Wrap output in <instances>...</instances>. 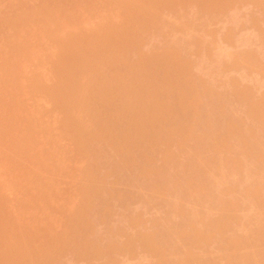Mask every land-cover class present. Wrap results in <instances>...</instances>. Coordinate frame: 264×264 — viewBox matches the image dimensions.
Instances as JSON below:
<instances>
[{"label":"rangeland","instance_id":"374dc122","mask_svg":"<svg viewBox=\"0 0 264 264\" xmlns=\"http://www.w3.org/2000/svg\"><path fill=\"white\" fill-rule=\"evenodd\" d=\"M255 1V2H254ZM228 2H230V3H228ZM261 2V3H260ZM264 2V1H263ZM259 3V4H258ZM216 10V12L214 13L215 15H216V13H217V15H216V17H213V16H209V15H214L213 14V10ZM212 10V11H211ZM209 11H211L210 13L211 14H209ZM131 14H134L133 16L131 15ZM130 15V16H129ZM214 15V16H215ZM210 17L212 18V19H210ZM189 24H191V28H189L188 27V25ZM149 26V27H148ZM150 26H152V27H150ZM118 28L119 30H121V32H123V33H128V34H134V32H136L134 35L132 34V36H131V34H130V36H131V38L133 39V38H135V37H133V36H136L139 40H146V37L148 38V40L147 41H145L144 42V40H143V44L144 43H146L147 44V42H148V44L146 45V46H144L143 47V45H142V48H144V49H140V50H144V54H137V53H139V50L137 49V51L136 50H133L132 52H135V55H136V57H135V55H133L134 57V61L135 62H137V61H139L140 59L141 60H144V61H142V63L141 64H143V65H138V64H140L139 62L141 61H139V62H137L138 64H136L132 59L131 60H129V59H127V56L129 57L130 55H129V52L130 53H132L131 51H130V49L128 50H126V49H124L125 51H127L128 53H126L124 50L122 51V53L126 56H123L125 59L123 60L122 59V53L120 54V56L119 55H117V53L116 54H114V50L112 51V49H108L109 51H111V53H113L112 54V56H118V58H120L121 57V60H119V59H116L117 57H115V59H114V57L112 58V59H109L110 57H112L111 56V53H109L108 52V50L107 49H104L103 48V44H102V38H101V36H100V34L101 33H107V34H110V32L112 33V30L114 29V28ZM188 27V29L190 30H188L189 32H191V34L193 35V33H195L196 34V37L198 38V37H201L200 39H202V40H204V41H202L203 43H204V46L202 45V42H199V40H198V42H199V44L197 45V42H194V44H192V42H191V40H192V37L193 36H195V34L191 37L190 36V33H189V36L188 35H186V37H185V39H184V36L183 35H185V33H187V31L185 32V30H187L186 28ZM149 28H150V30H149ZM152 28V29H151ZM185 28V29H184ZM183 30L185 33L183 34V32H181V31ZM168 33H172V37H173V35L175 36V38H176V41L171 37V35H170V37H171V39H169L170 37H168V39H169V41H166V43L164 42V40H167V35H168ZM187 33V34H188ZM167 34V35H166ZM183 34V35H182ZM139 35V36H138ZM140 36L142 37L141 39H140ZM145 36V37H144ZM144 37V38H143ZM188 37H191V39H189ZM195 37V38H196ZM231 37H232V40H231ZM165 38V39H164ZM184 39V40H186V38L187 39H189L190 41H188V42H191V44L192 45H194L195 46V44L197 45V46H199V48L196 46V47H194V46H191V44L190 43H187L186 41H184V42H181L182 40L181 39ZM193 39L194 41L195 40H197V38L196 39ZM137 39V40H138ZM178 39H180L179 40V42H181V43H183V44H181L180 46H182V47H180L179 46V42H178ZM135 40V39H134ZM172 40H174L178 45H174V44H171V41ZM192 40V41H193ZM201 41V40H200ZM113 42H115L114 44L116 45L117 43H116V41L114 40V41H112L111 43L112 44H110L113 48H116V46L113 44ZM167 42H169L170 44H167ZM141 43H142V41H141ZM173 43V42H172ZM75 44H80V46L79 45H75ZM167 44V45H166ZM76 47H75V46ZM101 45H102V48H101ZM118 45V44H117ZM200 45H202L203 47H206L205 45H207L208 47V49H211L210 51H212L213 53L211 54V52H209L208 53V51L206 52V50H207V48H206V50H205V48H203L202 46H200ZM77 46H79V48H77ZM179 46V47H178ZM75 47V48H74ZM210 47V48H209ZM79 49V50H76V52H75V49ZM80 48H82V49H80ZM201 48H203V49H201ZM102 49V50H101ZM180 49V50H179ZM82 52H81V51ZM103 50H107V51H103ZM201 50H204V52H206V56L205 55H202L203 54V52H201ZM247 50V51H246ZM64 51H66V55H65V52ZM70 51H72V53L74 52L75 53V55H74V53L73 54H71L70 53ZM77 51H78V53H77ZM81 53H80V52ZM100 51V52H99ZM103 51V52H102ZM141 51V52H142ZM243 51H246V52H248L249 51V55H252L253 57H251V59H250V61L249 60H247V62H251V61H255V63L257 64V63H261V61H262V65L264 64V5L262 4V0L260 1L259 0V2H258V0H229V1H227V0H0V264H56V263H58V262H60L61 264H95L94 263V257H96V256H100V259H102L101 258V256L103 257L104 256V258H105V256H106V261L103 259V260H101L103 263H101V261L100 260H98L97 258H96V261H97V263L96 264H152V262L153 261H155V262H157V261H160V259L159 260H157V259H155V260H151V259H153V253L155 252L154 250H153V252H152V256H150L149 254H148V252H146L147 251V248H148V245H144V243H143V245H144V248L141 246V244H142V240H143V238L141 239V237H143V235H144V233H146V235H148V236H150L149 237V239H152L151 237H157V240H160L161 242H163V239L161 240L160 238L158 239V237H160V234L159 235H156L155 233L156 232H161L162 230L164 231L165 229H162L163 227H165V224H168L167 226H169V223H170V227H171V229L173 230V227H174V225H173V227H172V223L171 222H174V220H176L175 218H172L173 219V221H171V222H166L165 220H166V218L167 217H169V216H167V214L166 213H169V212H166V210H165V205L164 206H162V207H165L164 208V210L162 209V211L160 210L161 208H159V207H161L160 205H162V203L158 206V207H156V209H153V208H155V207H153V208H149V207H152V206H154V204L155 203H157V202H153V201H156L157 199H156V196H155V199H154V193H153V190H152V196H150V198L151 197H153V201H151V203L153 204V205H151V203H149L147 200H145L147 197H145V195H147L146 194V192H147V190L148 189H150L151 187V189H154V186H156V185H152V183H151V187H148L147 188V190L144 192L143 191V188H140V189H142V190H138L137 191V189L135 188V185H136V183H135V185H133L134 186V188L136 189V190H134L135 192L137 191L138 192V194H140L139 193V191H142V192H144L145 193V195H144V200H143V198L141 197V196H143V195H141L140 197L142 198L141 199V201H140V199H138V200H133V198L135 199L137 196H135V194L134 193H132L133 192V190H131L132 188H130V187H132V185L131 186H128V184L129 183H131V184H133L132 182H130L129 181V183L127 184V183H124L123 181V183H121V185H124L125 184V187H126V190L128 191H126L128 194H130L131 196H133L134 195V197H130L129 196V198H132V201H134V202H131V199H130V202L127 204V201H129V198H128V200L123 204V202H122V200H121V198H120V195L121 194H123L124 192H125V189L123 188V187H121V186H117L120 190H118V191H121V189H122V191H123V193L121 192V193H119V192H117V196H119L118 198H120V200H117L116 202L117 203H119V201H120V205H121V202H122V204L126 207V208H124V210H125V214L128 216V213H130L129 215H130V217H129V219H128V223L126 222V219H127V217H125L126 215L123 213H121L122 215H120L119 214V216H120V218H121V216H122V219H121V221L119 220V216H118V213L116 214V207H117V209H118V211H122V212H124V210H121V208L119 207V205H114V206H116L114 209H115V211L113 210L112 211V216H114V214H115V219H117L118 218V220L120 221V223L121 222H125V223H121V224H124L125 225V228H126V231H125V229H123V233H125V235L124 236H121L122 235V233H121V231L119 232V229H121L119 226H117V225H115V226H117V227H119V229L117 228V227H115V229H112L113 227H114V225L112 226V224H110L108 227H107V224L106 223H104L105 225H103V223H101V224H99L98 223V220H96V219H99L100 218V221L102 222V219H103V222L106 220L107 222H109L107 219L109 218H107V215H109V213L108 212H110V208H111V210H112V207H110L112 204H111V202H114V196L112 197V199H113V201L111 200V196H109V200H111V202H110V206L109 205H106L107 203H105V200H104V198L103 199H101L102 197H100V196H102L103 195V197L105 196L106 198L105 199H107V196H108V194L106 193V192H104V191H109V185L111 184L110 183V181H111V178H113V177H110V176H113V175H110L108 178H110V180H108L109 182H107L106 180V182H107V184H108V187H106L105 185H106V183L104 184V186L105 187H103V185H102V187H101V183H104L103 182V180L105 179V176L107 175V172L106 171H109L110 172V169H111V167H112V163L110 162H108V159L107 158H109V157H111V155L112 154H110V155H108V157H106V155H105V161H104V159H103V162H101L102 160H100L99 158H102V152L101 151H99V153H101L102 155H100V157H96L98 160H99V162H100V165L98 166V167H96L97 166V164H94V165H92L91 164V159L93 160V162H95V160H96V158H95V160L93 159V157H94V155L96 156V154H94V153H97L96 151H95V149L96 148H99V147H97V146H100L101 148H102V146H101V144H102V141L100 140L102 137V135H99L100 134V129H102V128H96V122L95 121H97V119H96V117L98 118L99 117V120L98 121H100V122H98V123H100V126L99 127H102L101 125L103 124V126H104V124H105V121H108L109 120V118L108 119H106V120H102L101 118H106V116H108L107 115V113H106V115H105V117H101V116H103L104 115V112H106V110L104 109H102V107H105L106 106V100H107V105H109V107H107L106 106V109L108 108V114H110L111 115V113L113 114V115H111V117H116V114H120L119 112H120V110H119V106H117L118 104L120 105V104H124L125 103V105L124 106H127V107H129V108H127V107H124V108H127L126 109V115H123V114H125L123 111V114H121L120 115V118L122 119L120 122H122L124 119H123V117H125V120H126V123L128 122L127 121V118H126V116H129V118L128 119H130V117L132 116L133 117V120L135 119L134 117L135 116H133V114L135 115V113L137 114V108L136 107H140V106H135L134 105V103H133V101L134 100H137L136 101V103H139L138 102V100H140L143 96H141V95H146L147 94V96L148 97H146V96H144L141 100L143 101V103L142 102H140V104L142 103V104H144V102H146V105H148L147 107H145L146 105H143V109L141 108L142 107V104H141V107H140V110H143L144 111V109L146 110V111H144V113L143 112H139L138 111V119H137V117H136V119H137V121L136 120H134L135 122H138L139 123V121L138 120H142V118L144 119V115H145V112L147 113L146 115H147V118L148 119H150L151 117H153L154 118V116H155V118H154V120L156 119V121H153V118H151V120L152 121H150V120H148L147 118H146V115H145V120L147 119L148 120V122H149V124L146 122V123H139V124H137V125H140L139 127H141V125L143 124L144 126H145V128H143V125H142V128L145 130V133H146V130L148 129V128H146V126H148V125H151L150 127H153V125H155L156 127L159 125V123L161 122V121H163L164 119L163 118H165V116H163V120L161 119V117H162V115H160L161 117H159V111H161L162 110V107L163 106H165L164 104L163 105H159V103H160V101H162V103H163V101H164V103L165 102H167L166 104H168V106H165L164 108H168L169 106L171 107V106H173L175 103H173L174 102V100H173V98L172 97H174L175 98V96L177 97V96H179V95H181L180 94V92H181V90H182V88H185V87H182V85L183 86H186V84L187 83H189L190 82V80L189 79H192L193 77H195L193 80H191L192 81V83H193V81L195 80V82H197L198 80H196V78H198V79H202V81L200 82L201 84H199V86H200V91L201 92H199V93H202L203 91H204V89L206 90V92H207V90L209 89L208 88V86H207V89H206V84H208L209 85V87H210V85H212L213 83H212V81H210L211 82V84H210V82H209V80L208 79H210V78H208L209 76H210V74L212 73H214V70H215V75H212L213 76V82L215 83L214 85H216L217 86V88H219V89H217L219 92H222L221 94L219 93V96L221 95V97H222V99H223V97L224 96H222V95H226V97H227V95L229 96V95H233L232 97L234 98V99H236V103L235 104H239L240 103V101L241 100H243L241 97L242 96H240L241 94L240 93H244L243 95L244 96H246V98L248 97V100L246 99V102H248V101H250L251 100V102H252V100L254 101V103L255 104H257L256 106L257 107H261L262 108V106H264V102L263 103H261L262 101L261 100H263L264 99V97L262 96V94H264V73H263V67H262V72H261V69L260 68H258L257 66H256V64L254 63V65H253V62H251L252 63V65L254 66H250V65H247L246 67H245V65L246 64H248V63H246V59H248V57L246 56V54H243V53H245V52H243ZM251 51V52H250ZM99 54H98V53ZM106 53V55H105V53ZM243 54L242 56H240V54ZM241 52H243V53H241ZM254 53V55L253 54H250V53ZM81 55H80V54ZM102 53H104V55L102 54ZM109 53V54H108ZM214 53H215V55H214ZM236 53H238L239 55V57H243L244 55V59H245V63L243 62V61H241L242 59L241 58H239L238 56H237V54ZM78 54V55H77ZM168 54L169 55H171V57L169 56L168 57ZM68 55V56H67ZM100 55V57L102 56H104L105 58L104 59H106V61L108 62L109 60H111V61H109V62H112L113 60L116 62L117 60H119L117 63H119L120 62V65L122 64L121 63V61H123L124 62V64L126 65V66H128V67H126V70H124L123 68V72L125 73H123L122 71H120L121 69H119L118 70V67H120L119 66V64H118V66H117V68H112V70H111V72H110V70H109V68L108 67H113L112 65L111 66H106V68H104V69H107L108 68V72H103V73H105V75H106V73H107V75L109 76V74L111 73V75L109 76L110 78H108V76H105L104 75V77H106V79L108 78V81H105L104 79L105 78H102V77H100L101 76V72H100V70L99 69H101L102 71H103V67H105V65H106V61H99L98 60V56ZM110 55V57L108 58V56ZM137 55L140 57H138L137 58ZM142 55H144L143 57H142ZM165 55H167V57L165 56ZM214 57H213V56ZM232 55H233V57H232ZM248 55V54H247ZM63 56V57H62ZM106 56H107V58H106ZM166 57V58H163V57ZM173 56H176V57H178V58H180L179 60H178V62H177V59H176V57L174 58ZM183 56V57H182ZM217 56L219 57V58H217ZM235 56H237L238 57V59H235ZM73 57H75V58H73ZM146 57V58H145ZM174 58V60L176 59V62L177 63H181L182 61H185L184 63L187 65V69H188V66L190 65V68L193 70L192 72L194 73V76H192V78H189L190 76H189V74L188 73H190V74H192L191 73V70H190V68L188 69V70H186V65L185 64H183V62L181 63V65L180 64H177V63H175V61L173 60L172 61V63L174 62V65H172L171 64V60L170 59H173ZM182 57V58H181ZM204 57H205V60H204ZM210 57H212L213 59H211ZM216 57V58H215ZM231 57L233 58L232 60H231ZM245 57H247V58H245ZM130 58H131V56H130ZM135 58H136V60H135ZM148 58L149 59H152V60H148ZM164 59V61L165 60H167V58H168V60H170V62H165V63H167V64H169V66H177V65H179V66H177V68H179L180 66H183V67H181V68H179V70H177V71H180V69H181V71H182V68H185V70L188 72L189 70H190V72H188L187 74H186V71H184L185 72V74L184 75H182V73H184L183 71H182V73H174L173 71H171L172 72V77H174V75H175V77H176V75H177V77H178V80L179 79H181V81H182V76H184V78H183V81L185 82L186 80H187V76H188V80H187V82H186V84H184V83H180V82H176V84H175V86H176V88H181V90H180V92H178L179 94H177L176 92L178 91V89H177V91L175 92L176 94H174L175 96H172V94L174 93H169L168 92V90H171L172 88H175V87H173L174 85H172V88L171 89H168L167 90V95L168 94H170V96H172V97H170L169 95L168 96H166V94L164 93V89L162 90V88H160V85H158V81H159V83L160 82H162L161 80H163V82H169L170 83V79L172 78H170V77H168V75H170V74H167V78H168V80H166L167 78H166V76H165V78L163 79H161V80H158L159 78H161V77H164V75H166L165 74V69H166V64L165 63H163L164 61L162 60V59ZM170 58V59H169ZM250 58V57H249ZM252 58L253 59H255V60H252ZM155 59L156 60H158V59H160V60H162V63H159V61L160 60H158V62L157 63H159V64H165V69L163 70V71H161L160 72V70L158 71L159 73H161V74H163V72H164V75H161L160 74V76H158L157 74H158V72H157V70L158 69H161V67H163V65L162 66H160L159 65V67H158V69H157V67L154 69L155 70V72H157V76L155 75L154 77L155 78H157L155 81L157 82V87H155L154 86V78H153V75L155 74L154 72L152 73V71L153 70H150V67L153 65V67L152 68H154L155 66H156V64L157 63H155L156 61H155ZM184 59V60H183ZM209 59V60H208ZM217 61H215V60ZM220 59V60H219ZM259 61H258V60ZM96 60H97V62H96ZM146 60H148L147 62H149V63H151V62H153V61H155V62H153L154 64H150L151 66H149L148 64L149 63H147V62H145ZM182 60V61H181ZM211 60H212V64L210 63L211 62ZM214 60V61H213ZM237 60V61H239L240 60V62L244 65V67L246 68H244L243 66V68L241 67V65H239L240 67H241V69H240V71H236V69L238 68L237 67V65L238 64H240V62H235V61ZM256 60L258 61V62H256ZM113 61V62H114ZM208 61H210L209 63H208ZM219 61H221L220 63H219ZM230 61L232 62V61H234V63H236V67L237 68H235L234 66V63L232 62V63H230ZM100 62V63H99ZM108 62V63H109ZM213 62H216V63H213ZM226 62H229L231 65H232V67L230 66H228V63H226ZM95 63V64H94ZM97 63H98V65L100 66V65H102V67L101 68H98L99 66H97L96 67V65H97ZM102 63H105V64H102ZM133 63H134V65H137L140 69L142 68L143 69V71L145 70V72H146V75H145V72H143V71H141V72H139L140 70H138V72L139 73H142L143 75H144V78H143V76H142V74H139V75H141V76H139L138 75V72L136 73V71H137V68H136V66H133ZM147 63V65L149 66L148 68H147V66H144V64H146ZM208 63V64H207ZM128 64V65H127ZM171 64V65H170ZM189 64V65H188ZM220 64H223L222 66H220L221 68H219V65ZM226 66H225V65ZM260 64V65H261ZM94 65V66H93ZM109 65H110V63H109ZM123 65V64H122ZM121 65V66H122ZM158 65V64H157ZM209 65V66H208ZM212 65V67H211V69H210V66ZM257 65H259V64H257ZM129 66H131L132 67V69H133V67H134V70L133 71H135V69H136V71L135 72H133V74H134V76H139L140 78H142V79H139V77H138V79H136L137 77H134V76H132V73H131V75H129V76H127L128 74H130V73H128L127 72V68H129ZM175 66V67H176ZM215 67V69H214V67ZM227 66H228V68H227ZM264 66V65H263ZM91 67L94 69V67H96V68H98V69H91ZM123 67V66H122ZM131 67H130V69H131ZM144 67H145V69H144ZM175 67H173L174 69H175ZM226 67V68H225ZM235 68L234 70L235 71H233L232 69H229V68ZM248 67H251V68H248ZM257 67V68H256ZM259 67H261V66H259ZM138 68V69H139ZM170 67H168L166 70H168ZM173 68H170L168 71H170V70H174ZM220 69L219 70V72L218 71H216L217 69ZM225 68V70H223ZM248 68V69H247ZM255 68V69H254ZM89 69L91 70V74H92V76H93V74H95V73H93V71H95L96 70V74L98 75V72H99V75L100 76H98V77H96L95 76V78L96 79H98L99 77L100 78H102V80H104L102 83H104V85L102 84V83H99V85H97L98 84V82H100V81H102V80H100V79H98V80H96L97 81V84L96 83H93V81L95 82V78H92L91 77V74H88V72L90 73V71H89ZM117 69V70H116ZM149 71V72H151L152 73V75L149 73V72H147V70ZM157 69V70H156ZM163 69V68H162ZM210 71H209V70ZM228 69V70H227ZM242 69H244L243 71H242ZM250 69V70H249ZM258 69H260L259 70V72H257L258 71ZM99 70V71H98ZM113 70H114V73H113ZM116 70V71H115ZM229 70H232V71H229ZM104 71H106V70H104ZM117 71H119V72H117ZM128 71H129V69H128ZM175 71H176V69H175ZM211 72V73H209V72ZM127 72V73H126ZM129 72H131V70L129 71ZM218 72V73H217ZM174 73V74H173ZM127 74V75H126ZM149 74L151 75V76H149ZM180 74L182 75L181 76V78H179L180 77ZM121 75H123V77L121 76ZM126 75V76H125ZM187 75V76H186ZM130 76H132V77H130ZM149 76V77H148ZM171 76V75H170ZM211 76V77H212ZM94 77V76H93ZM124 77H126V81H127V83L125 82V78ZM128 77V78H127ZM134 77V78H133ZM147 77H148V80H147ZM151 77H152V79H151ZM159 77V78H158ZM177 77L176 78H174V79H177ZM93 79V81H92V79ZM124 78V79H123ZM131 80H130V79ZM152 80V81H154L153 82V84L150 82V83H146V85L147 84H150L151 86L153 85L156 89H158V87H159V92H161V93H164L165 95H161L160 94V96L158 95L159 93H157L158 92V90L155 92V94H154V92H151V91H153V87H151V90H150V88H148L149 86H142V88H144L143 90H147L146 91V93H144L145 91H139L138 93L140 94V96H141V98L139 99V94L137 95V94H134V93H137L135 90H137V88L139 89V88H141V86H140V82L142 81V83H143V85H145L144 83L147 81V82H149V80L150 79ZM208 78V79H207ZM128 79L133 83L134 82V84H132L131 82H130V84L132 85V87L133 86H136V89L134 90V89H132L131 90V93H132V91H134L131 95H130V93H129V91H130V89H131V85H129V82H128ZM136 79V80H135ZM144 79V80H143ZM207 79V81H204V80H206ZM139 82H138V81ZM158 80V81H157ZM164 80H166V81H164ZM172 80V79H171ZM211 80V79H210ZM236 80V81H235ZM135 81H137L138 83H139V85H138V83H136V85H135ZM180 81V80H179ZM204 81V82H203ZM234 81V83H237V81H238V85H239V83H240V85H239V87H237L238 85H233L232 86V84L230 83V82H233ZM124 82H125V84H124ZM194 82V83H195ZM92 83H93V85H92ZM165 83H164V85L163 86H166L165 85ZM173 83V82H172ZM178 83L179 84H182L181 86L180 85H178ZM198 83H199V81H198ZM198 83H195V84H193V88H194V86H195V89L198 87L197 85H198ZM204 83H206L205 84V88L202 86V84H204ZM233 83V84H234ZM101 84H102V86H101ZM129 85V87H128V85ZM162 84V83H161ZM197 84V85H196ZM92 85V86H91ZM95 85H97V86H95ZM167 85H168V83H167ZM170 85H171V83H170ZM177 85H178V87H177ZM192 85V84H191ZM99 86V87H98ZM106 86H108V88L106 87ZM128 88H127V87ZM139 86V87H138ZM163 86H161V87H163ZM188 86V85H187ZM216 86H213V87H216ZM99 88L100 90L98 91V89H95V88ZM103 87H105L104 88V92L102 91V89H103ZM124 87H126V88H124ZM145 87H147V88H145ZM167 87H169V85L167 86ZM203 89H202V88ZM213 87L211 88V89H213ZM141 88V89H142ZM163 88H165V87H163ZM188 87H186L185 88V90L187 89ZM191 88V87H190ZM192 88V89H193ZM199 88V87H198ZM96 91H95V90ZM106 89H107V91H106ZM127 89H129V91L127 90ZM140 89V90H141ZM210 89V90H211ZM215 89L216 88H214L211 92L214 94V92H216L215 91ZM235 89H237L238 91L239 90H242V91H244V92H242V91H240L239 93H238V91L237 90H235ZM149 90V91H148ZM173 90H175V89H172V91ZM203 90V91H202ZM98 91V92H97ZM101 91V92H100ZM105 91H106V93H105ZM124 91H125V93H124ZM127 91V92H126ZM138 91V90H137ZM183 91H184V89H183ZM199 91V89L198 90H195L194 92H196V94L195 93H193L194 94V101H195V99L197 98L196 96H199L198 95V92ZM236 91H237V95H239V96H237L236 95ZM94 92H97V94L99 95V97L96 95V93H94ZM108 92H110V99L112 98L114 101H112V99H111V101H110V99L108 98V99H104V97H107V93ZM142 92L144 93V94H142ZM148 92V93H147ZM149 92L151 93V95L149 94ZM205 92V91H204ZM202 93V94H207V93ZM101 93V94H100ZM124 93V94H123ZM181 93H183V92H181ZM217 93V94H218ZM96 95V97H98L97 99L96 98H94V99H96L95 100V102L93 101L94 99H92L91 97L93 96V95ZM102 94H105L104 96H102L103 98H100L101 96L100 95H102ZM126 94V95H125ZM208 94H209V91H208ZM216 94V93H215ZM94 95V96H95ZM125 95V99L126 100H124V102L122 101L123 100V96ZM196 95V96H195ZM210 95V94H209ZM76 96L78 97V98H76ZM109 96V95H108ZM128 96H130L129 97V99H128ZM135 96V98L136 97H138V99L136 98V99H134L133 97ZM158 97V99H157V101H156V99H154L156 102L155 103H153V97ZM212 96V95H211ZM209 97V98H214L215 96H216V99L219 97L218 95H214V96H212V97ZM218 96V97H217ZM230 96V99H233L232 97ZM243 96V97H244ZM261 96L263 97V98H261ZM81 99H80V98ZM150 97H152V99L150 98ZM154 97V98H155ZM156 97V98H157ZM168 97H170L169 99H168ZM180 97V96H179ZM200 97L202 98V96L200 95ZM199 97V99H201ZM203 97L205 98V95H203ZM207 98H208V96H206ZM225 97V98H226ZM240 97V98H239ZM74 98H75V102L76 103H78V100L76 101V99H80L79 101H82L83 103L84 102H87L88 103V100H90L94 105H103V103L105 104L104 106H102V107H99V108H95L96 109V112L95 111H93V109H94V105L93 104H91L90 103V101H89V106L91 105H93L92 106V108H89V106H87V107H85L84 106V109L85 108H88L87 110H84V112H82L81 111V108H78V106L73 102V100H74ZM101 100H100V99ZM147 98L148 99H150L151 101H150V103H149V101H147ZM172 98V99H171ZM203 98V99H204ZM208 98V100L207 99H205L206 101H209L210 99ZM220 98V97H219ZM237 98H239V99H241V100H238ZM245 98V97H244ZM250 98V99H249ZM252 98V99H251ZM260 98H261V100H260ZM86 99V101H84ZM104 100V102H103V100ZM128 99V100H127ZM131 99H134L132 102H130L131 101ZM146 99V100H145ZM168 99L170 102L169 103H171L172 102V100H173V102H172V104L171 105H169V103H168V100L166 101V100ZM171 99V100H170ZM176 99H178V100H181L182 98L180 97V98H175V100ZM198 99V98H197ZM196 99V100H197ZM215 99V98H214ZM213 99V100H214ZM215 99V100H216ZM221 99V98H220ZM219 99V100H220ZM222 99H221V101H219V102H222V104L221 105H218L217 103L215 104L214 102H217V101H215L214 100V102L213 101H209L210 102V104H212V103H214L216 106L218 105L219 107L221 106V108L223 109V108H225V107H222V105H223V101H222ZM230 99H228V98H226L225 100H227L226 102H228L229 103V100ZM101 102H100V101ZM110 101V103L112 102V104H110V103H108L109 101ZM140 100V101H141ZM153 100V101H152ZM99 101V102H98ZM126 101H127V103H126ZM177 101V100H176ZM199 101V100H198ZM245 101V100H244ZM264 101V100H263ZM73 102V103H72ZM103 102V103H102ZM121 102H123V103H121ZM131 103L130 105L128 104V103ZM159 102V103H158ZM178 102V101H177ZM212 102V103H211ZM218 102V103H219ZM235 102V101H234ZM98 103V104H97ZM133 103V104H132ZM183 103H185V101H182V103H181V101H179V103H177L178 104V106L180 105V104H182V108L181 109H183V107L185 106V105H183ZM224 103H225V101H224ZM231 103V102H230ZM243 102L241 101V103L240 104H242ZM62 104V105H61ZM76 106H75V105ZM86 104V103H85ZM114 104H116V105H114ZM139 104V105H140ZM150 104H152V107L151 108H153V105H154V111H155V109H156V112H154L153 110H151V108L149 107V105ZM186 104V103H185ZM209 104V103H208ZM210 104H209V106H210ZM220 104V103H219ZM225 104H227V103H225ZM232 104H234V103H232ZM234 104V108H235V105ZM240 104L238 105L239 107H237L236 106V108H238V113H239V115H241L240 113L242 112V110H245L244 109V107H240ZM244 104L245 105H248L247 103H245L244 102ZM244 104H242V105H244ZM251 103H249V105H250ZM260 104H262L261 106H259ZM71 105H73V107H71ZM138 105V104H137ZM159 105V106H158ZM214 105V106H215ZM244 105V106H245ZM61 106H62V108H61ZM75 106V107H74ZM90 106V107H91ZM116 106V107H115ZM120 106H122V108H123V105H120ZM131 106V107H130ZM156 106H158V107H156ZM160 106H162V107H160ZM177 106V105H176ZM207 106V105H206ZM208 106V107H209ZM212 106H213V104L211 105V108H212ZM225 106V105H224ZM227 106V108L229 107V106H231L232 107V105H230L229 104V106L228 105H226ZM256 106H254V104H253V106L252 107H256ZM111 107V109H110V111H109V108ZM132 107L134 108V110L132 109ZM145 107V108H144ZM160 107V108H159ZM186 107H187V104H186ZM246 107V109H247V107L248 106H245ZM251 107V105L248 107L249 109H251L250 108ZM74 108L75 109H79L80 110V112H79V110L77 111H74ZM83 108V107H82ZM113 108V109H112ZM118 109V113H115V115H114V112H116V110ZM121 108V107H120ZM121 108V109H122ZM150 108V111L152 112H150V111H148L147 112V109H149ZM157 108H159V109H161V110H159V109H157ZM164 108H163V110L162 111H164ZM174 108V106L172 107V109ZM207 108V107H206ZM218 110H220L218 107H216ZM233 108V109H234ZM241 108V109H240ZM264 108V107H263ZM73 111H72V110ZM89 109L91 110L92 109V112L91 111H89ZM94 109V110H95ZM100 109H102V111L103 112H100L99 114H98V112L100 111ZM139 109V108H138ZM171 109V110H172ZM177 109H178V107H177ZM176 109V107L174 108V110H177ZM184 109L185 110H187V108H185L184 107ZM183 109V113H185L186 114V111ZM217 109H215L214 108V110H215V112H218V110ZM228 109H231V110H233L232 108H228ZM227 109V111H229ZM239 109H240V111L241 112H239ZM246 110L247 112H250V110ZM256 109L257 108H255L254 110H252L254 113H255V111H256ZM258 109H260V108H258ZM257 109V110H258ZM83 110V109H82ZM99 110V111H98ZM125 110V109H124ZM132 110L134 111V112H132ZM170 110V111H171ZM173 110V112L175 113V111ZM210 110V109H209ZM213 110V109H212ZM213 110V111H214ZM217 110V111H216ZM223 110H226V109H223ZM223 110H220L221 112L223 111ZM230 110V111H231ZM88 111V112H87ZM98 111V112H97ZM129 111H131L133 114H131V112H129ZM161 111V112H162ZM178 111V110H177ZM179 111H180V108H179ZM205 111V110H204ZM206 111H208V110H206ZM227 111H226V114H227ZM251 111V114L253 113ZM264 110H262V109H260L259 110V114L256 112L255 113V116H256V114H258L259 116H261V115H263L264 114V112H263ZM77 112V113H76ZM79 112V113H78ZM82 112V113H81ZM88 113L87 115H86V113ZM91 112V113H90ZM130 114H129V113ZM158 112V113H157ZM209 112V111H208ZM205 112V113H207V114H209V115H207V116H209V117H207L206 115H203V117H205L206 116V118L205 119H207L208 121L210 120V119H212V118H210V117H212V111L211 112ZM224 112V111H223ZM232 112V111H231ZM233 112L235 113V110H233ZM246 112V113H247ZM260 112H261V114H260ZM95 113V114H94ZM98 115H97V114ZM127 113L129 114V115H127ZM140 113L141 114H143V115H140ZM148 113H150V115L152 114V116H150ZM155 113L156 114H158V117L159 118H156V116L157 115H155ZM177 113V112H176ZM191 113V112H190ZM202 112L200 111V115H202L201 114ZM204 113V114H205ZM210 113L212 114L211 116H210ZM219 113V115H221V113L220 112H218ZM229 113V112H228ZM243 114H244V111L242 112ZM254 113L252 114V115H254ZM160 114H163V113H160ZM178 114H179V112H178ZM185 114H183L182 115V117L185 115ZM192 114V113H191ZM190 114V115H191ZM197 114L198 113H196V115H194V112H193V114L192 115H194V116H192V117H190V116H188L190 119H189V121L191 120V121H193V119H195V118H197V120H200V121H202L203 122V124H204V118L202 119L201 117H199L198 118V116H197ZM217 114V113H216ZM223 114V113H222ZM225 114V113H224ZM226 114L224 115L225 117H229V116H226ZM236 114V117L238 116L237 115V113H235ZM250 113H249V115H251ZM89 115H90V117L92 118V121L94 122V124H91V125H93V126H91V125H89V123L91 122L89 119H90V117H89ZM93 115H94V119H93ZM97 115V116H96ZM136 115V116H137ZM139 115H140V117H139ZM180 115V114H179ZM187 115V114H186ZM188 115H189V113H188ZM218 115V114H217ZM230 116H232L231 114H229ZM246 115V114H245ZM244 115V116H245ZM96 116V117H95ZM118 116V115H117ZM123 116V117H122ZM149 116H150V118H149ZM176 116L178 117V115L176 114ZM195 116H197V117H195ZM246 116H248V114L246 115ZM255 116H253V117H255ZM259 116H257V117H259ZM101 117V118H100ZM176 117V118H177ZM182 117L181 118H179L178 117V120H180V119H182ZM215 117H217L216 115H215ZM220 117V116H219ZM219 117H217V118H214L215 119V121L216 120H220V118ZM225 117H224V119H225ZM256 117V118H257ZM263 117V116H262ZM261 117V121H263L264 120V118H262ZM120 118H113L114 120H120ZM140 118V119H139ZM170 116H169V119L168 120H170ZM184 118V117H183ZM185 118H187V116H185ZM210 118V119H209ZM231 118V117H230ZM235 117L234 116H232V119H234ZM237 118H239V117H237ZM237 118H235L236 120H237ZM241 118V117H240ZM239 118V119H240ZM245 119V117H243L242 116V118L240 119L241 121H242V123H241V125H243L244 123H243V121H248L249 122V120H247V118L248 117H246V119ZM251 118V116L248 118V119H250ZM260 118V117H259ZM259 118H257L258 120H259ZM96 119V120H95ZM110 119H112V118H110ZM113 119L111 120V122H112V126L114 125L113 123H115V121H113ZM161 119V121H159V120ZM213 119V120H214ZM221 119H223L222 117H221ZM223 119V122H225L226 120H224ZM252 119V118H251ZM167 120V116H166V118H165V120H164V123H165V121ZM196 120V121H197ZM207 120H205V121H207ZM212 120V122H213V125H214V122L215 121H213ZM218 120V121H219ZM239 120V122H241ZM253 120V119H252ZM258 120L257 121H254V122H258ZM81 121H84V122H81ZM89 121V123L88 124H86L87 122ZM117 121V122H118ZM134 121H132V118L130 119V121H129V123L127 124L128 126H129V128H130V125L132 126V128L134 127H136L133 131L132 130H130V129H132V128H128L129 130V133L126 131L125 132V135H124V133H123V131H125V130H120L121 128L119 127V126H117L116 124H117V122L115 123V127L117 126V128H120V129H118V130H120L121 132L120 133H122L124 136H122V134H120L121 135V139L124 141V143L127 141V137L128 138H130V140H131V143L130 142H128L129 141V139H128V143H126V144H124L123 143V141H122V143H121V139H117V137H116V134L114 135V133H109V132H107V131H111V129L110 128H108V126H106L107 125V123L105 124V127H107V129H105V130H107V131H105V132H103L104 130H102V132L104 133L103 134V138H104V141L106 140V141H108L109 139H105V137L107 138V136H104L105 134L107 135V133H109V135H108V137L110 138V136L111 137H113V135H114V137L117 139V141H120V143L119 142H113L114 141V139L112 138V139H110V140H112V142L111 141H109V145L110 144H112L113 143V145H111V147L109 146L108 148H112L113 147V150L115 149V150H119L120 149V146H121V148H124V147H126V146H128V145H132V146H134L135 147V141L137 140V138H138V143L140 144V145H144V144H141V141L139 142V140H140V138H142L143 136H139L138 134H139V132H137L139 129H137L138 128V126L136 125V126H134V124H136V123H134V124H131L132 122H134ZM157 121H159L158 122V124L156 125V123L155 122H157ZM176 121H177V119H176ZM181 121V120H180ZM185 121H186V119L184 120V123H185ZM188 121V120H187ZM190 121V122H191ZM195 121V122H196ZM221 121V123L223 124V122H222V120H220ZM220 121L218 122V123H220ZM228 121H229V119H227V124H228ZM235 121V120H234ZM238 121V120H237ZM251 121V120H250ZM93 122H91V123H93ZM104 122V123H103ZM120 122H118V123H120ZM131 122V123H130ZM141 122V121H140ZM143 122H145V121H143ZM151 122L152 123H155V124H151ZM167 122V121H166ZM179 121H177V123H178ZM182 122H183V120H182ZM190 122L189 123H185V124H189V126L192 124V126H194V125H196V123H194L193 124V122L190 124ZM199 122V121H198ZM197 122V124H199V123H201V122H199L198 123ZM248 122H246V123H248ZM85 123V124H84ZM109 123V122H108ZM173 124V126H174V123H173V120H172V122H171V120H170V123L168 122V123H165L166 125H168V127H166L168 130H166V129H164V127H158V128H154V130H159V129H161V130H159V131H164L165 132V130L168 132H170V134H168V135H170V137H171V133L172 132H174V134L173 135H175L176 133L175 132H177V136H179V137H176L175 138V140H177V138L179 139L180 138V135H181V133H182V131L180 130V132L178 133V131H179V128H177V127H180L181 125L183 126L184 125V123H181V122H179V123H181V125L180 126H176L175 128H173V126L171 127L169 124ZM177 123H175V125L177 124ZM217 122H215V126H217L216 128L218 129V133H219V131L220 130H222V129H220L221 127H219L218 128V124ZM220 123V124H221ZM123 124H124V122H123ZM146 124V125H145ZM148 124V125H147ZM162 124H163V122L159 125V126H162ZM171 124V125H172ZM203 124L200 126L201 128L203 127ZM206 126L207 127H210L212 124L210 123V126L208 125L209 124V122L207 123L206 122ZM220 124H219V126H220ZM226 124V123H225ZM226 124V125H227ZM256 125H257V123H255ZM253 125L252 123L251 124H247V127H249V126H251V125H253V126H256V125ZM86 125H89V126H91L92 128V130L89 128V126H86ZM99 125V124H98ZM119 125V124H118ZM121 125V124H120ZM164 125V124H163ZM177 125H179V124H177ZM186 125V126H187ZM212 125V126H213ZM246 125V124H245ZM249 125V126H248ZM84 126H86L85 128H84ZM126 125L124 124V126L122 127L123 129H124V127H125ZM165 126V125H164ZM170 126V127H169ZM181 126V127H182ZM211 126V128L213 129V127ZM222 126V125H221ZM225 126V125H224ZM253 126H251L252 128H255V127H253ZM88 127V128H87ZM95 127V128H94ZM150 127H149V129H150ZM191 127V126H190ZM195 127L196 126H194V129H195ZM198 127H199V125H198ZM206 127V128H207ZM251 127H249V130L250 129H252ZM84 128V129H83ZM104 128V127H103ZM112 128V132H114V130H115V128L114 127H111ZM113 128H114V130H113ZM125 128H127V127H125ZM153 128H151V130H153ZM172 128V129H171ZM200 128V130L201 131H203L204 129H205V127H203L202 129ZM216 128L214 127V129L216 130ZM226 128H228V125L226 126V127H224V129H226ZM242 128H244V127H242ZM241 128V129H242ZM83 129V130H82ZM89 129L92 131L91 132V134L90 135H88L89 137L90 136H92V137H90V139H92V138H94L95 137V144L97 143V145L94 147V148H92L93 147V145H92V143L94 144V139L93 140H90V139H88L89 140V142H88V140H87V138H89V137H86V135L83 133L84 132V130L85 131H89ZM95 129H97L98 131H99V133H98V131H96ZM137 129V130H136ZM173 129L175 130V129H178V130H175V131H173ZM193 129V130H194ZM196 129H197V127H196ZM194 130L193 132H195V131H197V130H199V129H197V130ZM220 129V130H219ZM245 129H246V127H245ZM8 130H11L12 132H13V134L15 133L16 135H15V137H11V136H14L13 134H11V132L10 131H8ZM94 130V131H93ZM117 130V129H116ZM115 130V131H116ZM150 130V131H151ZM206 130H209V128L208 129H206ZM244 130V129H243ZM246 130H248V128L246 129ZM83 131V132H82ZM139 131H142V129H140ZM149 131V130H148ZM149 131V132H150ZM200 131V132H201ZM205 131V130H204ZM211 131H213L212 133H214L215 135H219V134H217V132L215 133L214 132V130H210V132ZM233 131V130H232ZM262 131H264V130H262ZM93 132H95V133H93ZM148 132V133H149ZM153 132H155V131H151L150 133H152L151 135H153ZM164 132H160V134H164ZM208 131H206V133L205 134H207V138H210L212 135H214V134H211V136L209 137L208 136V133H207ZM231 132V131H230ZM249 132V131H248ZM248 132H246V134H244V135H248L249 133ZM8 133V135H10V139H11V141L13 140L12 138H14V140H16V136L18 135V139L19 140H16L15 142H14V140H13V143L12 142H10L9 140V138H7L6 137V134ZM10 133V134H9ZM83 133V134H82ZM88 133H90V131L88 132ZM98 133V134H97ZM128 133V134H127ZM138 133V134H137ZM145 133H142V134H144L145 135ZM196 133V132H195ZM227 134H225L224 136L227 138V135H228V131L226 132ZM248 133V134H247ZM262 133V132H261ZM95 134V135H94ZM97 134V135H96ZM140 134H141V132H140ZM154 134H156V136H157V134H158V136H159V133H154ZM180 134V135H179ZM203 132H202V134L200 133H198V131H197V134H195L196 136V138L197 137H200V136H204L205 135ZM234 134V133H233ZM256 134H258V133H256ZM260 134V133H259ZM7 135V136H8ZM22 135V136H21ZM79 135L81 136L82 135V137L80 138L79 137ZM84 135V136H83ZM127 135V136H126ZM147 135V136H146ZM146 137L144 136L143 138H145L144 140L143 139H141V140H143L144 142H145V140L148 138V134L146 133ZM151 135L149 134V136H150V138L149 139H154V138H156L157 140L159 139L158 138V136L156 137L155 135H153L152 137H151ZM164 135H167V133L166 134H164ZM167 135V136H168ZM172 135V136H173ZM197 135H200V136H197ZM210 135V134H209ZM215 135H214V138H213V142H212V145H213V143H215V141L217 142V144H218V141H219V139H218V137H217V139L215 138ZM229 135H230V133H229ZM237 135V134H236ZM98 138H97V137ZM100 136V137H99ZM155 136V137H154ZM162 136V135H161ZM161 136H160V138H161ZM167 136H163V137H166V139H167ZM206 136V135H205ZM204 136V139L206 138ZM224 136H222L221 138L223 139V137ZM235 136V135H234ZM243 136V135H242ZM261 136V135H260ZM264 136V135H263ZM20 137V138H19ZM24 138V139H21V138ZM25 137H27L28 138V140H29V143H28V140H27V142H25L26 140V138ZM85 137V138H84ZM120 137V136H119ZM124 137V138H123ZM170 137H168V139H167V141H171V140H173L174 139V137H172L170 140H169V138ZM224 137V138H225ZM231 137H232V135H231ZM231 137H229V139H230V142L228 141V140H226L230 145H231V142L234 140V139H237V137H239L238 135H237V137L235 136V138H232L231 139ZM254 137H256L255 135H254ZM100 138V139H99ZM182 138L183 137H181V140H182ZM196 138H195V140L194 141H196ZM220 138V137H219ZM221 138H220V140H221ZM225 138V139H226ZM240 138H242L243 139V137H240ZM257 138V137H256ZM255 138V139H256ZM258 138H259V136H258ZM261 138V137H260ZM259 138V139H260ZM9 139V140H8ZM32 139V140H31ZM83 139V140H82ZM86 139V141L84 142V140ZM115 139V140H116ZM134 139H136L134 142L132 141V140H134ZM149 139H147L148 141H149ZM155 139V140H156ZM163 139V138H162ZM165 138L163 139V142L166 140ZM211 139V138H210ZM209 139V141L211 142V140ZM225 139L224 140H221V141H224V143L226 142L225 141ZM228 139V138H227ZM242 139H239V140H242ZM253 140H254V138H252ZM258 139V140H259ZM262 139V141H263V138H261ZM21 140V141H20ZM25 140V141H24ZM82 140V141H81ZM96 140H98V141H100L101 142V144L99 145L98 144V142H96ZM103 140V139H102ZM147 140H146V143H148L147 142ZM174 140V142H175V145H179L180 144V142L179 141H181V140H177V141H175ZM200 140H201V138H200ZM200 140H198V138H197V142L198 141H200ZM202 140H203V138H202ZM218 140V141H217ZM232 140V141H231ZM238 140V139H237ZM104 141H103V143H104ZM143 141H142V143H143ZM154 141V140H153ZM152 141V142H153ZM159 141H161V139L160 140H158V141H155V142H158V145L160 144V142ZM193 141V142H194ZM205 141V140H204ZM203 141V142H204ZM209 141H205L204 143H206L207 142V144H209V146L207 145L206 147L207 148H204L205 146L203 145L204 143H199V145H200V147L202 148H204L205 150L206 149H209L208 147H210V143H209ZM235 141V140H234ZM255 141H257V140H255ZM261 141V143H258V145H260V146H263V142ZM16 142H18V143H16ZM21 142V143H20ZM26 144H25V143ZM90 142H92L91 143V145H90ZM149 142H151V140L149 141ZM179 142V144H176V143H178ZM220 142V141H219ZM237 142H239V141H237ZM237 142H234V143H237ZM19 143H20V145L21 146H19ZM22 143L23 144H25V145H23L22 146ZM28 143V144H27ZM88 143V144H87ZM114 143H116L115 145H116V147H114L115 145H114ZM118 143L120 144V146L118 145ZM134 143V144H133ZM138 143H136V144H138ZM162 143V142H161ZM165 143H166V141H165ZM171 143H173L172 141L171 142H168L167 144H166V146L164 145V143H163V145L162 144H160L159 146L157 145V144H153V143H148L147 144V146H149V145H151V147H153L152 145H154V148L156 149V147L157 148H159L158 150H157V160L155 159V158H153V160H155V162H158V164L160 163L161 164V162H162V160L164 161V159H162L161 160V158H163L162 156H164V154L165 153H167V152H169V151H175L176 150V148H174V150L172 149L173 147V145H171V147L172 148H170L169 146V149L168 150H166L165 148H167V145L168 144H171ZM224 143H222L223 145H224ZM233 143V142H232ZM233 143V144H234ZM256 143V142H255ZM255 143H253L252 144V147L254 146L255 147ZM94 144V145H95ZM105 144H107L108 145V142H106ZM105 144H103V145H105ZM138 144V145H139ZM196 144V143H195ZM201 144H202V146H201ZM226 144V143H225ZM228 144V145H229ZM239 145H242L243 146V144H241V143H238ZM238 144H236L237 146H236V148L238 147ZM15 145H18L19 146V148H18V146H16L15 147ZM124 145V146H123ZM137 145V146H138ZM157 145V146H156ZM164 146L163 148H160V147H162V146ZM174 145V146H175ZM191 146H192V144H190ZM199 145H198V147H196V149L198 148V149H201V148H199ZM215 145H216V143H215ZM213 145L212 146V148L214 147V150L212 151V152H208L207 150H206V152H208V153H213L214 151H215V149L216 148H218V150L219 151H221L222 152V146H221V142H220V144L218 145L219 147H221V150H220V148L216 145ZM228 146V147H233V150L234 151H231V153L232 152H235V150L236 149H234V146ZM258 145L255 147V148H257L258 147ZM117 146H119L118 148H117ZM123 146V147H122ZM136 146V147H137ZM145 146V148H146V144L144 145ZM180 146H181V144H180ZM190 146V147H191ZM193 146H194V144H193ZM197 146V145H196ZM226 146V145H225ZM241 146V147H242ZM107 147V146H106ZM131 147V146H130ZM176 147V146H175ZM188 148V149H190V150H192L191 148H193L194 149V147H191V148ZM216 147V148H215ZM227 147V148H228ZM240 147V146H239ZM251 147V148H252ZM253 147V148H254ZM104 148V147H103ZM102 148V149H103ZM117 148V149H116ZM129 146L126 148V151L124 150H122V152L124 153V155L126 156V154L128 155V153L131 151V149L133 148V147H131V148H129ZM141 148H142V150H143V147L141 146V147H138L137 148V150H141ZM149 148H150V146H149ZM179 149H177L176 150V152L175 153H172V155L174 154V156H175V154L178 152V151H180V148L181 147H178ZM225 147H223V149H224ZM245 147H243L242 149H244ZM262 148H264V146L262 147ZM100 149V148H99ZM99 149H97V151L99 150ZM101 149V150H102ZM105 149V148H104ZM107 149V148H106ZM134 149V150H133ZM132 150L133 151H135V152H133V153H137L138 151H136L135 150V148H133ZM147 149H148V147H147ZM155 149H152V151L154 152V150ZM164 150V151H161V150ZM195 149V150H196ZM197 149V150H198ZM239 148H237V150H238ZM258 149V148H257ZM121 150V149H120ZM128 150H130V151H128ZM141 150V153L143 152ZM155 150V151H156ZM182 150H183V148H182ZM186 150V149H185ZM184 150V151H185ZM205 150H203V151H205ZM225 150H227V149H224V152H226L225 154L224 153H219L218 151V153L220 154V155H222V157H220L221 159H219V160H221L220 162H222V160H223V163H226V159H222L223 158V156L225 155V157L228 159V157H227V155H229V154H227V152L228 151H225ZM231 150V149H230ZM237 150H236V156L235 155H232V154H230V157L229 158H231V156H232V158H231V160L232 161H230V162H233L235 159V157L237 158L238 156H237ZM252 150H254V149H252ZM259 150L260 151H262L263 149H261V148H259L258 150H257V153L259 152ZM103 152H104V150H102ZM128 151V152H127ZM148 151V150H147ZM146 151V152H147ZM151 151V148H150V150H149V152ZM159 151L160 152H163L164 154H162V156L161 155H159L160 153H159ZM166 151V152H165ZM187 151V150H186ZM201 152H203L202 150H200ZM114 152V153H113ZM113 152H111V150H110V152H108V153H113V155H115V157L118 155L119 157H120V155L121 154H123V153H117L116 154V152L115 151H113ZM121 152V151H120ZM126 152V153H125ZM144 152H145V149H144ZM151 152L152 154H156V152ZM181 153H182V151H180ZM188 152V151H187ZM201 152L199 153V156H200V154H201ZM216 152V151H215ZM243 152H245L244 150H243ZM256 152V151H255ZM105 154H107V152L105 151L104 152ZM131 153H132V151H131ZM130 154V156L127 158V161L125 160L126 158L124 157V156H122L121 155V157H124V158H122L121 159V157H120V159L118 158V160H116V161H114V163L116 162H118V164L120 165V163L122 164L123 163V160H125V164H124V166L126 165H129V166H127L128 168H126V167H123V165L121 166L120 165V167L117 165V164H115V167L116 166H118L119 167V169H127V170H130V169H132V167H135V165L137 166V163H139L138 162V160L136 159L137 157H135V155L134 154ZM140 153V154H141ZM148 153V152H147ZM145 153L146 155H143L142 157H147V155L149 156V154H151V153ZM159 153V154H158ZM171 152H169V154H170ZM180 153V154H181ZM184 154L186 153V152H183ZM195 152H194V150L192 151V153L191 154H193V155H195L194 154ZM197 153V155H198V152H196ZM217 153V154H218ZM229 153H230V151H229ZM239 153V152H238ZM240 153H241V150H240ZM238 154V155H241V156H239L237 159H239V158H242V154L243 153H241V154ZM256 153V154H257ZM25 154V155H24ZM140 154H136V156L137 155H140ZM142 154H144V153H142ZM151 154V155H152ZM178 154H179V152H178ZM179 154V155H180ZM183 154V155H184ZM187 154V153H186ZM191 154H188V155H191ZM210 154V157L212 156ZM227 154V155H226ZM255 154V155H256ZM23 155V156H22ZM149 156V157H152V156ZM159 155V156H158ZM183 155H180V156H176V157H178L176 160H177V162L179 163V161L180 160H182V157H184V162H182V163H185L186 161H187V159H188V163L190 162V164L192 163L191 161L195 158V157H193L192 155H191V161H189V158H187V156L185 157V156H183ZM202 155H206V156H208L209 157V155H207V154H205L204 152H203V154ZM201 155V156H202ZM213 155H215L214 153H213ZM245 155H246V152H245ZM244 155V156H245ZM258 155V154H257ZM97 156H98V153H97ZM117 156V157H118ZM154 157H155V155H153ZM170 157H168V155L166 154L165 155V157L164 158H168L169 160H171L172 159V157H171V154L169 155ZM173 156V157H174ZM182 156V157H181ZM196 156V155H195ZM216 156H218V155H216ZM216 156H214V157H216ZM233 156H235L234 158H233ZM116 157V158H117ZM130 157L131 158H134V159H132V161H134V166H131L130 165ZM140 157H141V155L138 157V159L139 160H143L142 158L140 159ZM145 157V158H146ZM149 157H148V160H149ZM176 157H174V158H176ZM204 157V159H200V160H204L203 161V163L206 161H208V159L207 160H205L206 158H208V157H205V156H203ZM202 157V158H203ZM224 157V158H225ZM113 158H114V156H113ZM112 158V159H113ZM172 159L173 161L172 162H174L175 161V159ZM186 158V159H185ZM196 158H201V157H196ZM195 158V159H196ZM212 159H213V157H211ZM210 158V159H211ZM219 158V157H218ZM218 158H216V159H214V160H216L217 162H218ZM243 158H245V157H243ZM135 159L137 160V161H135ZM180 159V160H179ZM195 159H194V161H193V165L195 164ZM211 159V160H212ZM234 159V160H233ZM236 159V162L238 161ZM115 160V159H114ZM145 160V159H144ZM143 160V161H144ZM167 160V159H166ZM186 160V161H185ZM225 160V161H224ZM240 160V159H239ZM110 161V160H109ZM112 161V160H111ZM161 161V162H160ZM183 161V160H182ZM199 161V160H198ZM198 161H197V163L195 164V166H198L197 164H201V167L200 166H198V167H200V168H202V161H200V163H198ZM213 161V160H212ZM215 161V163L217 164V162ZM264 161V160H263ZM263 161H258V163H263ZM105 162H108V166L107 165H105L106 167H109L108 169L105 167V169H107V170H105V175H104V179H101L102 180V182L100 181V183L98 184L97 183V181H99L100 180V178H101V175H99L98 173H101L102 174V172L104 171V169H103V165L104 164H107V163H105ZM145 162H147V159L144 161V163ZM154 162V161H153ZM169 163L170 161H165L164 162V164H166L165 166H167L168 164L167 163ZM177 162H175V163H177ZM206 162L204 163V164H206ZM210 160H209V164H210ZM214 162V161H213ZM220 162H218L219 163V165H220ZM228 162V161H227ZM229 162V163H230ZM95 163H98V161L96 160V162ZM101 163L103 164L102 166H101ZM129 163V164H128ZM133 163V162H132ZM140 163H143V162H140ZM143 163V164H144ZM149 163V162H148ZM148 163H147V165H148ZM150 163H152V158H151V161H150ZM174 163V164H175ZM234 163H235V161H234ZM234 163L232 164V165H227V166H229V168H233L234 166H236V164L234 165ZM260 163V165L262 166V164ZM109 164L111 165V166H109ZM152 164H154V163H152ZM157 164V163H156ZM156 164H154L155 165V168H154V166H152L151 168H154V173H157L158 172V169L160 170L161 168H162V166H164V164H163V162H162V164L158 167ZM173 166H172V165ZM171 164H169L170 166H172V167H170L169 165V167H168V169H166L167 170V172H168V170H169V173L171 172V173H173L172 171H170L175 165H177V164H173V163H171ZM188 165V164H183V166L184 165H187L188 167H186L185 166V168H189V169H191L189 172H191V173H194V170H192V164L191 165ZM222 164V163H221ZM226 164H228V163H226ZM225 164V165H226ZM133 165V164H132ZM140 164H138V167H140L139 166ZM145 165V166H144ZM144 165H142V167H143V169H144V167L146 168L147 167V165L146 164H144ZM179 165H181L182 166V164H181V161H180V164ZM212 165H213V167H212ZM212 165H211V167L212 168H210V169H212L210 172H212L213 174H214V169H215V167H216V165L214 164V163H212ZM219 165H217L218 167H216L217 168V170L218 169H220L221 168V166H219ZM263 165H264V163H263ZM91 166V167H90ZM92 166H95V167H92ZM148 166H150V165H148ZM156 166H157V168H156ZM191 168H190V167ZM194 166V167H195ZM205 166V165H204ZM203 166V168L202 169H204V168H206V167H204ZM224 166V164L222 165V167ZM227 166H224V167H227ZM231 166V167H230ZM88 167L90 168V169H94V168H96V172H94L93 170V174L95 175V174H97L96 176H95V178L93 177V175H92V172H91V170H90V172H89V170H88ZM114 167V166H113ZM112 167V168H113ZM121 167H123V168H121ZM138 167H136V169L138 168ZM161 167V168H160ZM178 167V166H177ZM207 167H209L208 166V164H207ZM223 167V169L225 170L224 172H228V173H230L229 171H230V169H228V167L227 168H224ZM238 166H236V168H237ZM150 171H152L149 167H147ZM146 168V169H147ZM167 168V167H166ZM196 168V167H195ZM199 168V169H200ZM239 169H240V167H238ZM237 168V169H238ZM116 169H118V168H116ZM124 170V171H127V170ZM142 168L141 169H139V170H141V172H142V170H143ZM155 169H157L156 171L157 172H155ZM164 170H165V168H163ZM162 169V170H163ZM173 169H175V168H173ZM172 169V170H173ZM177 169V168H176ZM176 169L174 170V171H176ZM182 169H184V167H182ZM194 169V168H193ZM207 169V168H206ZM206 169L205 170H203V172H204V174L206 173ZM229 171H228V170ZM88 170V171H87ZM135 170V168H133V170H132V172L131 171H129V176L128 177H126V178H128L129 180H130V174H131V176H132V173L133 172H135L134 171ZM149 170H147L148 171V173H147V171H146V174L145 175H147V178H146V176H145V179H146V181L149 179L148 178V176L150 175V180H152V175H151V173H150V171ZM163 170V171H164ZM165 170V171H166ZM178 170V169H177ZM181 170V169H180ZM179 170V171H180ZM188 169H184V171L183 172H185L186 174V176L185 175H183L184 177H188L187 176V174H189V172L187 173L186 171H187ZM201 170V169H200ZM199 170V171H200ZM208 170V169H207ZM216 170V171H217ZM240 170H243L242 168L240 169ZM240 170H235V168H234V171H240ZM112 171H114V172H112ZM117 171V170H116ZM137 172H139L138 174H140L141 172L140 171H138V170H136ZM153 171H152V173H153ZM182 171V170H181ZM195 171H196V173H194V175L193 176H195V174H197V176H198V171H197V168L195 169ZM202 171V170H201ZM200 171V172H201ZM209 171V170H208ZM207 171V172H208ZM232 171V173H236V172H233V170H231ZM243 171H245V170H243ZM243 171H240V174H241V172H243ZM88 172V173H87ZM111 172H112V174H114V173H116L115 172V170H114V168H113V170H111ZM119 173L121 172L120 170L118 171ZM117 172V173H118ZM131 172V173H130ZM144 172L145 171H143V174H144ZM160 173L162 172L161 170L159 171ZM159 172H158V174L157 175H159ZM199 172V173H200ZM203 172H201V173H203ZM218 172H219V170H218ZM220 174L218 173V175H220L221 176V174H223V170L221 169L220 170ZM227 172L225 173V174H223V175H225L226 176V178H228L227 177ZM116 173V174H117ZM121 173H123V172H121ZM180 173V172H179ZM179 173H177V174H179ZM232 173H230V174H232ZM244 173V172H243ZM242 173V174H243ZM89 174H91L92 175V179H93V183H94V179H96L97 180V178H98V175H99V177L100 178H98V180L95 182L96 184H97V186H99L98 187V189L100 188V189H102L103 188V190L102 191H100L101 193L102 192H104L102 195L100 194L99 195V192H97L98 191V189L93 185V183H92V181H91V175H90V178H89ZM111 174V173H110ZM115 174V175H116ZM128 174V173H127ZM137 173H134V175L133 176H135ZM163 174H165L164 172L162 173V175ZM168 173H166V175H167ZM175 174H176V172H175ZM181 174V173H180ZM203 174V175H204ZM211 174V173H210ZM215 174H217L216 172H215ZM215 174H214V176H215ZM103 175V174H102ZM108 175H109V173H108ZM121 175V174H120ZM123 176H125L126 175V173H124V174H122ZM156 174H154L153 176H155ZM166 175H164V176H166ZM171 175V174H170ZM170 175H169V177H170ZM174 175V174H173ZM172 175V177L171 178H174V177H176V176H178V175H176V176H173ZM206 175V174H205ZM208 175V174H207ZM212 175V174H211ZM234 175V174H233ZM119 176V175H118ZM133 176H132V178H133ZM144 176H142V173L140 174V176H139V180H140V178L141 177H144ZM161 176V175H160ZM190 176H192V174H190ZM189 176V177H190ZM192 176V179H190L189 177H188V179H187V186L186 187H188V184H189V186H191V185H193L190 181L192 180L193 181V179H194V184H195V180L198 178V177H196V178H194ZM200 176H201V179L203 178L204 179V176L202 177V175L200 174ZM200 176H199V178H200ZM230 177H232V175H229ZM240 175H238V177H239ZM244 176H245V173H244V175H243V177L241 178V176L239 177L240 178V180H241V183L242 182H244L242 179H244V180H251V179H253V177H251V178H247V177H245L244 178ZM97 177V178H96ZM103 177V176H102ZM116 177V176H115ZM163 177V176H162ZM205 177H207V176H205ZM211 176H209V178H210ZM222 177V176H221ZM256 177H258L257 179L258 180H264V177H263V175L261 176L260 175V179H259V176H255L254 177V179L253 180H255V181H258V180H256ZM107 178V179H108ZM121 178H122V176H121ZM132 178H131V180H132ZM138 177H136V179H137ZM155 178H159V176H157V177H155ZM155 178L153 177V180L155 181ZM161 178V177H160ZM164 178V177H163ZM162 178V179H163ZM170 178V179H171ZM177 178V177H176ZM175 178V179H176ZM183 179V177H182V174H181V176H180V179L179 178H177V179H179L178 180V182H177V179L175 180L174 179V181L175 182H177V183H179L180 184V186H179V184L177 185V186H179V187H184L185 185V183L183 182V181H181L182 179ZM186 178H184L183 180H185V182H186ZM208 178V177H207ZM215 178V177H214ZM225 178V179H226ZM263 178V179H262ZM114 179H116L117 180V177L116 178H114ZM119 179H120V177H119ZM119 179L117 180L118 181V183H120V181H119ZM128 179H126V181H128ZM134 180H135V178H133ZM144 179V178H143ZM143 179L141 178V180L143 181ZM144 179V180H145ZM165 179H167V178H165ZM164 179V180H165ZM217 179H219L220 181H221V179L220 178H217ZM217 179H216V181H217ZM223 177H222V182H223ZM230 179V178H229ZM229 179H227V180H225L224 182L226 183H224L226 186H227V189L229 188V183H228V185H227V182H229L228 180ZM233 179V178H232ZM115 180V181H116ZM120 180H124L125 181V179H120ZM134 180H132L133 182H134ZM138 180V181H139ZM140 180V181H141ZM159 180V179H158ZM161 180V179H160ZM160 180H159V184H160ZM168 180V179H167ZM167 180H165L164 182H166ZM199 180V179H198ZM210 180V179H209ZM208 180V181H209ZM218 180V181H219ZM240 180H237L238 181V183L240 182ZM137 181V180H136ZM141 181V182H142ZM163 181V180H162ZM171 181H172V179H171ZM173 181V182H174ZM182 182L183 184L181 185V183L180 182ZM199 181H203V180H199ZM198 181V183H200ZM204 181H206L205 179H204ZM208 181H206V182H208ZM210 181H212V178H211V180ZM214 181V180H213ZM212 181V182H213ZM232 180H230V182H231ZM252 181V180H251ZM248 182L249 184L250 183H253V186H254V182L252 181V182ZM113 182H114V180H113ZM141 182H139V183H141ZM149 182V180L146 182V183H148ZM150 182H152V181H150ZM156 182V181H155ZM155 182H153V183H155ZM167 182H169V181H167ZM167 182L165 183V184H167ZM173 182H170V183H173ZM189 182V183H188ZM205 182V183H206ZM212 182H211V184L209 183V185H213L212 184ZM115 183H117V182H115ZM117 183V184H118ZM138 183V182H137ZM162 184H160V185H163V182H161ZM190 183H191V185H190ZM197 183V182H196ZM205 183L203 182L202 183V186H203V184L205 185ZM217 183V182H216ZM219 183V182H218ZM217 183V184H218ZM232 183H234V184H236V182H234V180L232 181ZM244 183H247V182H244ZM244 183H242L243 184V186H241L242 184H240V186H241V188L242 187H244ZM113 184V183H112ZM116 184V185H117ZM126 184H127V186H126ZM145 184V183H144ZM143 183H142V185H144ZM156 184L158 185V183L156 182ZM207 184V183H206ZM214 184H215V182H214ZM258 184V183H257ZM114 185V184H113ZM113 185H111V186H113ZM139 186L141 185V184H138ZM147 185V184H146ZM168 185H169V183H168ZM168 185H165V186H168ZM171 185H173V187H177L176 186V183L174 184H171ZM171 185H169V186H171ZM184 185V186H183ZM200 186L199 187H201V184H199ZM225 185H223V190L224 191H226L227 189L225 188L224 189V187H225ZM230 185H231V183H230ZM110 186V187H111ZM137 186V185H136ZM138 186V187H139ZM147 186H150V185H147ZM165 186H163V188L165 187ZM194 186V185H193ZM196 186H198L197 184L195 185V189L194 190H196L197 188H196ZM216 187H217V185H215ZM214 185L213 186H210L208 189H209V192H207V194H208V196H210L211 194H209L210 193V188H212V187H215ZM218 186H220V188H221V186H222V184L220 183V185H218ZM234 186H237V185H234ZM245 186H247V184L245 185ZM256 186V185H255ZM113 187H116V186H113ZM114 188V189H110L111 191H115L116 189H118V188ZM128 187H129V189H128ZM141 187V186H140ZM143 187V186H142ZM145 187V186H144ZM161 187L162 186H159L158 185V188H159V190L161 191V192H163V195L164 196H166V195H168V194H166V193H164V191H165V189H161ZM172 187V186H171ZM186 187L185 188H182V190H183V193H184V191L185 190H190L191 189V192L193 191V189L192 188H188V189H186ZM199 187H198V189H199ZM233 187V184L231 185V187L229 188L230 190H231V192L233 191L232 188ZM238 188H239V184H238V186H237ZM250 187L252 188V186H251V184H250ZM104 188H108V190L106 189V190H104ZM112 188V187H111ZM156 188V187H155ZM158 188H156V189H158ZM166 188V187H165ZM175 188H174V194H175V191L178 189V188H176V190H175ZM203 188H206L205 186L204 187H202V188H200L201 190L203 189ZM207 188H206V190H207ZM219 188V187H218ZM232 188V189H231ZM236 188V187H235ZM238 188H236V189H238ZM241 188H239V189H241ZM244 188H249V185H248V187H244ZM250 188V189H251ZM255 188V187H254ZM96 189H97V191H96ZM144 189H146V187L144 188ZM151 189H150V191H151ZM155 189V194L158 196V194H160L159 193V190H156ZM172 189V188H168V190H167V188H166V192L167 191H170V190ZM247 189H244V192H246L247 191ZM249 189V190H250ZM263 189V188H262ZM178 190H181V189H178ZM204 190V189H203ZM215 190V189H214ZM213 190V192L214 193H216V191L218 190V189H216V191H214ZM222 191V189H219V191H218V193H216L217 195L219 194H223V192H221ZM235 190V189H234ZM246 190V191H245ZM260 191H258L259 193H258V195L259 196H261L260 195V193H262L263 191H264V189L261 191V188L259 189ZM111 191H109L108 193H109V195H112V194H114L115 195V192L117 191H115L114 193H112ZM132 191V192H131ZM149 191V192H150ZM157 191H158V193H157ZM208 191V190H207ZM239 191V190H238ZM98 193V194H95V193ZM110 192H111V194H110ZM125 192V193H126ZM133 194H131V193ZM136 192V193H137ZM149 192H148V195H150L149 194ZM180 191H178V192H176V194L178 193L179 195H180V193H179ZM191 192H187V194L189 193V194H191ZM205 192V191H204ZM221 192V193H220ZM228 192H229V190L227 191V192H225V193H227V199H229V200H227L226 198H224V202L226 201V203H223L222 201L223 200H221V198H222V196H220V200L221 201H219V202H221V204L218 202H214V203H217L216 205H218V204H220V207L221 208H223L222 210H219V209H217L219 206H216L215 204H213L212 205V203H211V200H212V198L210 197V202H208V204L210 203L211 204V206H214L215 205V208H216V210L214 211L212 208L213 207H211L210 206V204L208 205V204H206V205H208V207L210 206V209L209 210H212V211H214V213H216V211H217V213H219L220 214V216L219 217H221L222 218V216H221V214L222 213H224V214H222L223 215V217L224 218H222V220H221V218H219V217H217V215L215 214L214 216H212L213 215V213L210 211L209 212V210H208V212L209 213H211V214H209L208 215V213L207 214H205V217L202 215V217L205 219L206 218V215H208L207 216V219H206V222L205 223H209V227H210V225L213 223V222H215V226H213V225H211V226H213V229H211V230H213L214 232H215V229L217 228V232H219V230H220V232L219 233H216V235L218 234L219 235V237H221L220 236V233H223V234H225L226 232L225 231H227L228 232V237L229 238H231V239H229L228 237H227V239H226V241H230L229 243H234V244H239V245H226L225 243V241L224 242H222L223 244H221L220 242L222 241V239H221V241L219 242V241H217V238H218V236L216 237L215 235H213L212 234V231H211V235H212V239L214 238H216L215 240V242H219V244H221V245H216V243H214V241L213 240H211V236H210V229H209V231H208V224L206 225L205 223V227H207V229H206V231H208V233H204V232H202L201 230V232L199 231H196V230H199V228H198V226H197V228L195 229V228H193V227H195V224H192V222L194 223V222H196L195 220L194 221H192L191 220V218L190 217H192L191 215H190V213H189V211L190 210H192V208L193 207H191L190 206V203L191 204H193V202H194V200L193 201H191L192 199V196H190L189 195V198H190V200H188L189 198H187L186 200H188V201H190V203L188 204L189 205V209H188V207L186 208V209H188V211L186 210V209H184V207H185V205H183L182 204V206L180 207V205H179V209H177L178 211L177 212H175V209L177 208H175L174 209V211L172 210L173 208H172V202H174L173 204L175 205V203H176V201H178V202H180V203H184V201L183 200H185L184 198H186V197H188L187 196V194H186V196H185V194H183L182 193V195L184 196H181V198H180V196H179V198L181 199V201H180V199L178 198V200H177V198L175 199V196H173L172 198L170 197L172 194L171 193H169V194H171L170 196L168 195L166 198H168V197H170L169 198V200L170 199H175L174 201H172L171 203H168V204H171L172 206H170V208H171V210L170 211H172V212H170V213H172V215H174V213H175V215H176V213H177V217L176 218H178L179 216H178V212H179V210L181 209V211H180V213H181V215H182V211L184 210H186L187 211V213H189V216L190 217H188V218H190V222H188V223H190V225H192V230L194 229V231H192L190 228V230H188V228H186L187 227V222L185 221V220H183V218L182 217H179L180 218V220H182V222L184 223V221H185V223H186V227H184V226H181V225H183V224H180V223H182V222H180L179 221V224H180V228L182 227V229L184 228V230H182V231H185L186 229H187V231H189V233H191V232H194V233H192V234H194V235H191L190 236V234L188 235V236H190V237H188L187 236V240L189 239V238H192V239H189L191 242H194V240H196L198 237L200 238V237H203L204 236V234H206L205 236H204V238H203V241H204V239H205V241H204V243H207L206 241H209V240H211L210 241V245H209V242L207 243V247L205 248V249H201V247H200V240H199V242H198V240H196L197 241V243H193L192 245H196V247L194 248L192 245H191V247L190 248H194V250H192L191 249V251L197 256V259H200L201 258V260H204V259H206V258H210L211 260H212V263L213 264H228V263H230V262H232V263H234L233 261H235L234 259H237L236 258V256L237 255H245L246 253L248 254V255H243V258L244 257H246L245 259L247 260V256H251L250 255V252H252V250H254V249H250V250H248V248H250V246H248V247H245V248H243L242 246L245 244V243H248V238H246L247 240V242H244V239H243V242L241 241V239L243 238V232L245 231H243V229H245V227H248L249 228V226L250 225H248V226H246V224L248 223V224H250L249 222H251L250 221V216L252 215V217L253 216H256L257 217V220L258 221H260L259 223H261V222H263V224H264V208H263V206H264V197H260V198H257V196H256V200H258V201H260L261 199H263V200H261V202H260V204L259 205H261L262 204V206H259V208L260 207H262V209L261 210H263L262 212H263V217L260 215V213L261 212H258V211H260V209L257 211V208L258 207H256V209L255 210H253L252 209V211H250L251 209H250V207H251V204H253L254 205V207H255V205L257 206V204H255V203H257L258 201H254L253 199H251V200H253L252 202L253 203H251L250 202V199L249 198H246V200L249 202V203H251V204H249L250 205V207L248 208V210L250 211V212H246L247 211V206L246 205H248V204H246V203H243V200L240 202V203H238V204H235L236 203V201L237 202H239V199H237L236 201H234V204H232L233 202H231L232 201V199L234 200V198H233V196L235 195V193L237 192L236 190L235 191H233L232 192V198H228ZM230 192V193H231ZM243 192V188H242V190H241V195L243 196V194L245 195V194H248L249 192H247V193H242ZM126 193V194H127ZM143 193V194H144ZM186 193V192H185ZM211 193H212V191H211ZM213 193V195H216V194H214ZM239 193V192H238ZM237 193V194H238ZM264 193V192H263ZM118 194H120V195H118ZM142 194V193H141ZM175 194V195H176ZM251 194H252V192H251ZM94 195L96 196V195H99V197L98 196H96V199H92V197L94 198ZM124 195V194H123ZM147 195V196H148ZM213 195H211L212 197H213ZM117 196H116V198H117ZM128 196V195H127ZM160 196H161V194H160ZM159 196V197H160ZM178 196V195H177ZM225 196V195H224ZM123 197H125V196H122V198ZM162 197V196H161ZM194 198L193 199H196V197L195 196H193ZM215 197H217V196H214V198ZM219 197V196H218ZM229 197H231V194L229 195ZM235 197H237V198H240L241 196H240V194H238V195H235ZM87 198V199H86ZM91 199L92 201H94L95 202V204L97 205V207H98V201H99V203H100V205H101V202L100 201H104V203H105V205H104V203H102V205L103 206H105V207H103L104 208V211L106 212V207H107V214L105 215V213H104V211H103V208H102V211L100 210V215H98L97 217H99V218H91L90 217V215L91 214H93L94 213V215H96L95 213H96V211H97V213H99V210H97V209H100L101 208V206H100V208L98 207H96L95 208V206H94V202L92 203V202H90V206H92V207H94L95 209L92 211V210H90V211H92L93 213H89L88 215H89V217L91 218V219H95V221H97V223L99 224H97V228H98V232H99V229H104V226L106 227V229L105 230H103L102 229V232H101V230H100V232L98 233L100 236H102L103 234H104V236H105V234L106 233H109L111 230H114L115 231V237H116V235H118L119 233H120V237H118L120 240H121V242H119V243H123L122 241H126V240H128L129 238V242H127L126 241V243H129L130 244V241L131 240H133L132 242H131V245H135L136 247H134V251L135 252H133L132 253V251H131V253L132 254H128V256H126L124 253H125V251L126 250H129V249H131V248H129V249H122L121 247V250L122 251H120V248L119 247H117V248H119V250L118 251H120L121 253H119L118 251H116L117 253H119V255L121 256H118V255H116V256H118V258H116V256H115V254L116 253H114V252H111L112 253V256L110 255V257H115V259H117V261L115 262L114 261V259L113 258H109V254H110V252L109 251H107V250H109L110 248L109 247H106L107 246V244H109V243H113V240H112V242H111V240H109L110 242H106V244H105V249H106V251L107 252H105L104 251V249L102 248V246L101 247H97V244L96 243H98L99 245H100V242H96L95 244H93V240L95 239V238H93V235H92V237L91 238H93V240L92 239H87L86 237H88V236H86V235H88V234H91V233H93L94 231H95V226L94 225H96V224H91L90 223V226H92L93 225V227H90V226H88L89 228H90V233H88V227L86 226V225H88L89 224V220H88V218L89 217H87L88 215H86V214H84L85 212H88L89 210H84V212L79 208V207H81L82 209H85L86 208V206H85V204L87 203V202H89V201H91V200H89V199ZM100 198V199H99ZM126 198V199H127ZM149 198V197H148ZM147 198V199H148ZM149 198V199H150ZM158 198V197H157ZM164 198V197H163ZM203 198H205V197H203ZM208 198V197H207ZM252 198V197H251ZM85 199H86V201L87 200H89V201H85ZM97 199H98V201H97ZM125 198H124V200H126ZM137 199V198H136ZM159 199H161V198H158V200ZM165 199V198H164ZM183 199V200H182ZM216 199V198H215ZM236 199V198H235ZM242 198H240V200H241ZM123 200V201H124ZM163 200V199H162ZM168 200V199H167ZM168 200V201H169ZM196 200H198V199H196ZM205 200V199H204ZM206 200H208V199H206ZM206 200H205V202H206ZM246 200H244L245 202H247ZM85 201V202H84ZM108 200H106V202H107ZM143 201V202H142ZM146 201V202H145ZM167 201V202H168ZM209 201V200H208ZM215 201H217V200H215ZM231 202V203H229V202ZM147 202L150 204L148 207H147ZM159 202H161V201H159ZM158 202V203H159ZM165 202V201H164ZM167 202L165 203L166 205H168L167 204ZM178 202L176 203V204H178ZM199 202V201H198ZM201 202H202V199H201ZM200 202V203H201ZM85 203V204H84ZM132 203H134V204H132ZM185 203H186V201H185ZM195 203H197V202H195ZM199 203V204H200ZM89 204V203H88ZM93 204V205H92ZM126 204V205H125ZM130 204V205H129ZM199 204H196V207L197 206H199ZM204 206H205V203H202ZM224 204V205H223ZM128 205H129V207H128ZM132 205V206H131ZM156 205H158V204H156ZM155 205V206H156ZM186 205H187V203H186ZM195 205V204H194ZM223 205V206H222ZM113 206V205H112ZM122 206V205H121ZM123 206V207H124ZM176 206H178V205H176ZM204 206H202V208H201V204H200V212L202 211V209L204 208ZM246 206V207H245ZM85 207V208H84ZM89 209H90V207H89V205L87 206ZM109 207V208H108ZM122 207V208H123ZM129 208V210H128V208ZM173 207H175V206H173ZM195 207V206H194ZM206 207V206H205ZM207 207V208H208ZM157 208H158V210H157ZM207 208H204V210L206 209L207 210ZM93 209V208H92ZM167 209V208H166ZM198 209V207H197V209H196V211L197 210H199ZM131 210V211H130ZM160 210V211H159ZM195 210V209H194ZM203 210V211H204ZM205 210V211H206ZM218 210H219V212H218ZM224 210V211H223ZM168 211H169V208H168ZM193 211V210H192ZM191 211V212H192ZM223 211V212H222ZM104 213V215L106 216V217H102V215L101 214H103ZM113 212H114V214H113ZM161 212H166L165 214V216L166 217H163V219L165 218V220H161L160 221V218L162 219V217L160 216V218L158 219L157 217L161 214H163L164 215V213H161ZM200 212H199V215H200ZM186 213V214H187ZM197 213H198V211H197ZM206 213V212H205ZM247 215H246V214ZM137 214V215H136ZM184 214V213H183ZM193 214H195V216H194V218L193 219H196V217H199V216H197L198 214H196V213H193ZM201 214H204V213H201ZM248 214H250V216L249 217H247L248 216ZM86 215V218H84V216ZM111 215V214H110ZM157 215V216H156ZM170 215V214H169ZM171 215V217H173ZM180 215V214H179ZM246 215V216H245ZM258 215H260L261 217H262V219H258V218H260V216L258 217ZM101 216V217H100ZM118 216V217H117ZM132 216V217H131ZM137 216H138V218H137ZM183 216V215H182ZM184 216H186V215H184ZM246 217V218H244V219H246L247 220V218L249 219L248 221L249 222H245L246 220H243V218L242 217ZM96 217V216H95ZM117 217V218H116ZM123 217H125V219H123ZM187 217V216H186ZM201 216H200V218L199 219H201L202 218ZM89 218V219H90ZM107 218V219H106ZM130 218H133V219H130ZM139 218H140V220H139ZM178 218V219H179ZM219 218V219H218ZM226 218V219H225ZM83 219H85L86 220V222H83V223H87L86 225H82V221H84ZM105 219V220H104ZM138 219V220H137ZM155 219H157V220H155ZM172 219H170V217H169V221L170 220H172ZM185 219H187V218H185ZM199 219H198V223L200 222V223H202V222H204V219H201L200 221H199ZM214 219H215V221H214ZM111 220V219H110ZM133 220H136L135 222H136V224L135 225H137V226H134V223L132 222ZM157 221V225H156V223H155V221ZM158 220L160 221V223L161 222H163V224H162V226H161V231H160V226L159 225H161L159 222H158ZM243 220V221H242ZM252 220V219H251ZM255 220V219H254ZM256 220V221H257ZM261 220H263V221H261ZM93 223L95 222L94 220H91ZM90 221V222H91ZM105 221V222H106ZM112 221V220H111ZM110 221V222H111ZM119 221H118V223H119ZM139 221V223L137 224V222ZM166 223H165V222ZM168 221V220H167ZM189 221V220H188ZM216 221H218V222H216ZM255 221V222H256ZM115 224H117L116 222H117V220L116 221H113ZM112 222V223H113ZM133 223V224H131V226H130V224L129 223ZM141 222V223H140ZM178 222V221H177ZM219 222L220 223H222V224H220V225H218L219 224ZM245 222V224L243 225V223ZM254 222V221H253ZM80 223H81V225H82V227L81 228H79V226H80ZM96 223V222H95ZM113 223V224H114ZM143 223V224H142ZM175 223V227H176V224L178 225V223H176V222H174ZM173 223V224H174ZM256 223H258V222H256ZM256 223H254L253 225L255 226V224ZM121 224H118V225H121ZM129 224V225H128ZM154 224H155V226H159L158 228L156 227H154ZM196 224H197V222H196ZM214 224V223H213ZM262 223H261V225L262 226H264ZM123 225V226H124ZM185 225V224H184ZM222 225V229L220 228V226ZM252 225V224H251ZM166 226V227H167ZM179 226V225H178ZM188 226H189V224H188ZM200 226V225H199ZM202 226V225H201ZM217 226H219V227H217ZM245 226V227H244ZM85 227H86V229H85ZM122 227V226H121ZM169 227V228H170ZM204 227V228H205ZM244 227V228H243ZM78 228L81 230H79L80 232H83V231H87V233L85 232H83V234L85 235L84 237H85V239L86 240H88L87 242L85 241V239H83L84 237L82 236V234H81V236H80V234H79V236L83 239V242H82V239L78 236V232H77V230H78ZM91 228L94 230V231H92L91 232ZM96 228V229H97ZM118 229V234H116V230ZM179 228V229H180ZM203 228V229H204ZM211 228V227H210ZM219 228V229H218ZM223 228H224V230H223ZM247 228V229H248ZM251 228V230H253L254 229V227L252 228V227H250ZM249 228V229H250ZM83 229V230H82ZM168 229V228H167ZM165 230V231H167L168 232V230ZM178 229V230H179ZM200 229H202V227H200ZM202 229V230H203ZM122 230V229H121ZM158 230V231H157ZM176 230H177V227H176ZM176 230H173V232L174 231H176ZM177 230V232L179 233V235H180V233H181V230H179L178 231ZM97 231H95V232H97ZM149 231V233L152 235H149V233H147V232ZM165 231H164V233H165ZM191 231V232H190ZM195 231H196V233H197V236H195L196 235V233H195ZM205 231V230H204ZM205 231V232H206ZM250 231V230H249ZM248 230L247 231H245V232H248V233H251V231L249 232ZM254 231H256V230H254ZM94 232V233H95ZM112 232V231H111ZM110 232V233H111ZM139 232H143V233H141V235L142 236H140L136 241H139V243H140V246H139V244L138 245H136L137 244V242H136V244L134 243L135 241H134V238H136L135 236H137V235H139L140 233ZM170 232H171V230H170ZM170 232H169V234H167V236L168 235H170ZM173 232H171V234L173 233ZM177 232H176V234H177ZM186 232V231H185ZM225 232V233H224ZM253 232V231H252ZM102 235H101V234ZM114 233V232H113ZM113 233H111V234H113ZM139 233V234H138ZM157 233V234H158ZM163 233V232H162ZM162 233H161V235H162ZM175 233V232H174ZM172 234V237L175 235V234ZM198 233H200V235H198ZM229 233L232 235V236H234V237H236V242L234 241V237H232L231 235V237L229 236ZM248 233H246L247 235H248ZM255 233V232H254ZM75 234H77V235H75ZM111 234H109L108 236L110 237V235ZM154 234V235H153ZM223 234H222V236H223ZM227 234V233H226ZM225 234V235H226ZM245 234V235H246ZM74 235L75 236H77V238L79 237L80 239H81V241L79 242V245H78V243H77V245L76 244H74V243H76V241L74 240V239H76V237H74ZM95 235V234H94ZM97 235V234H96ZM95 235V236H96ZM99 235H97V237L99 238ZM146 235H144V240H145V238H146ZM156 235V236H155ZM164 235V234H163ZM179 235L177 236V239H180V238H178L179 237ZM207 235H209V236H207ZM236 235H239L240 237H241V235H242V238L240 239V237L239 236H236ZM250 235V234H249ZM106 236H107V234H106ZM107 236V239H112L111 237L109 238ZM132 236V237H131ZM166 236V235H165ZM165 236H163V238L165 237ZM171 236V235H170ZM169 236V237H170ZM195 238H194V237ZM215 236V237H214ZM254 236V235H253ZM103 237V236H102ZM101 237V238H102ZM113 237V236H112ZM114 237V238H115ZM134 237V238H133ZM172 237L169 239V241L171 242V243H168V242H165V243H167V245L169 244V246H170V249L172 250V248H171V246L173 247V245L174 244H172V243H174L173 242V239H172ZM174 237H176V236H174ZM197 237V238H196ZM206 237H208L207 239H206ZM225 237V236H224ZM224 237H222L223 239H224ZM237 237L240 239H237ZM245 237H247V236H244V238ZM73 238V239H72ZM131 238H133V239H131ZM155 238H153L152 239V241L153 240H155ZM162 238V237H161ZM166 238V237H165ZM193 238H194V240H193ZM198 238V239H199ZM68 241L69 243L71 242V240L72 241H74L73 242V244L74 245H76V246H78V247H80V243H81V246L83 245V247L85 246H87V252L89 253V254H87V252H86V250H84V249H86L85 247H84V249H83V247L81 248L80 247V250L78 251V249L79 248H77V247H73L74 248V250H75V248L77 249V250H75V251H77L78 252V254H79V252L80 251H82L81 249H83L85 252L82 254V253H80L79 255H77V256H74V258L76 257H78V256H80L81 258H83L82 259V261H80V259L81 258H79V262L77 261L78 260V258L76 259H74L73 258V255H75V253H72V251L74 252V250H72V248H71V250L70 249H66L65 248V246L66 247H70V245H68L65 241ZM102 239H106V237L104 238H102ZM102 239H101V241H102ZM118 239V240H119ZM141 241H140V240ZM167 239V238H166ZM185 239V242L187 241ZM201 239V238H200ZM77 240V239H76ZM89 240H90V243L92 242V245L91 246H89L88 247V245H89ZM92 240V241H91ZM98 239H96L95 241H97ZM117 240V239H116ZM117 240V241H118ZM144 240H143V242H144ZM146 240H148V237L146 238ZM157 240H155L154 242H152V241H145V242H147V243H149V248L148 249H150V250H148L149 251V253H150V251H152V249L154 248V247H160V248H162L163 250H164V246H165V250L164 251H166V244L163 242V244L161 245L160 243V241H158V242H160V243H155ZM176 240V239H175ZM174 240V241H175ZM193 240V241H192ZM202 240V239H201ZM237 240L239 241V242H237ZM253 240V239H252ZM64 241V242H63ZM85 241V242H84ZM104 241V240H103ZM184 241V240H183ZM189 241V243L188 244H184V245H187V246H190L189 244L191 243ZM202 241V242H203ZM176 242H177V240H176ZM175 242V243H176ZM215 244V245H213V243ZM240 242H241V244L242 243H244L243 245H240ZM62 243H64L65 244V246H64V244H63V246H61V244ZM88 245H87V244ZM118 242L116 243L115 242V239H114V243H113V245H110V247H112L113 246V249H114V247H116L117 245L116 244H119ZM125 243V242H124ZM125 243V244H126ZM134 243V244H133ZM147 243H145V244H147ZM151 243V244H150ZM156 245H154V244ZM199 243V244H198ZM228 243V242H227ZM228 243V244H229ZM264 243V242H263ZM67 244V245H66ZM71 245H72V243H70ZM85 244V245H84ZM104 244V243H103ZM125 244H124V247H126L125 246ZM158 244H160V246L158 245ZM172 244V245H171ZM98 245V246H99ZM108 245V246H109ZM121 244H119L118 246H120ZM152 247H151V246ZM178 245V244H177ZM180 245V244H179ZM182 245V244H181ZM198 245V246H197ZM245 245H247V244H245ZM244 245V246H245ZM60 246H61V248L62 247H64L65 248V250H67L66 252L65 251H59L58 252V250H61V249H59L60 248ZM97 247V248H95V247ZM122 246H123V244H122ZM132 246V247H133ZM169 246H168V248H169ZM176 246V245H175ZM90 247L91 248H95V249H97L99 252H100V249H103L102 250V252H105V253H109V254H104V253H99L98 251V253L96 252V250H91L90 249ZM127 247H131V246H127ZM126 247V248H127ZM140 247V248H139ZM145 247H147L146 249H145ZM156 247V248H157ZM181 248H183L182 246H180ZM185 247V246H184ZM64 248H62V249H64ZM155 248V249H156ZM168 248H167V250H168ZM181 248H177V249H181ZM252 248V247H251ZM133 249V248H132ZM131 249V250H132ZM145 249V250H144ZM174 249V248H173ZM185 249V248H184ZM184 249H182V251H184ZM256 249V248H255ZM93 251L94 253L96 252V254L94 255V253H92L91 251ZM115 250H117V249H115ZM115 250H113V251H115ZM175 250H176V247H175ZM71 251V252H70ZM110 251H112V249L110 250ZM130 251V250H129ZM182 251H181V253H182ZM187 251H188V249L185 251V252H183V254L184 253H187ZM248 251H250L249 253H248ZM254 251H256V250H254ZM253 251V252H254ZM60 252H63V254H59ZM77 252H76V254H77ZM175 252L176 251H174V253L172 254V253H167V254H172V256L175 254ZM178 252L180 253V251L178 250ZM192 252H191V254H192ZM252 252V253H253ZM66 253H72V254H66ZM91 253V254H90ZM128 253V252H127ZM165 253V252H164ZM178 253V254H179ZM189 253V252H188ZM187 253V254H188ZM251 253V254H252ZM66 254V255H65ZM82 254V255H81ZM113 254H114V256H113ZM124 254V255H123ZM166 254V253H165ZM178 254H176V255H178ZM187 254L183 257V256H181L180 257V259H176L177 257H175V258H173L171 255H170V257H169V255H166V258H164V256H160L161 257V259H164V261L168 258H173V259H176V260H179V262L178 261H176V260H174L175 262H177V263H179L180 264V260H181V258H182V263L181 264H184L185 262V264H187L188 262L190 263V261L192 260L193 262H194V260L196 259V256L194 255V254H192L193 255V257H195L194 259H192V258H190V256H187ZM190 253L188 254V255H191ZM59 255H65V256H63V257H61V256H59ZM155 255H156V253H155ZM164 255V254H163ZM175 255V256H176ZM239 255V256H240ZM168 256V257H167ZM179 256H180V254H179ZM179 256H178V258H179ZM73 258V261H75V262H72V258ZM69 258H71L70 260H69ZM154 258H158V257H156V256H154ZM189 258L191 259V260H189ZM251 258V257H250ZM249 258V259H250ZM109 259H113V261L114 262H110L109 261V263L107 262V260H109ZM167 259V260H168ZM173 259H172V261H173ZM240 259L242 260V258L240 257ZM189 260V261H188ZM233 260V261H232ZM238 260V259H237ZM244 260V259H243ZM242 260V261H243ZM104 261L106 262V263H104ZM112 261V260H111ZM169 262L171 261V260H168ZM240 261V260H239ZM248 261V260H247ZM55 262V263H54ZM77 262V263H76ZM153 263V264H156V263ZM162 262H163V260H162ZM161 262V263H162ZM168 262V263H169ZM193 262H191L192 264H193ZM241 262V261H240ZM244 262V261H243ZM167 263V262H166ZM166 263H164V264H166ZM167 263V264H168ZM171 263V262H170ZM169 263V264H170ZM176 263V264H177ZM231 263V264H232ZM239 263V262H238ZM252 263V262H251ZM250 263V264H251ZM172 264V263H171ZM175 264V263H174ZM235 264H237L236 263V261H235Z\"/></svg>","mask_w":264,"mask_h":264},{"label":"bare ground","instance_id":"6f19581e","mask_svg":"<svg viewBox=\"0 0 264 264\" xmlns=\"http://www.w3.org/2000/svg\"><path fill=\"white\" fill-rule=\"evenodd\" d=\"M219 1H220V0H219ZM227 1H229V0H227ZM230 1H231V0H230ZM260 1H261V0H260ZM263 1H264V0H262V4L264 5V2H263ZM254 2H255V1H254ZM258 2H259V0H258ZM228 3H230V2H228ZM260 3H261V2H260ZM258 4H259V3H258ZM212 10H213V9H212ZM212 10H211V11H212ZM211 11H209V14L212 13ZM213 11H214V12H213V14H214V13L216 12V10H213ZM210 12H211V13H210ZM131 15L133 16L134 14H131ZM214 15H215V14H214ZM214 15L211 14V15H209V16L216 17L217 13H216L215 16H214ZM129 16H130V15H129ZM213 17H212V18H213ZM212 18L210 17V19H212ZM190 26H191V24L188 25L189 28L192 27V26H191V27H190ZM148 27H149V26H148ZM150 27H152V26H150ZM188 27H187V28L185 27V28L187 29V30H185V32L187 31V33L192 29V28H191V29L189 30ZM152 28H153V27H152ZM152 28H151V29H152ZM185 28H184V29H185ZM149 30H150V28H149ZM188 30H189V31H188ZM150 31H151V30H150ZM180 31H181V30H180ZM181 32H183V34L185 33L183 30H182ZM135 33H136V32H134V34H135ZM187 33H185V35L182 34V35L184 36V39H185L186 35L189 36V33H190V36H191V37L195 34V33H193V35H192L191 32H189L188 34H187ZM130 34H131V33H130ZM130 34H128V33H123V32H121V30H119V29L116 28V27L112 30V33L110 32V34H107V33H101L100 36H101L102 41H103V42H102V44H103V48H104V49H107V50H108V49H109V50L112 49V51L114 50V54L117 53V55H119V56H120V54L122 53V51H123L124 49H126V50H127V49L129 50V49H130L131 52H132L133 50H136V51H137V49H138V50H139V53H137V52L135 51L138 55H139L140 53H141V54H144V50L142 51V50H140V49L142 48V45H143V47H144V46H146V45L148 44V42H147V44H146V43L143 44V40H144V39H143V40H139V39H138L139 37H138V38L136 37L137 35H136V36H133V37H135V38L132 39L131 36H132L133 33L131 34V36H130ZM134 34H133V35H134ZM166 35H167V34H166ZM170 35H171V37H172V33H168V35H167V40H164L165 43H166V41H169V39H171ZM138 36H139V35H138ZM144 37H145V36H144ZM144 37H143V38H144ZM168 37H170V38L168 39ZM173 37H174V38H173ZM173 37H172V38L176 41V38H175L174 35H173ZM191 37H188V38L191 39ZM195 37H196V34H195V36L192 37V40H193ZM141 38H142V37L140 36V39H141ZM196 38H197V37H196ZM196 38H195V39H196ZM198 38L200 39L201 37H198ZM198 38H197V40H195V41H194V40H193V41L191 40L192 44H194V42H197V45H198L199 42L204 41V40H202V39H200V40H201V41H200ZM134 39H135V40H134ZM137 39H138V40H137ZM164 39H165V38H164ZM184 39L182 38V39H181V40H182L181 42H184V41L187 40L186 42L191 44V42H188V41H190L189 39H187V38H186V40H184ZM114 40H115L116 43L118 44V45H117V44L115 45V44H114L115 42H113V44L116 46V48H113V47L110 45V44H112L111 42L114 41ZM147 40H148V38L146 37V40H144V42L147 41ZM174 40H172V41L170 40V41H171V44H174V45H175V44H176V45L179 44V46H180L181 44H183V43L179 42L180 39H178V42H179V43L177 42L178 44H177ZM198 40H199V42H198ZM231 40H232V37H231ZM141 41H142V43H141ZM172 42H173V43H172ZM180 43H181V44H180ZM141 44H142V45H141ZM145 44H146V45H145ZM167 44H170V43L167 42ZM167 44H166V45H167ZM192 44H191V46H194V45H192ZM75 45H79V46H80V44H75ZM75 45H74V46H75ZM176 45H175V46H176ZM197 45L195 44L194 47H196ZM202 45L204 46V43H203V42H202ZM202 45H200V46H202ZM79 46H77V48H79ZM179 46H178V47H179ZM203 46H202V47H203ZM205 46H206V47H203V48H205V50H206V48H207L208 46H207V45H205ZM75 47H76V46H75ZM75 47H74V48H75ZM176 47H177V46H176ZM180 47H182V46H180ZM197 47L199 48V46H197ZM77 48L75 49V52H76V50H79V49H77ZM101 48H102V45H101ZM103 48H102V49H103ZM203 48H201V49H203ZM209 48H210V47H209ZM80 49H82V48H80ZM102 49H101V50H102ZM142 49H144V48H142ZM107 50H103V51H107ZM109 50H108V52L111 53V51H109ZM179 50H180V49H179ZM210 50H211V49H208V48H207L206 52L208 51V53L211 52V54H212L213 52L210 51ZM80 51H81V50H80ZM80 51H79V52H80ZM103 51H102V52H103ZM124 51H125V50H124ZM141 51H142V52H141ZM246 51H247V50H246ZM246 51H243V52H245V53H243V52H241V53L246 54V56L248 57V59H246V63H248V64H246V63L244 62V61H245V59H244V56H245V55H244L243 57H239L238 55H239L240 53L238 52L239 54H238V53H236V54H237V56H238L239 58H241V59L243 58L241 61L244 60L243 62H244L246 65H245L243 62H242V63L245 65V67H246L247 65H250V66H251V65H252L251 62H253V65H254L255 61L247 62V60L250 61L251 57H253V56H252V55H249V51H248V52H246ZM64 52H65V55H66V51H64ZM81 52H82V51H81ZM81 52H80V53H81ZM99 52H100V51H99ZM125 52L128 53L127 51H125ZM135 52H132V53L129 52V55L131 56V58H130V56L128 57V56L126 55V56H127V59L131 60V59L134 57L133 55H135ZM201 52H203L202 55H205V54H206V52H204V50H201ZM250 52H251V51H250ZM70 53L73 54L74 52L72 53V51H70ZM77 53H78V51H77ZM80 53H79V54H80ZM97 53H98V52H97ZM104 53H105V52H104ZM104 53H102V54L104 55ZM109 53H108V54H109ZM204 53H205V54H204ZM98 54H99V53H98ZM112 54H113V53H111V56H112ZM132 54H133V55H132ZM141 54H140V55H141ZM209 54H210V53H209ZM211 54H210V55H211ZM243 54H240V56H242ZM247 54H248V55H247ZM250 54H253V55H254L253 52L250 53ZM74 55H75V53H74ZM77 55H78V54H77ZM80 55H81V54H80ZM105 55H106V53H105ZM105 55H104V56H105ZM117 55H116V56L114 55V56H112V57H110V55H109V56L107 55V56H108V58L110 57L109 59H112L113 57H114V59H115V57H117L116 59L121 60V57L118 58ZM121 55H122V59L124 60L125 58H124L123 56H125V55H124L123 53H122ZM138 55H137V58L139 57ZM214 55H215V53H214ZM67 56H68V55H67ZM97 56H98V55H97ZM104 56H103V57L101 56V57H102V58H101L100 55H99V56H98V60L101 58L99 61H101L102 59H103L102 61H106V59H104V58H105ZM107 56H106V58H107ZM126 56H125V57H126ZM143 56H144V55H142V57H143ZM165 56L167 57V55H165ZM165 56H164L163 58H166ZM169 56L171 57V55L168 54V57H169ZM205 56H206V55H205ZM207 56H208V55H207ZM207 56H206V57H207ZM212 56H213V55H212ZM237 56H235V59H238ZM62 57H63V56H62ZM99 57H100V58H99ZM135 57H136V55H135ZM140 57H141V56H140ZM140 57H139V58H140ZM173 57L175 58L176 56H173ZM173 57H172V58H173ZM178 57H179V56H178ZM178 57H176L177 62H178V60L180 59V58H178ZM182 57H183V56H182ZM182 57H181V58H182ZM213 57H214V56H213ZM232 57H233V55H232ZM232 57H231V60L233 59ZM247 57H245V58H247ZM249 57H250V58H249ZM254 57H255V56H254ZM254 57H253V58H254ZM73 58H75V57H73ZM108 58H107V59H108ZM145 58H146V57H145ZM174 58H173V59H170V58H169V59L171 60V64H172V65H174V62L172 63V61L174 60ZM210 58L213 59L212 57H210ZM215 58H216V57H215ZM217 58H219V57L217 56ZM253 58H252V60H255V59H253ZM133 59H134V58H133ZM133 59H132V60H133ZM161 59H162V58H161ZM176 59L174 60L175 63H177V62H176ZM119 60H117L116 62H115L114 60H113L114 62H113V61H112V62H109V61H111V60H109L108 62L110 63V65H109V63L106 61V65H105V67L102 68L103 71H102L101 69H99L100 72L102 73L101 76L99 75V72H98V75H97V74H96V70H95V71H93V73H95L97 76H96L95 74H93V76H94V77H93L92 74H91V70H90V69H89L90 73L88 72V74H91V77H92V78H95V76H96V77L100 76V77H102V78H105V79H104L105 81H108V78H110L109 76H110L111 73H112V72H111L112 68H114V67L117 68V66H118V64H119L120 67H118V70L121 69L120 71L123 72L124 70H126V67H128V66H126V65L124 64L123 61H121V63L123 64V65L121 64V65L123 66V67H122V66L120 65V62L117 63ZM135 60H136V58H135ZM140 60H141V59H140ZM140 60H139V61H140ZM148 60H152V59H149V58H148ZM148 60H146L145 62H147ZM158 60H160V59H158ZM158 60L155 59L156 62H155V61H153V62L157 63ZM162 60L164 61V59H162ZM162 60H160L159 63H162ZM170 60H168V58H167V60H165L163 63H165V62H167V61L170 62ZM183 60H184V59H183ZM204 60H205V57H204ZM208 60H209V59H208ZM214 60H215V59H214ZM214 60H213V61H214ZM219 60H220V59H219ZM257 60H258V59H257ZM257 60H256V62L259 61V60H258V61H257ZM133 61H134V60H133ZM139 61H137V62H139ZM142 61H144V60H141V61L139 62L140 64H138V63L135 62V61H134V62H135L136 64H138V65H143V64H141ZM181 61H182V60H181ZM205 61H206V60H205ZM215 61H216V60H215ZM217 61H218V60H217ZM217 61H216V62H217ZM234 61H235V60H234ZM234 61H232V62L234 63ZM236 61H237V60H236ZM236 61H235V62H236ZM96 62H97V60H96ZM149 62H150V61H149ZM149 62H147V63H149ZM153 62L149 63L148 65L151 66L150 64H154ZM168 62H167V63H168ZM182 62H183V64H185V63H184L185 61H182ZM182 62H181V63H182ZM209 62H210V61H208V63H209ZM216 62H213V63H216ZM220 62H221V61H219V63H220ZM232 62L230 61V63H232ZM237 62H240V60L237 61ZM237 62H236V63H237ZM99 63H100V62H99ZM147 63L144 64V66H147V68H148L149 66L147 65ZM159 63H157L158 65L156 64V66H155L154 68H152L153 65L150 67V70H153L152 73H153V72L155 73V74L153 75L154 81L157 79V78H155L154 76L157 74V72H158L159 70H160V72H161V71H163V70L165 69V64L167 65V66H166V69H167L168 67L173 68V67L176 66V65H175V66H172V67H171V66H169V64H167V63H165V64H159ZM181 63L179 62V63H177V64H180V65H181ZM208 63H207V64H208ZM210 63L212 64V60H211ZM221 63H222V62H221ZM226 63H228V66H229V67H230V66L232 67V65H233V64L231 65L229 62H226ZM236 63H234L235 66H234V65H233V66H234L235 68L238 67V68L236 69V71H237V70L240 71L241 67H242V66L244 67V65L240 62V64H238L237 67H236ZM261 63H262V61H261ZM261 63H257V64H259V65H257L256 63H255V64H256V66H257L258 68L261 69V72H262V67L264 68V66H263L264 64L262 65ZM94 64H95V63H94ZM102 64H105V63H102ZM171 64H170V65H171ZM186 64H187V63H186ZM186 64H185V65H186ZM260 64H261V65H260ZM111 65H112L113 67H111V68L108 67L111 73L109 74V76L107 75V73H106V75H105V73H103V72H108L109 70H108V68H107V69H104V68H106V66H111ZM127 65H128V64H127ZM154 65H155V64H154ZM159 65H160V66L163 65V67H161V69H158ZM188 65H189V64H188ZM222 65H223V64H220V65H219V68H221L220 66H222ZM224 65H225V64H224ZM239 65H241V67H240ZM253 65H252V66H253ZM93 66H94V65H93ZM97 66H99L98 63H97V65H96V67H97ZM100 66L102 67V65H100ZM100 66H99L98 68H101ZM125 66H126V67H125ZM133 66H136V68H137V71H136V69H135L136 73L138 72V70H140L139 72L143 71L142 68L140 69L137 65H134V63H133ZM157 66H158V67H157ZM177 66H179V65H177ZM177 66L175 67L176 71H175L174 68H173L174 70H170V71H168L170 68H169L168 70L165 69V71H166L165 74H166V75H164V72H163V74H161V73L158 72V74H157L158 76H160V74H161V75H164V77H161V76H160L161 78L158 77V78H159L158 80H161L162 78L164 79L165 76H166V78H167V74H170L171 76L168 75V77L171 78V77L173 76L171 71H173L174 73H176V72H177V73H178V72H179V73H182L183 70L186 71V70H188V69L190 68V65H189V66H188V69H187V65H186V70H185V68H182V71H181V69H180V71H177V70H179V68L183 67L184 65H183V66H180L179 68H177ZM208 66H209V65H208ZM225 66H226V65H225ZM228 66H227V68H228ZM254 66H255V65H254ZM254 66H253V67H254ZM259 66H261V67H259ZM96 67H94V69H95ZM130 67H131V66H129V68H127V72L130 73V74H128V75L126 74V75L129 76V75H131V73H132V76H134V74H133V72H135V71H133V70H134V67H133V69H132V67H131V69H130ZM156 67H157V69H158V70L156 69L157 72H155V70H154ZM211 67H212V65L210 66V69H211ZM213 67H214V66H213ZM234 67H233V68H229V69H232L233 71H235V70H234V69H235ZM243 67H242V68H243ZM245 67H244V68H245ZM257 67H256V68H257ZM98 68H96V69H98ZM122 68H123L124 70H123ZM138 68H139V69H138ZM159 68H160V67H159ZM162 68H163V69H162ZM225 68H226V67H225ZM225 68H224L223 70H225ZM239 68H240V69H239ZM248 68H251V67H248ZM248 68H247V69H248ZM91 69H93V68L91 67ZM94 69H93V70H94ZM128 69H129V71L131 70V72H129ZM144 69H145V67H144ZM214 69H215V67H214ZM216 69H217V68H216ZM245 69H246V68H245ZM254 69H255V68H254ZM260 69H258L257 72H259ZM99 70H98V71H99ZM104 70H106V71H104ZM116 70H117V69H116ZM116 70H115V71H116ZM146 70H147V69H146ZM150 70H149V71H150ZM190 70H191V73H192V74L188 73V72H190ZM190 70H189L188 72L186 71V74L188 73L189 76L191 75L189 78H192V76H194V73L192 72L193 70H192L191 68H190ZM208 70H209V69H208ZM219 70H220V69H217L216 71L219 72ZM227 70H228V69H227ZM232 70H229V71H232ZM243 70H244V69H242V71H243ZM249 70H250V69H249ZM132 71H133V72H132ZM149 71L147 70V72H149ZM184 71H183V72H184ZM209 71H210V70H209ZM209 71H208V72H209ZM117 72H119V71H117ZM127 72H126V73H127ZM139 72H138V75H139V74H142L143 72H145V70H144L142 73H139ZM218 72H217V73H218ZM113 73H114V70H113ZM119 73H120V72H119ZM123 73H124V72H123ZM149 73L152 75L151 72H149ZM174 73H173V74H174ZM209 73H211V72H209ZM263 73H264V69H263ZM124 74H125V73H124ZM150 74H149V76H151ZM184 74H185V72L182 73V75H184ZM188 74H187V75H188ZM215 74H216V73H215V70H214V73H213V74L211 73L210 76L208 77V78H210L211 80L207 78V79L209 80V82L212 81V83H213L212 85H210L211 88H212L213 86H216V85H217V84L214 85L215 83H214L213 80H212V79H213V76H212V75H215ZM104 75H105V76H108V78L106 79V77H104ZM126 75H125V76H126ZM145 75H146V72H145ZM157 75H156V76H157ZM177 75H178V74H177ZM177 75H176V77H177ZM182 75L180 74V77H179V78H181ZM187 75H186V76H187ZM121 76L123 77V75H121ZM132 76H130V77H132ZM139 76H141V75H139ZM139 76H134V77H137L136 79H138ZM142 76H143V78H144V75H143V74H142ZM142 76H141V77H142ZM149 76H148V77H149ZM178 76H179V75H178ZM211 76H212V77H211ZM100 77H99L98 79L102 80V78H100ZM134 77H133V78H134ZM148 77H147V80H148ZM176 77H175V75H174V77L171 78L172 80L170 79V83H171V85H170L169 82H166V83H165V82H163V80H161L162 82L159 83V81L157 80V81H158V85H160V88H162V90L164 89L163 91H164V93L166 94V96H168V95L170 96V94L167 95V93H168L169 91H170L169 93H171V92L173 93V92H174L173 94L171 93L172 96H175L174 94H176V93L179 94L178 92H180L181 88H176V86H175L176 82H180V83H184V84H186V82H187V80H188V76H187V80H186L185 82L183 81L184 76H182V81H181V79H179V80H180V81H179V80H178V77H177V79H174V78H176ZM92 78H91V79H92ZM124 78H125V82L127 83V81H126V77H124ZM124 78H123V79H124ZM127 78H128V77H127ZM166 78H165V79H166ZM194 78H195V77H193L192 79H189L190 82L187 83L186 86H183L182 84H179V83H178V85H180V86L182 85V87H185V88L188 87L186 90H185V88H182L181 92H183V93L180 92L181 95H179V96L182 98L181 100L176 99V100L178 101V102H177V101L175 100V98H177V97L180 98L179 96H177V97L175 96V98L172 97V96H170V97H172L173 100H174V102H173V100H172V102L175 103V104L173 105L174 108L176 107V109H177V107H178V109H177L178 111H177V110H174V108L172 109L173 106H171V107L169 106L168 108H164L165 106H168V104H166L167 102L164 103V101H163V103H162V101H160V103L158 102L159 105H163V104L165 105V106H163V107L160 106V107H162V110H163V108H164V111H162L161 109H159V108H160V107H159V108H157V109L161 110L162 112L159 111V113H158V112H157V113L159 114V117H161L160 115H162L161 119L163 118V116H165V118H166V116H167V120H166L167 122L165 121V123H168V122L170 123V120H171V122H172V120H173L174 126H173L172 123H171L172 125H171V124H169V125H170L171 127L173 126V128H175L176 126H180L181 123H184V120H185V119H186L185 123H186V122L189 123L192 119L189 121L190 118H189L188 116L192 117V116L196 115V113H198V114H197L198 118H199V117L202 118L203 115H206V116L209 115V114H207V113H205V112H208V111L211 112V111H212V114H213V115L210 113V116L212 115V117H210V118H212V119L209 118L210 120L208 121L207 119H205L206 116L203 117L204 119L202 118V119L204 120V124H203L202 121H200V120H201L200 118H199L200 120H197V118H195V119H193L194 122H193V121L190 122V124H191L192 122H193V124L196 123V125H194V126H196L197 129H199V130H197L196 127H195V129L198 131L199 134H200V133L202 134V132L205 134L206 131H208L209 133H208V132H207V133H208V136L210 137L211 134H214V133H212L213 131L210 132V130H214L215 133L218 131V129L216 128L217 126H215V125H216L215 122L218 123L220 120H222V122H223V119H224V117H225L224 115L226 114L227 109H228L229 107L232 108V109L234 108V104L236 103V99H234V98L232 97L233 95H232V96H231V95H229V96L227 95V97H226V95H222V96H224L223 99H222L221 95L219 96V93L221 94L222 92H219V91L217 90V89H219V88H217V86H216V87H213V89L216 88V89H215L216 92H214V94H213L212 92H213L214 90L211 89V88L209 87V85H208L209 83H208V84H206V83L202 84V86L204 85V86H203L204 88H205V84H206V89H207V86H208L209 89L207 90V92H206V90L204 89V91H205L207 94H202V93H205L203 90H202V91H203L202 93H199V92H201V91H200V86H199V84H201L200 82L202 81V79L200 80V79L196 78V80H198L199 83H198V81L195 82V80H194L193 83H192L191 80H193ZM98 79L95 78V82H94L93 79H92L93 83H96V84H97V81H96V80H98ZM129 79H130V78H129ZM129 79H128V82H129V85H131V84H130V82H131L130 80H131V79H130V80H129ZM136 79H135V80H136ZM139 79H142V78L139 77ZM149 79H150V78H149ZM151 79H152V77H151ZM151 79L149 80V82L146 81V82L144 83L145 85H143V83H142V81H141V82H140V86H141V85H142V86H149L148 88H150V90H151V87H153V88H152L153 91H151V92H154L155 90L157 91V90L159 89V87H158V89L155 88V87H157V82H156V81L154 82V81H152ZM207 79L204 80V81H207ZM104 80L98 82L97 85H99V83H102ZM143 80H144V79H143ZM166 80H168V78H167ZM166 80H164V81H166ZM189 80H188V81H189ZM137 81H138V80H137ZM137 81H135V85H136V83L139 82V81H138V82H137ZM168 81H169V80H168ZM204 81H203V82H204ZM235 81H236V80H235ZM125 82H124V84H125ZM150 82H151L152 84H153V82H154V83H155L154 86H155V85H156V86L154 87L153 85L151 86L150 84H147V85H146V83H150ZM172 82H173V83H172ZM194 82H195V83H198V85H197V84H196V85H197L199 88L197 87V88L195 89V86H194V88L192 87L193 84H195ZM207 82H208V81H207ZM93 83H92V85H93ZM131 83H132V82H131ZM161 83H162V84H161ZM164 83H165L166 86H163ZM167 83H168L169 87H167V86H168ZM230 83L232 84V86H233V85H238V81H237V83H234V81H233V82H230ZM233 83H234V84H233ZM102 84L104 85V83H102ZM102 84H101V86H102ZM132 84H134V82H133ZM191 84H192V85H191ZM210 84H211V82H210ZM92 85H91V86H92ZM97 85H95V86H97ZM125 85H126V84H125ZM127 85H128V84H127ZM129 85H128V87H129ZM138 85H139V83H138ZM172 85H174L173 87H175V88H172ZM178 85H177V87H178ZM187 85H188V86H187ZM239 85H240V83H239ZM239 85H238L237 87H239ZM136 86H137V85H136ZM136 86H133V87H132V85H131V86H130V87H131L130 91H129V89H127V90L129 91L130 95L134 92V91H132V93H131V90H132V89L135 90V89H136ZM142 86H141V88H142ZM150 86H151V87H150ZM161 86H163V87H165V88H163V87H161ZM98 87H99V86H98ZM98 87L95 88V89H98V91H99L100 89H99ZM106 87L108 88V86H106ZM126 87H127V86H126ZM126 87H124V88H126ZM128 87H127V88H128ZM138 87H139V86H138ZM190 87H191V88H190ZM233 87H234V86H233ZM104 88H105V87H103V89H102L103 92H104ZM141 88H139V89L137 88L138 91L135 90L137 93H134V94H137V95H138V94H139V93H138L139 91H140V92H141V91H145L144 93H146L147 90H146V89L143 90L144 88H142V89H141ZM145 88H147V87H145ZM171 88H172V89H175V90L172 91ZM192 88H193V89H192ZM201 88H202V87H201ZM234 88H235V87H234ZM95 89H94V90H95ZM140 89H141V90H140ZM168 89H171V90H168ZM177 89H178V91H177ZM179 89H180V90H179ZM183 89H184V91H183ZM198 89H199V91H198L197 93H198L199 96H196L197 94H196V92H194V91H195V90H198ZM202 89H203V88H202ZM210 89H211V90H210ZM167 90H168V92H167ZM212 90H213V91H212ZM235 90H237V89H235ZM95 91H96V90H95ZM98 91H97V92H98ZM106 91H107V89H106ZM106 91H105V93H106ZM148 91H149V90H148ZM156 91H155V92H156ZM176 91H177V92H176ZM208 91H209V94H210V95L208 94ZM211 91H212V92H211ZM237 91H238V90H237ZM237 91H236V95H237ZM240 91H242V90H239L238 93H239ZM97 92H94V93H96V95L99 97V95H98L99 93L97 94ZM100 92H101V91H100ZM126 92H127V91H126ZM155 92H154V94H155ZM161 92H162V91H161ZM161 92H159V90H158L157 93H159V94H158L159 96H160V94H161V95H165L164 93H161ZM175 92H176V93H175ZM218 92H219V93H218ZM242 92H244V91H242ZM124 93H125V91H124ZM124 93H123V94H124ZM144 93L142 92V94H144ZM147 93H148V92H147ZM193 93H195V94H196L195 96L198 98V99L196 98L197 100L195 99V101H194V98H195V97H194V94H193ZM215 93H216V94H215ZM217 93H218V94H217ZM100 94H101V93H100ZM107 94H108L109 96L107 95V97H104L105 100L108 99V98L110 97V95H111L110 92H108ZM149 94L151 95L150 92H149ZM177 94H176V95H177ZM240 94H241V95H240ZM240 94H239V95L242 96L241 98H242L243 100L239 99L240 97L237 98V99H238V100H241V101L243 102L242 104H244V102L248 104V105H245V104H244L245 106H248V107H249V106L251 105V107H252L253 104H254V106L257 105V104L254 103L253 100H252V102H251V100L248 101V102H246V99L248 100V97L246 98V96L243 95L244 93H240ZM94 95H95V94H94ZM94 95H93L91 98H92V99H94V98L97 99L98 97H96V95H95V96H94ZM104 95H105V94L100 95V96H101L100 98H103L102 96H104ZM125 95H126V94H125ZM125 95L123 96V97H124L123 100H122L123 102H124V100H126L125 98L127 97V96L125 97ZM132 95H133V94H132ZM200 95L202 96V98L200 97ZM203 95H205V98L203 97ZM211 95H212V96H214V95H218V96L222 99V101H223V105H222V107H225V108H223V109H226V110H223V109L221 108V106H220V107L218 106V105H221V104H222V102H219V101H221V99H220L218 96H217V97H218L217 99H216V96L214 97L216 100H215L214 98H209ZM239 95H237V96H239ZM105 96H106V95H105ZM141 96H143V97H144V96L148 97L149 95L147 96V94H146V95L144 94V95H141ZM141 96H140V94H139V99L141 98ZM151 96H152V95H151ZM206 96H208V98H209L211 101H213V102H214V100L217 101V102H214V103H215V104L217 103L218 105L216 106L214 103L211 102V103L213 104V106H212V108H211V105H212V104H210V102H209L210 100H209V101H206V100H205V99L208 100V98H207ZM212 96H211V97H212ZM230 96H231L233 99H230ZM243 96H244L245 98H244ZM262 96L264 97V94H262ZM262 96H261V98H263ZM93 97H94V98H93ZM129 97H130V96H128V99H129ZM143 97H142V98H143ZM154 97H155V96H154ZM154 97H153V100L156 99V101H157L158 97H157V96H156L157 98H156V97L154 98ZM170 97H168V99H169ZM199 97H200L201 99H199ZM225 97L228 98V99H230V100H229V103L226 102L227 100H225V99H226ZM76 98H78V97L76 96ZM79 98H80V97H79ZM100 98H99V99H100ZM133 98H134V99H136V98L138 99V97L135 98V96H134ZM142 98H141V99H142ZM144 98H145V97H144ZM144 98H143V99H144ZM150 98L152 99V97H150ZM172 98H171V99H172ZM203 98H204V99H203ZM261 98H260V100H261ZM80 99H81V98H80ZM80 99H76V101L78 100V103H76V102H75V98H74L73 102L78 106V108H81V111H82V112H84V110H87V109H88V108H85V109H84V106H85V105H86L85 107L89 106V101H90V100H88V103H87V102H84V103H83L82 101H79ZM96 99H94L93 101L95 102ZM109 99H110V98H109ZM111 99H112V98H111ZM111 99H110V101H111ZM128 99H127V100H128ZM134 99H131L130 102H132ZM141 99H140V100H141ZM143 99H142V100H143ZM168 99H167V100H168ZM171 99H170V100H171ZM213 99H214V100H213ZM219 99H220V100H219ZM249 99H250V98H249ZM251 99H252V98H251ZM100 100H101V99H100ZM100 100H99V101H100ZM102 100H103V99H102ZM140 100H138L139 103H136L137 100H134V101H133L134 105H135V106H140V107H141V104L143 103V101H142V100L140 101ZM145 100H146V99H145ZM153 100H152V101H153ZM165 100H166V99H165ZM167 100H166V101H167ZM198 100H199V101H198ZM218 100H219V101H218ZM244 100H245V101H244ZM263 100H264V99H263ZM263 100H261V101H262L261 103L264 102ZM84 101H86V99H85ZM99 101H98V102H99ZM108 101H109V100H108ZM110 101H109L108 103H110ZM112 101H114V100L112 99ZM147 101H149V103H150L151 100L147 98ZM156 101L154 100L153 103H155ZM179 101H181V103H182V101H185V103L187 104V107H186V104L183 103V105H185L184 107L187 108V110H185L184 107H183V109L186 111V114H187V115H186L185 113H183L184 111H183V109H181V108H182V107H181L182 104H180L181 106H180V105L178 106L177 103H179ZM224 101H225V103H227V104H225ZM234 101H235V102H234ZM241 101H240V103H241ZM73 102H72V103H73ZM94 102H93V103H94ZM100 102H101V101H100ZM103 102H104V100H103ZM103 102H102V103H103ZM123 102H121V103H123ZM130 102L128 103L129 105L131 104ZM140 102H142V103L140 104ZM169 102H170V101L168 100V103H169ZM172 102L169 103V105H171ZM218 102H219L220 104H219ZM230 102H231V103H230ZM85 103H86V104H85ZM90 103L93 104L91 101H90ZM126 103H127V101H126ZM133 103H132V104H133ZM208 103L210 104V106H209ZM232 103H234V104H232ZM240 103H239V104H240ZM249 103H251V104L249 105ZM75 104H74V105H75ZM94 104H95V103H94ZM94 104H93V105H94ZM97 104H98V103H97ZM105 104H106L107 107H109V105H107V100H106V103H105ZM105 104L103 103V105H102V104H101V105L104 106ZM110 104H112V102H111ZM137 104H138V105H137ZM139 104H140V105H139ZM229 104L232 105V107L229 106ZM239 104H235V105H236L237 107H239V106H238ZM242 104H240V107H244L245 110H242V112L244 111V114L240 111L241 108L239 109V112H241V113H240L241 115H239V113H238V111H237L238 108H236V106H235V108L233 109V110H235V113H237V115H238L237 117H239V118L241 117V118H242V116H243V117H245V119H246V117L249 118V117L251 116V118H252L254 121H257V120H258L257 118L260 117L259 120H258V122H254L251 118H250V119L247 118V120H249V122H248V121H246V120L243 118L245 121H243L244 124L241 125V123H242V121L240 120L241 118H240V119L237 118V117H236V114L233 112V110L228 109L229 111H227L226 116H229V117H225L224 120H226V121L223 122V124L221 123V121H220L221 124H220V123L217 124V125H218V128L221 127L220 129H222V130L219 129L220 131H219V133L217 132V134H219L218 136L221 138L222 136H224L225 134H227L226 132L228 131V132L230 133V135H229V133H228V135H227V138H228V139L224 136L226 139L223 137V139L221 138V140H224V139H225V141L228 140V141L230 142L229 137H231V135H232L231 139H232V138H235V136L237 137V135H238V136H239V137H237L238 140H237V139H234L235 141H234V140H233V141L231 140V141H232L233 143H234V142H237V141H239V142L234 143V144L231 142V145H230V144L226 141V142H225L226 144H225L224 141H221L220 138H219L217 135L214 134V135H215V138L217 139V137H218L219 141L221 142V146L223 145L222 143H224V145L222 146V152L219 151L218 148L215 147V148H216V149H215L216 152H215V151L213 152L215 155H213V153L211 154V153H208V152H212V151L214 150V147L212 148V146L215 145V143H216V145L218 146V145L220 144V142L217 140V141H218V144H217V142L215 141V143H213V145H212L214 135H212V136L210 137V138L212 139V140H211L210 138H207V134H205L206 136L204 135V136L206 137L205 139H204V136L202 137V136H200V135H197V136H200V137H197L198 140H200V138H201V140L197 142V138L195 137V136H196L195 134H197V131H195L196 133L193 132L195 129H194V126H192V124L190 125L191 127L189 126V124L187 125V124H185V123H184L183 126L181 125L182 127H181V126H180V127H177V128H179L178 133L180 132V130L182 131L181 135L179 134V135H180V138H179V139L177 138V140H181V137H183L182 140L179 141L180 144H181V146H180L179 142L176 143V144H179V145L177 146V145H175L174 140H175L176 137H179V136H177V135H178L177 132H175V133H176L175 135H173L174 132H172V133H171V137H170V135H168V134H170V132H169V131H168V132L166 131V130H168V129L166 128V127H168V125H166V124L164 123L165 118H163L164 120L162 119L163 121H161V119H160V120L158 119L159 121H161V122L159 123V125L163 122V124H164L165 126L162 124V126H159V125H158V126L156 127V126L153 125V124L156 123V125H157L159 121H157V122H155V123H152V122H151V124L153 125L154 128H155V127H156V128H158V127H160V128H161V127H164V129H166L165 132H164V131H159V130H161L162 128L159 129V130H154L153 127H150L151 125H148V124H149L148 120L152 121L151 118H153V117L150 118V116H152V114L150 115V113H148V114L150 115V116H149L150 119H148V118H147V115H146L147 113L145 112L146 118H147L148 120H147V119L145 120V115H144V119L142 118V120H141V119L139 118V119H140V120H138L139 123H146V122L148 123V124H147L148 126H146V128H148V129L146 130V133L148 134V138H147V139L150 138L149 134H150V135L152 134V133H150V132H151V131H155V132H153V135L156 136V134H154V133H156V132L159 133V136H158V134H157V136H158V138H159L158 140L161 139V141H159L160 144L163 145V143H164V145L166 146V144H167L168 142H171V141L173 142V143L167 145V148H165L166 150H168L169 147H170V148L173 147V148H172L173 150H174V148H176V150H177V149H179L178 147H181V148H180V151H182V153H181L180 151H178V152H179V154L181 153L180 155H183V154H184L183 152H186L187 154L185 153V154L183 155V156H185V157H186L188 154H191L192 151L194 150V152H195L194 154H195L196 156L193 155V154H191V155H192L193 157H195V158H196V157H201V158H196V159L194 158V159H195V164L197 163L198 160H199L198 163H200V161H202V168H203V166L205 165L204 167H206V168L209 170V171H208L206 168H204V169L200 168V167H201V164H200V165L197 164V165L200 166V167L195 166V164L193 165V161H194V159L192 158V159H193V160H192V159L190 158L191 155H188L187 158H189V161L192 160V161H191V162H192V163H191V164H192V166H191V167H192V170H194V173H196L195 169L197 168L198 176H197V174H195V176H193L194 173H191L192 171L189 172L191 169H189V168H185V166L188 167L187 165H184V166H183V164H188V165L190 164V162L188 163V159H187V161L185 160V161H186L185 163H182V162H184V157L181 156L183 161L180 160V159H179V160L181 161L182 166L179 165V164H180V161H179V163H178V162H177V160H178L177 158H178V157H176V156H180V155L178 154V152L175 154V156H174V154L172 155V153H175L176 150H175V151H172V150L169 151V152H171L170 154H171L172 159H173L174 157H176V158H174V159H175L174 162H172V161H173L172 159L169 160L168 158H164L166 154L168 155V157H170V156H169V155H170L169 152H167V153L164 154L163 152H160V151H159L160 154H159V153H158V154L161 155V156H162V154H164V156H162L163 158H161V160L164 159V161L162 160L163 164H164V162L167 161V160L170 161L169 163L166 162L168 165L171 164V163L174 164L175 162H177V163H175V164H177V165L174 164L175 166H174L173 168H175V169L177 168L178 170L176 169V171H174L175 169L172 168L173 170L171 169L170 171H172L173 173H171V172L169 173V170H168V172H167L166 169H168V167H169L170 165H169V166H168V165L165 166L166 164H164V166H162V168L160 167V168H161L160 170H161L162 172H161V173L159 172L160 170L157 168V166L159 167V166L162 164V162L160 161L161 164H160V163L158 164V162H155V160H153V158H155V159L157 160L158 157H157L156 155H157V150L159 149V148H157V147H158L160 144L158 145V142H155V141H158L156 138H154V139H152V138L149 139V141L151 140V142H149V141L146 139L148 143H153V144L155 143V144L158 145V146L156 145V146H157V147H156L157 150L154 148V145H152L153 147H151V145H149L150 148H151V151L149 152L150 148H149V146H147L148 143H146V140H145V142L143 141V140L145 139V138H143V137L146 135L145 130L143 129V128H145V126L142 124V125H143V128H142V125H141V127H139L140 125H137V124H139V123L134 121V120L137 121V119H138V115H137V114H138V111H139V112L141 111V112H143V113H144V111H146L145 109H144V111H143V110H140V107H136V108H137V109H136V110H137V114L135 113V115L132 113V112H134L133 110H134L135 107H134V108L132 107V109H133L132 112L129 111V112H131V114H133V116H135V117H134V118H135L134 120H133V117H132V116L130 117V119L132 118V121H134V122H132V123L130 122V123H131V124L136 123V124H134V126L137 125V126H138L137 129H139V130L142 129V131H139V130H138L137 132H139V134H138V133H137V134H138L139 136H140V135L143 136L142 138H140L139 142L141 141V144H144V143H145V144H146V148H145V146H144L145 144H144V145H140V144L138 143V138H139V137L137 138V140H136V139L132 140L133 142L136 140L135 142L138 143L139 145L136 144V143L134 142L135 144H134V143H133V144L135 145V147L132 146V145H128V146H129V148L133 147V148H135L136 151H138L137 153H133V152H135V151H133V150H134L133 148H132L133 150L131 149L132 153L135 155V157H137L136 159L138 160L139 163H137V166H136V165L134 164V161H132V159H134L135 157H134V158H131V157H130V161H129V162H130V165H131V166H134V165H135V167H132V169L127 170L126 168H128L127 166H129V165H127V166L125 165V166H124V164L126 163L125 160L127 161V158H128V157L130 156V154H132V153H131L130 150H128V151H130V152L128 153L129 156H128L127 154H126V156H125L124 153L122 152V150H123V151H124V150L126 151V148H127L128 146H126V147H124V148H121L120 144L122 143L123 140L121 139L122 137H121L120 134H122V133H120V132H121L120 130H125V131H123V133H124V135H125V132H126V131L129 133L128 130H129L130 128H132V126L130 125V128H129V126L127 125V124L129 123V121H130V119H128L129 116H130V115H129V114H130L129 112H128L129 114L127 113V115H129V116H126L127 121H128L127 123H126L125 117H123V116H122V117H123L124 120H123L122 122H120V121L122 120V119L120 118V115L123 114L124 111L126 112V109L129 108V107H127L128 105H127V106H124L125 103H124V104H120V105H123V108H122V106H120V105L118 104L117 106H119L118 108H119L120 112L118 111V109L116 110V109L114 108V109L116 110V112H114V115H115V113H118V112H119L120 114H116V117H114V116L111 117V115H113V114H112V113H111V115L108 114V108L106 109V106H105V107H102L101 105H98L99 107H102L103 110H104V109L106 110V112H104V115L101 116V117H105L106 113H107L108 116H106L105 119H104V118H101V117H100V118H101L102 120H106V119L109 118L108 121H105V124L107 123L106 126H108V128H110L111 131H110V130H109V131L105 130V129H107V127H105V124H104V126H103V124H102V125H101L102 127H99V126H100V123H98V122H100L101 120L98 121V120H99V117L97 118L96 116H97L100 112H103V111H102V109H100V111L98 110L99 112L97 111L98 114L96 113L97 115L95 116L96 119H97V121H95V122H96V128H97V127H98L99 129L102 128V129L99 130V131H100V134H99V135H102V136H101L102 138H101V139L99 138V139L102 141V144H101V142L98 141V140H96V142H98L99 145L101 144L102 148L104 147L105 149H104V148L102 149L100 146H97V147L100 148V149H99V148H96V149H95V151L98 153V156H97V153H94V154H96V156L94 155L93 159L95 160L96 157H100V155L103 154V155H102V158H99L100 160H102L101 162H103V159H104V161H105V160H106L105 158L108 157V155L112 154L111 157L107 158V159H108V162H109V163H110V162L112 163L111 165H112V167L114 166L113 168H114V170H115L116 173H117L119 170H120L121 172H123V173H121V172L119 173V172H118L117 174H116V173L112 174V172H114V171L111 172V170H113V168L111 167V169H110L109 167H106L105 165L108 166V162H105V163H107V164H104V165H103V164L101 163V166L103 165V169H104V171L102 172L103 175H102L101 173H98L99 175H101V178H100L99 175H98V178H100V180L97 181L98 178L96 177L97 180L94 179L95 181H94V183H93V179H92V178H93V177L95 178V176L97 175V174H95V175L93 174L94 172H96V168H94V169H90V168L88 167V170L90 169L91 172H92V175H93V177H92V175L89 174V178H90V175H91V181H92L93 185L98 189V187H99L100 185H101V187H102V185H103V187H105V186L108 187V184H109V183L107 184V182H109L108 180H110V178H108V177H109L110 175H113V176H110V177H113V178H111V181H110L111 184L109 185V191H111L112 189L116 188V187L120 184L119 186H121V187L124 186L123 188L125 189V192H126L127 190H126L125 184H124V185H121V183L124 182V183H127V184H128L129 181H130V182H132L133 184L129 183L128 186H131V185H132V187H130V188H132L131 190H133V192H132V191H131V192L134 193L135 196H137V197H136L137 199H136V198H135V199L133 198V200H138V199H140V201H141V199L144 197V195H145L144 192L147 190V188H148V187H151V186L154 184V185H156V186H154V189H151V188H152V187H151V188H150L151 191H150V189H148L147 192H146V194L148 195V192L150 191V192H149L150 195H148V196L145 195V197H147V198L149 197V198H150V196H152L151 194H152V190H153V193H154V194H153V195H154V199H155V196H156V199H157V200L155 199L156 201H153V200H152L153 197H151L152 199H151V198H150V199H149V198H148V199L146 198L145 200H147L149 203H151V201H153V202H157V203L154 204V206L149 207V208H153V207H155V208H153V209H156V207H158V206L162 203V205H160L161 207H159V208H161L160 210L162 211V209L164 210L165 207L167 208V209L165 208V210H166V212H169V213H166V212H165V213L167 214V216L170 217V219H172V218H175V219H176V220H174V222L178 223V225H179V226H178V225L176 224L177 230L180 228V224H183V225H181V226L186 227V223H185V221L188 223V222H190L191 220H192V221H194V220L196 221V220H197V221H196L197 224H196V222H194V223L192 222V224H195V227H193V228L196 229L197 226H198L199 230H196V231L199 232V231L201 230V231L204 232V233H208V231H209V229H210L211 240H213L214 243H216V245H221V244H223L222 242H224V241L226 242V243H225L226 245H231V244L233 245L234 243H229L230 241H226V239H227V237H228V232H227V231H225L227 234L224 232L226 235L223 234V233H220V236H221V237H219V235H218V234L216 235V233H219L220 230H219V232H217V231H216L217 228H216V229H215V232H216V233H215L213 230H211V229H213V226H215V222H213L214 224H213V223L211 224V225H213V226L210 225L211 228L209 227V223H208V222L205 223V222H206L207 216H208L209 214H211V213H209L210 211L213 213V215L211 214L212 216H214L215 214H216V215L218 214V215L220 216V214L217 213V211H216V213H214V211L216 210L215 205H216L219 201H221V200H223V201H222L223 203H226V201L224 202V198L227 199V193H225V192H227L228 190H229V192H228V198H232V196L234 195V194L232 195V192L235 191V190L237 191V192L235 193V195L240 194V196H241L240 198H242L241 200H240V198H237V197H235V195H234V196H233L234 200L232 199L231 202H233L232 204H234V201H236L237 199H239V202H237V201H238V200H237L236 203H235V204H238V203H240V202L243 200V203L248 204V205H246V206H247V211H246L247 213L250 212V211H252L253 208H254L253 210H255L256 207H258V208H257V211H258L260 208L262 209V207L259 208V206H262V204H261V205H259V204H260L261 200H263L264 198L261 199L260 201H258V200H256V199H257V198H260L261 196L264 197V193H263L264 191H263L262 193H260L261 196L258 195V193H259L258 191H260L259 189L261 188V191L264 189V180H258V179H257L258 177H256V180H258V181H255V180H253V179H254L255 176H259V179H260V178H261L260 175H261V176L263 175V177H264V165H263V163H264V161H263V160H264V148H262V147L264 146V142H263V141H264V136H263V135H264V131H262V130H264V120L261 121V120H262L261 117L263 116L262 118H264V114L261 115V116L258 115V114H259L258 112H259L260 109L264 110V108H263L264 106H262V108H261V107H257V106H256V107H252V108L250 107L251 109H249V108L247 107V109H246V107H245L244 105H242ZM263 104H264V103H263ZM61 105H62V104H61ZM76 105H75V106H76ZM93 105H92V106H93ZM114 105H116V104H114ZM143 105H146V102H144V104H142V107H141L142 109H143ZM159 105H158V106H159ZM176 105H177V106H176ZM206 105H207V106H206ZM214 105H215V106H214ZM224 105H225V106H224ZM226 105H228L229 107L227 108ZM261 105H262V104H260L259 106H261ZM75 106H74V107H75ZM90 106H91V105H90ZM90 106H89V108H92V106H91V107H90ZM94 106H95L94 109H95L96 107L99 108L97 105H94ZM147 106H148V105H146L145 107H147ZM150 106L152 107V104H150L149 107H150ZM158 106H156V107H158ZM208 106H209V107H208ZM71 107H73V105H71ZM82 107H83V108H82ZM115 107H116V106H115ZM120 107H121L122 109H121ZM124 107H127V108H124ZM130 107H131V106H130ZM145 107H144V108H145ZM151 107H150V108H151ZM206 107H207V108H206ZM216 107H218L219 109L221 108L220 110H223L224 112H223V111L221 112V111L218 110ZM61 108H62V106H61ZM97 108H96V109H97ZM138 108H139V109H138ZM150 108L147 109V112L150 111ZM179 108H180V111H179ZM214 108L217 109L218 112L221 113V115H219L218 112H215ZM255 108H257V109L260 108V109H258V110L256 109L255 113L258 111V112H257L258 114H256V116H255V113L252 111V110H254ZM82 109H83V110H82ZM92 109H93V108H92ZM92 109H91V110L89 109V111L92 112ZM94 109H93V111L96 112V109H95V110H94ZM110 109H111V107L109 108V111H110ZM112 109H113V108H112ZM124 109H125V110H124ZM129 109H130V108H129ZM153 109H154V105H153V108H151V110H153ZM171 109H172V110H171ZM209 109H210V110H209ZM212 109H213L214 111H213ZM248 109L250 110V112H247V111H246V110H248ZM71 110H72V109H71ZM76 110H77V109L74 108V111H76ZM78 110H79V109H78ZM78 110H77V111H78ZM170 110H171V111H170ZM173 110L175 111V113L173 112ZM204 110H205V111H204ZM206 110H208V111H206ZM217 110H216V111H217ZM230 110H231L232 112H231ZM72 111H73V110H72ZM117 111H118V112H117ZM122 111H123V112H122ZM153 111H154V110H153ZM153 111H152V112H153ZM200 111L203 113V114L201 113L202 115H200ZM251 111L254 113V115H252L253 113L251 114ZM79 112H80V110H79ZM79 112H78V113H79ZM82 112H81V113H82ZM87 112H88V111H87ZM91 112H90V113H91ZM125 112H124V113H125ZM150 112H151V111H150ZM152 112H151V113H152ZM154 112H156V109H155ZM154 112H153V113H154ZM176 112H177V113H176ZM178 112H179L180 115L178 114ZM190 112H191L192 114H193V112H194V115H192ZM209 112H208V113H209ZM228 112H229V113H228ZM246 112H247V113H246ZM263 112H264V111H263ZM76 113H77V112H76ZM85 113H86V112H85ZM92 113H93V112H92ZM160 113H163V114H160ZM188 113H189V115H188ZM204 113H205V114H204ZM216 113H217L218 115H217ZM222 113H223V114H222ZM224 113H225V114H224ZM249 113H250L251 115H249ZM87 114H88V113H86V115H87ZM94 114H95V113H94ZM158 114L155 113V115H157L156 118H159V117H158ZM176 114L178 115L179 118H181L183 114H185V115L183 116L184 118L182 117V119H180V120H181V121H180V120H178V117L176 116ZM190 114H191L192 116H191ZM229 114H231L232 116H234L235 118H237L238 121H237L235 118L232 119V116H230ZM245 114H246V115L248 114V116H246ZM260 114H261V112H260ZM117 115H118V116H117ZM123 115H126V113L123 114ZM136 115H137V116H136ZM140 115H143V114L140 113ZM140 115H139V117H140ZM215 115H216L217 117L220 116V117H219L220 120L218 119L219 121H218V120L215 121L214 118H217V117H215ZM244 115H245V116H244ZM169 116L171 117L170 120H168V119H169ZM185 116H187V118H185ZM197 116H195V117H197ZM253 116H255V117H253ZM257 116H259V117H257ZM89 117H90V115H89ZM107 117H108V118H107ZM136 117H137V119H136ZM176 117H177V118H176ZM207 117H209V116H207ZM221 117H222L223 119H221ZM230 117H231V118H230ZM256 117H257V118H256ZM110 118H112V119H113V118H115V119H116V118H120L119 121H118V120H114V119H113V121H115V123H116L117 121L120 122V123L117 122L116 125L119 126L121 129H120V128H117V126L115 127V123H113L114 125L112 126V122H111L112 119H110ZM154 118H155V116H154ZM154 118H153V121H156V119L154 120ZM93 119H94V115H93ZM96 119H95V120H96ZM176 119H177V121H179V122H181V123H179V122L177 123ZM213 119H214V120H213ZM227 119H229L228 124H227ZM260 119H261V120H260ZM89 120H90L91 122H93L91 117H90ZM182 120H183V122H182ZM187 120H188V121H187ZM196 120H197V121H196ZM205 120H207V121H205ZM212 120L215 121V122H214V125H213ZM234 120H235V121H234ZM239 120H240L241 122H239ZM250 120H251V121H250ZM140 121H141V122H140ZM143 121H145V122H143ZM195 121H196V122H195ZM198 121L201 122V123H199ZM81 122H84V121H81ZM91 122L89 123V121H88L86 124H88V123H89V125L94 124V122H93V123H91ZM108 122H109V123H108ZM123 122H124V124L126 125L125 127H127V128H125V127H124V129L122 128V127L124 126ZM197 122H198L199 124H197ZM206 122H207V123L209 122V124H208L209 126H210V123H211V124L216 128V130L214 129V127H213L212 125H211V126L213 127V129L211 128V126H210V127H207V126H206V125H207ZM246 122H248L249 124L252 123L253 125H254L255 123H257V125H256V124H255L256 126L251 125V126H253V127H255V128H252L251 126L248 125L249 127L252 128V129L249 130V127H247V124H248V123H246ZM103 123H104V122H103ZM175 123H177V124H179V125H177V124L175 125ZM225 123L228 125V128H226V129H224V127L227 126ZM84 124H85V123H84ZM98 124H99V125H98ZM118 124H119V125H118ZM120 124H121V125H120ZM202 124H203V127H205V129L202 127L205 131H204V130H203V131L200 130V128H201L200 126H201ZM219 124H220V126H219ZM245 124H246V125H245ZM89 125H86V126H89ZM145 125H146V124H145ZM186 125H187V126H186ZM198 125H199V127H198ZM221 125H222V126H221ZM224 125H225V126H224ZM86 126H84V128H85ZM91 126H93V125H91ZM91 126H89L90 129L92 128ZM121 126H122V127H121ZM170 126H169V127H170ZM103 127H104V128H103ZM111 127H114L115 130H116V129H117V130L115 131L114 128H113L114 132H112V128H111ZM149 127H150V129H149ZM206 127H207V128H206ZM242 127H244V128H242ZM245 127H246V129L248 128V130H246ZM84 128H83V129H84ZM87 128H88V127H87ZM94 128H95V127H94ZM128 128H129V129H128ZM135 128H136V127H135ZM135 128L133 127V128L130 129V130L133 131ZM151 128H153V130H151ZM156 128H155V129H156ZM202 128H201V129H202ZM208 128H209V130H206V129H208ZM241 128H242V129H241ZM83 129H82V130H83ZM90 129H89L90 133H88L89 131H85V130H84V132L82 131V132L86 135V137H89L88 135L91 134V132H92L91 130H92L93 128H92L91 130H90ZM118 129H120V130H118ZM137 129H136V130H137ZM171 129H172V128H171ZM193 129H194V130H193ZM243 129H244V130H243ZM95 130L98 131L97 129H95ZM102 130H104L103 132L107 131V132H109V133H114V135L116 134L117 139H121V143H120V141H117V139L114 137V135H113V137H111V136H112V135H111L110 138H109V137H108L109 133H107V135H106V134L104 135V136H107V138L105 137V139H109V140H108V141H106V140L104 141V138H103V134H104V133L102 132ZM148 130H149V131L151 130V131L149 132ZM162 130H163V129H162ZM175 130H178V129H175ZM175 130L173 129V131H175ZM232 130H233V131H232ZM8 131H10L11 134H13V132H12L11 130H8ZM93 131H94V130H93ZM99 131H98V133H99ZM200 131H201V132H200ZM230 131H231V132H230ZM248 131H249V132H248ZM140 132H141V134H140ZM148 132H149V133H148ZM160 132H161V133L164 132V134L167 133L168 136H167V135H164V134H160ZM246 132H248L249 134L247 133L248 135H244V134H246ZM261 132H262V133H261ZM83 133H82V134H83ZM93 133H95V132H93ZM98 133H97V134H98ZM128 133H127V134H128ZM142 133H145V135L142 134ZM233 133H234V134H233ZM256 133H258V134H256ZM259 133H260V134H259ZM9 134H10V133H9ZM97 134H96V135H97ZM209 134H210V135H209ZM236 134H237V135H236ZM7 135H8V133L6 134V137L10 139V135H8V136H7ZM13 135H14V136H11V137H15L16 134L14 133ZM94 135H95V134H94ZM124 135L122 134V136H124ZM153 135H151V137H152ZM161 135H162V136H161ZM172 135H173V136H172ZM234 135H235V136H234ZM242 135H243V136H242ZM254 135H255L257 138L254 137ZM260 135H261V136H260ZM21 136H22V135H21ZM83 136H84V135H83ZM92 136H93V135H92ZM92 136H90V137H92ZM119 136H120V137H119ZM126 136H127V135H126ZM146 136H147V135H146ZM146 136H145V137H146ZM155 136H154V137H155ZM157 136H156V137H157ZM160 136H161V138H160ZM163 136H167V139H168V137H170L169 140H170L172 137H174V139L172 138L173 140H171V141H167L166 137H163ZM216 136H217V137H216ZM258 136H259V138H260V137L263 138V141H262L261 138L259 139ZM79 137L81 138L82 135H81V136L79 135ZM90 137L87 138V140L90 139ZM96 137H97V136H96ZM99 137H100V136H99ZM212 137H213V138H212ZM240 137H243V139L240 138ZM19 138H20V137H19ZM25 138H26V139H25L26 141H25V140H24V141L27 142L28 138H27V137H25ZM82 138H83V137H82ZM84 138H85V137H84ZM97 138H98V137H97ZM112 138H113V139H114V138L116 139V140L114 139L113 142H116V141H117V142L120 143V144L118 143V145L120 146V149H121V150L118 148L119 146H117V148H118L119 150H115V149L113 150V147H112V148H108L109 146L111 147V145H113V143L109 145V141L112 142V140H110V139H112ZM123 138H124V137H123ZM162 138H163V139H164V138L166 139V140H165L166 143H165V141L163 142V139H162ZM195 138H196V141H194ZM202 138H203V140H202ZM252 138H254V140H253ZM255 138H256V139H255ZM9 139H8V140H9ZM12 139L14 140V138H12ZM21 139H24V138L22 137ZM93 139H94L93 142H94V144H95V137L92 138V139H90V140H93ZM102 139H103V140H102ZM128 139H129V141H128ZM141 139H143V140H141ZM155 139H156V140H155ZM209 139L211 140V142L209 141ZM239 139H242V140H239ZM258 139H259V140H258ZM13 140L11 141V139H10L9 141L13 143ZM16 140H19V139H18V135L16 136ZM16 140H14V142H15ZM31 140H32V139H31ZM82 140H83V139H82ZM82 140H81V141H82ZM153 140H154V141H153ZM177 140H175V141H177ZM204 140H205V141H209V143L211 144L210 147H208L209 149H206L207 151L209 150L208 152H206V150H205L204 148H207L206 146H207V145L209 146V144H207V142L204 143V142H205ZM255 140H257V141H255ZM20 141H21V140H20ZM85 141H86V139L84 140V142H85ZM103 141H104V143H103ZM127 141L131 143V140H130V138H128V137H127ZM127 141H126L125 143H124V141H123V143L126 144V143H128ZM142 141H143V143H142ZM152 141H153V142H152ZM193 141H194V142H193ZM203 141H204V142H203ZM261 141L263 142V143H262L263 146H260L261 144L258 145V143H261ZM25 142H24V143H25ZM88 142H89V140H88ZM106 142H108V145L105 144ZM117 142H116V143H117ZM161 142H162V143H161ZM255 142H256V143H255ZM16 143H18V142H16ZM20 143H21V142H20ZM20 143H19V146H21ZM28 143H29V140H28ZM28 143H27V144H28ZM91 143H92V142H90V145H91ZM116 143H114V145H115ZM123 143H122V144H123ZM195 143H196V144H195ZM199 143H204L203 145H204L205 147H204V148H203V147L201 148L200 145H199ZM238 143L243 144V146H242V145H239ZM253 143H255V144H254L255 147L258 145L257 148H258V149L261 148V149H263V150H262V151L259 150V152L257 153V150H258V149L255 148L254 146H253L254 148L252 147V144H253ZM13 144H14V143H13ZM25 144H26V143H25ZM25 144L22 143V146L25 145ZM87 144H88V143H87ZM94 144L92 143V145H93L92 148H94V147L97 145V143H96L95 145H94ZM103 144H105V145H103ZM173 144H174L176 147H175ZM190 144H192V146H191ZM193 144H194V146H193ZM228 144H229L230 146H234V149H236V150H237V148H239V149L237 150V156H238V157L241 156V155H238V154L240 153V150H241V153H243V154H242L243 156H242V158H239L240 160L237 159L238 157H237V158L235 157V156H236V155H235V154H236V150H235V152H232V153H231V151H234V150H233V147H228V146H229ZM236 144H238V147H237V148H236V146H237ZM137 145H138V146H137ZM162 145H161V146H162ZM169 145H170V146H169ZM171 145H173V146L171 147ZM196 145H197V146H196ZM198 145H199V148H201V149H198V148H197V149H198V150H197L196 147H198ZM216 145H215V146H216ZM225 145H226V146H225ZM16 146H18V145H15V147H16ZM19 146H18V148H19ZM106 146H107V147H106ZM123 146H124V145H123ZM123 146H122V147H123ZM130 146H131V147H130ZM136 146H137V147H136ZM141 146L143 147V150H142V148H141V150L143 151L142 153H144V154L141 153V150H137V148H138V147H141ZM168 146H169V147H168ZM190 146H191V147H194V149L191 148ZM201 146H202V144H201ZM239 146H240V147H239ZM241 146H242V147H241ZM114 147H116V145H115ZM147 147H148V149H147ZM163 147H164V146H162V147H160V148H163ZM189 147H190L192 150L188 149ZM218 147H219V146H218ZM223 147H225L224 149H227V150H225V151H228L227 154H229V155L226 154L227 157H228V159L225 157V155L223 156L222 159H226V163H228V164L223 163V160H222V162H220L221 160H219V159H221L220 157H222V155H220V154H221V153H224V154L226 153V152H224ZM227 147H228V148H227ZM243 147H245V148L242 149ZM251 147H252V148H251ZM16 148H17V147H16ZM106 148H107V149H106ZM117 148H116V149H117ZM129 148H128V149H129ZM182 148H183V150H182ZM211 148H212L213 150H212ZM219 148H220V150H221V147H219ZM97 149H99V150L97 151ZM101 149L104 150V152L106 151L107 154H105ZM144 149H145V152H144ZM152 149H155V150H156V151L154 150V152H156V154L152 151ZM163 149H164V148H163ZM163 149H162L161 151H164ZM185 149H186L188 152H187ZM195 149H196V150H195ZM230 149H231V150H230ZM252 149H254V150H252ZM110 150H111V152L115 151L116 154H117L118 152H119V153H123V154H121V155L124 156L126 159H125L124 157H121V155H120L121 159H122V158L125 159V160H123V163H122V164L120 163V165H121V166L123 165V167H126L125 169H126L127 171H124L125 169H124V170H123V169H122V170L119 169V167H120V165L118 164L119 161H118L117 163H116V162L114 163V161L118 160V158L120 159V157L117 155L118 157L116 156V157H117V158H116L115 155H113L114 152H113V153H108V152H110ZM147 150H148V151H147ZM159 150H160V149H159ZM184 150H185V151H184ZM200 150H202V151L205 150V151H203V152H204L205 154L209 155V157L206 156V155H202L203 152H201ZM211 150H212V151H211ZM243 150L246 152V155H245V152H243ZM99 151H101L102 154L99 153ZM120 151H121V152H120ZM128 151H127V152H128ZM146 151H147L148 153L153 152L154 154H152V153H151L152 155L149 154V156L151 155L152 157H149L148 155H147V157L145 156L146 158H145V157H142L143 155H146V154H145V153H147ZM217 151H218L220 154H219ZM229 151H230V153H229ZM255 151H256V152H255ZM165 152H166V151H165ZM196 152H198V155H197ZM200 152H201V154H200V156H199V153H200ZM238 152H239V153H238ZM119 153H118V154H119ZM125 153H126V152H125ZM140 153H141V154H140ZM148 153H147V154H148ZM161 153H162V154H161ZM217 153H218V154H217ZM241 153H240V154H241ZM256 153H257L258 155H257ZM99 154H100V155H99ZM136 154H140V155H141L140 159H141V158H142L143 160H144V159H145V160L147 159V162L144 163L145 160H144V161H143V160H142V161L139 160L138 157H139L140 155H137V156H136ZM210 154L212 155L211 157H213V159L210 157ZM230 154L235 155V156H233V158L235 157V158H234L235 160L233 159V160L235 161V163H234V161H233V162H230V161H232V160H231L232 156H231V158H229V157H230ZM255 154H256V155H255ZM24 155H25V154H24ZM105 155H106V157H105ZM153 155H155V157H154ZM159 155H158V156H159ZM201 155H202V156H201ZM216 155H218V156H216ZM244 155H245V156H244ZM22 156H23V155H22ZM113 156H114V158H113ZM127 156H128V157H127ZM173 156H174V157H173ZM203 156L208 157V158L205 159V160L208 159L207 162L205 161L206 164H204L205 162L203 163L204 160H200V159H204ZM214 156H216V157H214ZM148 157H149V160H148ZM202 157H203V158H202ZM218 157H219V158H218ZM224 157H225V158H224ZM243 157H245V158H243ZM112 158H113V159H112ZM151 158H152V163H154V164L157 163V164H156V165H157L156 168L158 169L159 175H157V174H158V172L156 171L157 169H155V172H157V173H154V171H153L154 168H155V165L152 164V163H150ZM210 158H211L214 162H213ZM216 158H218V162H220V165H219V163L216 161V160H217ZM114 159H115V160H114ZM136 159H135V161H137ZM159 159H160V158H159ZM159 159H158V160H159ZM166 159H167V160H166ZM176 159H177V160H176ZM185 159H186V158H185ZM214 159H216V160H214ZM236 159L238 160L237 162H236ZM96 160L98 161V163H95ZM96 160H95V162H93V160L91 159V164H92V165L97 164L96 167H98V166L100 165V162H99V160H98L97 158H96ZM109 160H110V161H109ZM111 160H112V161H111ZM158 160H157V161H158ZM209 160L211 161L210 164L208 163ZM229 160H230V161H229ZM260 160L263 161V163L260 162V163L262 164V166L260 165V163H258V161H260ZM153 161H154V162H153ZM215 161L217 162V164L215 163ZM224 161H225V160H224ZM227 161H228V162H227ZM124 162H125V163H124ZM132 162H133V163H132ZM140 162H143V163L146 164V165H147V163L149 162L148 165H150V166L147 165V167H149V168L153 171V173H152V171H150L147 167H146L147 169H146L145 167H144V169H143L142 165H144V164H143V163H140ZM229 162H230V163H229ZM212 163H214V164L216 165V167H218L217 165L221 166V168L218 169L219 172H218L217 168L215 167V169H214V170H215V171H214V174H215V172L217 173V174H215V176H214V174L212 173L213 171L210 172V171L212 170V169H210V168L213 167ZM221 163H222V164H221ZM231 163H232V164L234 163V165L237 163L236 166L240 167V169L242 168V169L245 170V171L240 170L238 167H237V168H238V169H237L236 166H234L233 168H229V166H227V165H229V164L232 165ZM115 164H117L119 167H118V166L115 167ZM128 164H129V163H128ZM132 164H133V165H132ZM138 164H140V165H139L140 167H138ZM191 164H190V165H191ZM207 164H208L209 167H207ZM223 164H224V166H227L228 169H230V171L227 169L230 173H232L231 170H233V172H236V171H234V168H235V170H240V171H243V172L245 173L244 178H245V177H247V178H251V177H253V179H251V180L254 182V186H253V183H250L251 186H252V188L250 187V184L248 183V182L251 181L250 179H249L248 181L242 179L244 182H247V183L242 182V183H244L245 185L247 184V186L244 185V187H248V185H249V188H248V189L242 187V188H243V192H242V193H247V192H249L248 194H245V195L243 194V196L241 195V190H242L241 186H243V184L241 183V180H240L239 177L241 176V178H242L243 175H244V173L241 172V174H240V171H239V172L237 171L236 173H232V174H230V173H228V172L226 171V172H227L226 175H227V177H228V178H226V176L223 175V174L226 173V172H224L226 169L224 170V169H223L224 166L222 167ZM225 164H226V165H225ZM111 165L109 164V166H111ZM171 165H172V164H171ZM211 165H212V167H211ZM104 166H105L107 169H108V168L110 169V172H109V171H106V172H107V175L105 176V179H104V175H105L104 172H105V170H107V169H105ZM144 166H145V165H144ZM152 166H154V168H151ZM172 166H173V165H172ZM172 166H170V167H172ZM177 166H178V167H177ZM194 166H195L196 168H195ZM232 166H233V165H232ZM90 167H91V166H90ZM92 167H95V166H92ZM123 167H121V168H123ZM136 167H138V168L136 169ZM166 167H167V168H166ZM170 167H169V168H170ZM182 167H184L185 170L188 169V170L186 171L187 173L189 172V174H187L188 177L190 176V174H192V176H193L194 178L198 177V178L195 180V184H194V182H193L194 179H193V181H192V180L190 181L194 186L191 185V183H190L191 186H189V184H188V187H186V186H187L186 184H187V179H188V177L186 178V177L183 176V175H185L186 173L183 172L184 169H182ZM189 167H190V166H189ZM191 167H190V168H191ZM227 167H224V168H227ZM230 167H231V166H230ZM116 168H118V169H116ZM133 168H135V170H134L135 172L132 173V176L134 175V173H137L135 176H133V178H135V180L132 178V176H131V174H130V177L132 178V180H134V182L131 180V178H130V180H129L128 178H126V177L129 176V171L132 172ZM141 168L143 169L142 172H141V170H139V169H141ZM163 168H165L166 171H165ZM193 168H194V169H193ZM199 168H200L202 171H201ZM218 168H219V167H218ZM162 169H163L164 171H163ZM180 169H181L182 171H181ZM205 169H206V173H205L206 175H205L204 172H203V170H205ZM221 169L223 170V174H221V176L224 178V179H223V182H222V177H221L220 175H218V173H219V174L221 173V172H220ZM88 170H87V171H88ZM90 170H89V172H90ZM92 170H93L94 172H93ZM116 170H117V171H116ZM136 170L140 171V172L142 173V176H144V175L146 174V171H147V170L150 171L151 175H152V174H153V175L156 174V175H155V176L152 175V180H150V175H149V176H148V178H149V179H148V180H149L148 183H146L148 180L146 181L145 176H146V178H147V175H145L144 177H141L142 179L144 178L145 180L143 179V181H142L141 178H140V180L142 181V182H141V181L139 180V176H140L141 173L138 174L139 172H137ZM179 170H180V171H179ZM199 170H200L201 172H203V173H201ZM216 170H217V171H216ZM143 171H145L144 174H143ZM207 171H208V172H207ZM91 172H90V173H91ZM131 172H130V173H131ZM163 172H164L165 174L162 175ZM175 172H176V174H175ZM179 172L182 174L183 179L186 178V182H185V180H183V179L181 178V179H182L181 181H183V182L185 183V184H184L185 186L183 185L184 187H179L180 184L177 183L178 180L180 179V176H181V174H180ZM199 172H200V173H199ZM87 173H88V172H87ZM108 173H109V175H108ZM110 173H111V174H110ZM124 173H126L125 176L122 175V174H124ZM127 173H128V174H127ZM147 173H148V171H147ZM166 173H168V174L166 175ZM177 173H179V174H177ZM210 173H211L212 175H211ZM242 173H243V174H242ZM115 174H116V175H115ZM120 174H121V175H120ZM170 174H171V175H170ZM173 174H174V175H173ZM200 174L202 175V177L204 176V179H205L206 181H208L209 179L211 180V178H212V181H213V180H214V181L212 182V181L209 180L208 182H206V181H204L203 178L201 179ZM203 174H204V175H203ZM207 174H208V175H207ZM233 174H234V175H233ZM118 175H119V176H118ZM160 175H161V176H160ZM164 175H166V176H164ZM169 175H170V177H169ZM172 175H173V176L178 175V176H176V177L179 178V179H177L176 177L171 178ZM229 175H232V177H230ZM238 175H240V176L238 177ZM102 176H103V177H102ZM115 176L117 177V180H118L119 177H120V179H125V181L119 179L120 183H118V181H117L116 179H114V178H116ZM121 176H122V178H121ZM157 176H159V178H155V177H157ZM162 176H163L164 178H163ZM185 176H186V175H185ZM192 176H190L191 178H190V177H189V178L192 179ZM199 176H200V178H199ZM205 176H207L208 178L205 177ZM209 176H211V177L209 178ZM136 177H138V178L136 179ZM153 177L155 178V181L158 183V185H159V186H162L161 189L163 188V186L168 185V183H169V185H171V184H173V183H174V184L176 183V186L179 184V186H177L176 188L181 189V190H178V189L176 190V188L173 187V185H171L172 187L169 186V185H168V186H165V187L167 188V190H168L169 187L172 188L171 190L169 189L170 191H167V192H166V188H165V187L163 188V189H165L164 193L168 194L169 196L172 194V195L170 196L171 198H172L173 196H175V199L177 198V200H178V198H179L180 195L183 196L182 193H183V190H184V189L182 190V188H185V187H186V189H188V188H192L193 191L191 192V189H190V190H185L184 193H183V194H185V196H186V194H187L188 191L191 192V194L188 193V194H187L188 197L184 198L185 200L182 199V200L184 201V203H183V202L180 203V202H178V201H179V200H178V201H176V203L178 202V204L175 203V205H174L173 203L175 202V201H174L175 199H170V200H169L170 197L166 198L168 195H166V196H164L165 194L163 195V192H161V191L159 190L158 185H157L156 182L153 180ZM160 177H161V178H160ZM214 177H215V178H214ZM107 178H108V179H107ZM162 178H163V179H162ZM165 178H167L168 180L165 179ZM170 178L172 179V181H171ZM175 178L177 179V182L174 181ZM217 178H220L221 181H220L219 179H217ZM225 178H226V179H225ZM229 178H230V179H229ZM232 178H233V179H232ZM101 179H104L103 182H104L105 180H106L107 182L105 181L104 183H101L99 186H97V184H96L95 182L97 181V183H98V182L100 183V181L102 182ZM126 179H128V181H126ZM158 179H159V180L161 179V180H160V184H162L161 182H163V185H160V184H159V180H158ZM164 179L167 180V181H169V182L166 181L167 184H165L166 182H164V181H165ZM176 179H175V180H176ZM198 179H199V180H203V181H199ZM216 179H217V181H216ZM227 179H229V180H228L229 182H227V185H228V183H229V188H230L231 185L233 184V187H232L233 189L231 188V189L233 190L232 192H231V190H230L229 188L227 189V186L225 185L226 183H225L224 181L227 180ZM262 179H263V178H262ZM113 180H114V182H113ZM115 180H116V181H115ZM136 180H137V181H136ZM138 180H139V181H138ZM162 180H163V181H162ZM188 180H189V179H188ZM218 180H219V181H218ZM230 180H232V181L234 180V182H236V184L232 183V181L230 182ZM237 180H240V182L238 183ZM122 181H123V182H122ZM150 181H152V182H150ZM173 181H174V182H173ZM198 181H199L200 183H198ZM252 181H251V182H252ZM115 182H117L118 184L115 183ZM137 182H138V183H137ZM139 182H141V183H139ZM153 182H155V183H153ZM170 182H173V183H170ZM179 182H180V181H179ZM196 182H197V183H196ZM203 182H204V183L206 182L207 184L205 183V185L203 184V186H202V183H203ZM211 182H212V184H213L214 186L217 185V187L215 186V187L210 188L211 190H210V193H209V194L213 195V193H214L213 190H214V189H215L214 191H216V189H218V190L216 191V193H218L219 189H222V191H221V190H220V191L223 192V194L220 192V193H221L220 195H219V194L217 195L216 193H214V194H216V195H213V197H212L211 195L208 196V194H207V192H209V189H208V188H209L210 186H213V185H209V183L211 184ZM214 182H215V184H214ZM216 182H217V183L219 182V183L217 184ZM99 183H98V184H99ZM105 183H106V185L104 186ZM112 183H113L114 185H113ZM135 183H136L137 186L135 185ZM142 183H143V184L145 183V184L142 185ZM151 183H152V185H151ZM180 183H181V185L183 184L182 182H180ZM188 183H189V182H188ZM220 183L222 184L221 188H220V186H218V185H220ZM224 183H225V184H224ZM230 183H231V185H230ZM257 183H258V184H257ZM116 184H117V185H116ZM127 184H126V186H127ZM138 184H141V185H140L141 187H140ZM146 184H147V185H150V186H147ZM196 184H197L198 186H196L197 189L194 190ZM199 184H201V187H199V186H200ZM238 184H239V188H241V189H239V188L237 187ZM240 184H242V185L240 186ZM111 185L116 186V187H113V186H111ZM133 185H135V188H136V187L138 188V189L136 188L137 191H138V190H142V189H140V188H143V191H144V192L139 191V193L141 192L142 194H141V193L138 194V192L136 191V192H137V193H136V192L134 191V190H136V189L134 188ZM223 185H225L224 189L226 188V189H227L226 191L223 190ZM234 185H237V186H234ZM255 185H256V186H255ZM110 186H111L112 188H111ZM119 186H118V187H119ZM138 186H139V187H138ZM142 186H143V187H142ZM144 186L146 187V189H144V188H145ZM204 186H205L206 188L208 187V188H207L208 191L206 190V188H203L204 190H203V189H202V190L200 189V188H202V187H204ZM101 187H100V188H101ZM118 187H117V188H118ZM155 187L158 188V189H156ZM198 187H199V189H198ZM218 187H219V188H218ZM235 187L238 188V189H236ZM254 187H255V188H254ZM100 188L98 189V191H97V189H96V191L99 192V195H100V194L102 195L104 192H106V193L108 194L107 199H105V198H106V197H105L106 195H105L104 197H103V195L100 196V197H102L101 199L104 198L105 203H107L106 205H109L110 202H111V200L113 201L112 197L114 196V202H111V204H112L113 206H112V205H111V206L109 205L110 207H112V210H111V208H110V212L107 211V207H106V209H105V210H106V212H105V211H104V208H103V207H105V206L102 205V203H104V201H103V200L100 201V202H101V205H100V203H99V201H98V199H97V201H98V207L100 208V206H101V208H100V209H97V210H99V213H97V211H96V213H95L96 215H94V213H93L94 211H93V210L97 207V205H96L97 203L95 204L96 201H95L94 199H96V196L99 197V195H96V196L94 195V198L92 197V199H93L95 202L92 201V200L89 199V198H88V199L91 200V201L87 200V201H89V202H87V201H86L87 198H86L85 201H86L87 203H86V204L84 203L85 206H86V208H85V207H84L85 209H82L81 207H79V208H80L83 212H84V210H86V209L89 210L88 212H85V213H84V214L87 213L86 215H88L89 213H90V214L93 213V214L90 215V217L92 216L91 218H99V217H97V216L100 215V210L102 211V208H103V211H104L105 215L107 214V212L109 213V215H107V218H108V217H109V218H108V219L106 218L109 222H107L105 219H104V220H105L106 222H105V221L103 222V219H102V222H101V221H100V218H99V219H96V220H98V223H99V224L103 223V225H105L104 223H106V224L108 223V224H107V227H108L110 224H112V226L114 225V227H113L112 229H115V227L119 226L122 230L119 229V227H117V228L119 229V232L121 231V233H122L121 236H124L125 233H123V232H124L123 229H125V231H126V228H125V225H124V224H121V223H125V222H121V223H120V221H121V219H122V216H123L122 214H123V213L125 214V210H124V208H126L123 204L128 200L129 196H130V197H134V195L130 192V193L133 195V196H131L130 194L127 193L128 191L126 192L127 194H126L125 192L123 193L122 189H121V191H118V190H120L119 188L116 189L117 191L115 190L116 192H115V191H111L112 193L115 192V195H114V194L109 195V193H108L109 191H104V192L101 193L100 191H102L103 188H102V189H100ZM174 188H175V190H176V191H175V194H176V192L180 191V192H179L180 195H179L178 193H177L176 195L173 193V192H174ZM250 188H251V189H250ZM262 188H263V189H262ZM106 189L108 190V188H104V190H106ZM110 189H111V190H110ZM128 189H129V187H128ZM155 189H156V190H159V193L161 192L160 194H161L162 197L160 196V194H158V196L155 194V193H156V192H155ZM163 189H162V190H163ZM234 189H235V190H234ZM244 189H247V191L245 190L246 192H244ZM249 189H250V190H249ZM129 190H130V189H129ZM238 190H239V191H238ZM204 191H205V192H204ZM211 191H212V193H211ZM97 192H96L95 194H98ZM111 192H110V194H111ZM117 192H119V193L122 192V193L124 194V195H123V194H121V195L118 194V195H120V198H121V200H122V202H123V204H122V202H121V205H122V206L120 205V201H119V203L116 202L117 200H120V198H118L119 196L116 195ZM185 192H186V193H185ZM230 192H231V193H230ZM238 192H239V193H238ZM251 192H252V194H251ZM143 193H144V194H143ZM157 193H158V191H157ZM169 193H171V194H169ZM237 193H238V194H237ZM230 194H231V197H229ZM127 195H128V196H127ZM141 195H143V196H141ZM177 195H178V196H177ZM189 195L192 196V198H191L192 200H191V201L194 200L193 204H191L190 201H188V200H190ZM222 195H223V196H222ZM224 195H225V196H224ZM257 195H258V196H257ZM109 196H111V197H110L111 200L108 199ZM116 196H117V198H116ZM122 196H125V197L122 198ZM140 196H141L142 198H141ZM159 196H160V197H159ZM181 196H180V198H181ZM193 196H195L196 199H198V200L193 199V198H194ZM214 196H217V197H215L216 199L214 198ZM218 196H219V197H218ZM220 196H222L221 200H220ZM256 196H257V198H256ZM127 197H128V198H127ZM157 197H158V198H161V199L158 200ZM163 197H164L165 199H164ZM183 197H184V196H183ZM203 197H205V198H203ZM207 197H208V198H207ZM210 197L212 198V200L210 199ZM251 197H252V198H251ZM124 198H125V199L127 198V199L124 200ZM173 198H174V197H173ZM180 198H179V199H180ZM187 198H189V199L186 200ZM235 198H236V199H235ZM246 198H249L251 203H253V202H252L253 200H254L255 202L258 201L257 203H255V204H257V206L255 205V207H254V205L251 204V203H249V202L246 200ZM99 199H100V198H99ZM116 199H117V200H116ZM130 199H131V202H134V201H132V198H129V201H127V204L130 202ZM162 199H163V200H162ZM167 199H168L169 201H168ZM201 199H202V202H201ZM204 199H205V200L208 199L209 201L206 200V202H205ZM251 199H253V200H251ZM106 200H108V201L106 202ZM123 200H124V201H123ZM143 200H144V198H143ZM171 200L174 201V202H172ZM210 200H211V203L213 202L212 205L215 204L214 206H211V204L209 203L210 206L213 207L212 209H213L214 211L209 210V209H210V206L208 207V205H209L208 202H210ZM215 200H217V201H215ZM227 200H229V199H227ZM244 200H246L247 202H245ZM85 201H84V202H85ZM109 201H110V202H109ZM159 201H161V202H159ZM164 201H165V202H164ZM167 201H168V202H167ZM180 201H181V199H180ZM185 201H186L187 205H186ZM198 201H199V202H198ZM90 202H92V203L94 202L93 204H94L95 208L92 207V206H90V205H91ZM142 202H143V201H142ZM145 202H146V201H145ZM148 202H147V204H148L147 207L150 205ZM158 202H159V203H158ZM166 202H167V204L172 202V205L175 206V207H173L171 204L166 205V204H165ZM195 202H197V203H195ZM200 202H201V203H200ZM214 202H217V203H214ZM228 202H229V201H228ZM231 202H229V203H231ZM88 203H89V204H88ZM105 203H104V205H105ZM189 203H190V206L193 207V208H192L193 211L190 210L191 208L189 209V205H188ZM199 203L201 204V208H202V206H204L202 203H205V206H206V207L204 206V208H207V207H208L207 210L205 209V210H206V211H205L204 208H203L202 211L200 212V209H199V208H200V207H199L200 204H199ZM219 203L221 204V202H219ZM258 203H259V204H258ZM261 203H262V202H261ZM93 204H92V205H93ZM132 204H134V203H132ZM156 204H158V205H156ZM180 204H181V205H180ZM182 204L185 205L184 209H186V208L188 207V209L190 210V211H189L190 215L192 214V215H191L192 217H190V216H189V213H187L188 209H186L187 211H186V210H185V211H184V210L182 211V212L184 213V214L182 213V215H183V216H182L181 213H180L181 209L179 210L178 213H179L180 215L178 214V216H179V217H182L183 220H185L184 223L182 222V220H180L179 217H178L179 219L176 218V217H177V216H176L177 213H176V215H175V213H174V215H172L173 212L170 211V210H171L170 206H172V208H173L172 210H173V211H174V209L177 207V208L175 209V212H177V211H178L177 209H179V208L182 206ZM194 204H195V205H194ZM196 204H199V206H197L198 209H199V210H197L198 213H197V211H196V209H197ZM206 204H208V205H206ZM220 204H218V205H216V206H219L217 209L220 208L219 210H222L224 207L221 208V207H220ZM226 204H227V203H226ZM240 204H241V203H240ZM249 204H251V207H250ZM263 204H264V203H263ZM88 205H89L90 209L87 207ZM114 205H119V207L121 208V210H124V212H122V211H118L119 208L117 209V207L114 206ZM125 205H126V204H125ZM129 205H130V204H129ZM129 205H128V207H129ZM151 205H153V204L151 203ZM155 205H156V206H155ZM164 205H165V207H162V206H164ZM176 205H178V206H176ZM179 205H180V207H179ZM223 205H224V204H223ZM223 205H222V206H223ZM258 205H259V206H258ZM123 206H124V207H123ZM131 206H132V205H131ZM194 206H195V207H194ZM246 206H245V207H246ZM248 206H249L250 209H251V210L249 209L250 211L248 210V208H249ZM98 207H97V208H98ZM115 207H116V211H115V209H114ZM122 207H123V208H122ZM128 207H127V208H128ZM178 207H179V208H178ZM252 207H253V208H252ZM92 208H93V209H92ZM108 208H109V207H108ZM168 208H169V211H168ZM263 208H264V206H263ZM194 209H195V210H194ZM261 209H260V211H258V212H261L260 215L263 217V212H262L263 210H261ZM90 210H92L93 212L90 211ZM113 210L116 212V214L119 212V213H118V216H119V214L122 215L121 218H120V216H119V220H120V221H119L118 218H117L118 216L116 217L117 219H115V214H114V212H113L114 216H112V211H113ZM128 210H129V208H128ZM157 210H158V208H157ZM160 210H159V211H160ZM203 210H204V211H203ZM208 210H209V212H208ZM219 210H218V212H219ZM130 211H131V210H130ZM191 211H192V212H191ZM223 211H224V210H223ZM223 211H222V212H223ZM170 212H172V213H170ZM199 212H200V215H199ZM205 212H206V213H205ZM102 213H103V212H102ZM104 213L101 214L102 217H103V216L106 217V216L104 215ZM121 213H122V214H121ZM161 213H164V212H161ZM165 213H164V215H163V214H162V215L160 214L157 218L159 219L160 216H161V217H162V216H163V217H166V216H165V215H166ZM186 213H187V214H186ZM193 213L198 214L197 216H199V217H196V219H193L194 216H195V214H193ZM201 213H204V214H201ZM207 213H208V215H206V218L204 219V218L202 217V215L205 217V214H207ZM97 214H98V215H97ZM110 214H111V215H110ZM129 214H130V213H128V216L125 214V215H126L125 217H127L126 222L128 221V219H129V217H130ZM169 214H170V215H169ZM222 214H224V213H222ZM222 214H221V216H222V218H224ZM245 214H246V213H245ZM86 215L84 216V218H86ZM136 215H137V214H136ZM171 215H172L173 217H171ZM184 215H186L187 217L184 216ZM193 215H194V216H193ZM218 215H217V217H219ZM246 215H247V214H246ZM246 215H245V216H246ZM260 215H258V217H259ZM95 216H96V217H95ZM156 216H157V215H156ZM175 216H176V217H175ZM200 216L202 217L201 219H204V222H202V223H200V222H201V221H200L201 219H199ZM209 216H210V215H209ZM209 216H208V217H209ZM245 216L242 217L243 220H246V219H244V218H246ZM249 216H250V214H248L247 217H249ZM261 216H260V218H258L259 220L262 219ZM87 217H89V215H88ZM90 217H89V218H90ZM100 217H101V216H100ZM125 217H123V219H125ZM131 217H132V216H131ZM163 217H162V219L160 218V221H161V220H165V218L163 219ZM169 217H167L166 220H165V221L168 222V223L171 222V221H173V219L169 221ZM188 217H190L191 220H190V218H188ZM210 217H211V216H210ZM250 217H251V218H250V221H251V222H249V221H248L249 219L247 218V220H246L245 222H246V223L249 222L250 224L247 223L246 226L250 225L249 228H250V227H252V228L254 227V229L251 230V228L249 229L248 227H245V226H244L245 229H243V231H244V230H245V231H247V230L249 231V230H250L251 233H248V232H245V231H244L243 234H242V235H243V238H242V235H241V237H240L239 235H236V236H239L240 239L242 238V239H241L242 242H243V239H244V242H247V241H246V240H247L246 238H248V243H245V244H247V245H245L244 243L241 244V242H240V245H243V244H244L245 246L243 245V246H242L243 248L248 247V246L251 245L250 248H248V250H250V249H251V250L254 249V250H256V251L252 250V252L254 251L253 253L250 252L251 250L248 251V253L250 252V255H251V256H247V257H248V258H247L248 261L245 259L246 257L243 258V255H244V254H243L242 256H241L240 254H239L240 256L237 255L236 258H237L238 260H237V259H234V260L236 261L237 264H250L251 262H252L251 264H264V243H263V242H264V226L261 225V223L263 224V222L259 223L260 221L257 220V217H256V216H253V217H252V215H251ZM89 218H88V220H89V221H88L89 224L86 225L88 222H87L86 224L83 223V222H86V220L83 219L84 221H82V225H86V226L88 227V226H90V223H91V224H96V225H94V226L97 228V224H98L97 221H95V219H91V218L89 219ZM137 218H138V216H137ZM185 218H187V219H185ZM219 218H221V217H219ZM219 218H218V219H219ZM222 218H221V220H222ZM110 219H111L112 221H111ZM130 219H133V218H130ZM198 219H199V221H200L199 223H198ZM225 219H226V218H225ZM251 219H252V220H251ZM254 219H255V220H254ZM91 220H94L96 223H95V222L93 223ZM116 220H117V222H116L117 224H115V223L113 222V221H116ZM137 220H138V219H137ZM139 220H140V218H139ZM155 220H157V219H155ZM155 220H154V221H155ZM167 220H168V221H167ZM188 220H189V221H188ZM243 220H242V221H243ZM256 220H257V221H256ZM90 221H91V222H90ZM110 221H111V222H110ZM118 221H119V223H118ZM135 221H136V220H133L132 222L134 223V226H137V225H135V224H136ZM160 221L158 220L159 223H160ZM165 221H164V222H165ZM177 221H178V222H177ZM179 221L182 222V223L179 224ZM214 221H215V219H214ZM253 221H254V222H253ZM255 221L258 222V223H256ZM261 221H263V220H261ZM112 222H113L114 224H113ZM128 222H129V221H128ZM128 222H127V223H128ZM166 222H165V223H166ZM174 222H171V223H172L171 225H172V227H173V225H174L173 230H176V227H175V223H174ZM216 222H218V221H216ZM245 222L243 223V225L245 224ZM109 223H110V224H109ZM133 223L130 222V223H129L130 226H131V224H133ZM138 223H139V221L137 222V224H138ZM140 223H141V222H140ZM155 223H156V225L158 224L157 221H155ZM173 223H174V224H173ZM204 223H205L206 225L208 224V231H206L207 227H205L206 225H205ZM222 223H223V222H222ZM222 223L219 222L218 225H220V224H222ZM254 223H256L255 226L253 225ZM99 224H98V225H99ZM118 224H121V225H118ZM129 224H128V225H129ZM142 224H143V223H142ZM160 224H161V225H159V226H160V231H161V226H162L163 222H161ZM184 224H185V225H184ZM188 224H189V226H188ZM188 224H187V227H186V228H188V230H190V229L192 228V225H190V223H188ZM251 224H252V225H251ZM82 225H81V223H80L79 228H81ZM115 225H117V226H115ZM123 225H124V226H123ZM163 225H164V224H163ZM167 225H168V224H165V227H163L162 229H165V228L167 229V228H168V229H169V230L167 229L168 232L165 231V230H166V229H165V230H164L165 233H164V231L162 230L161 232H159V233L156 232L155 234H156V235H159V234H160V237H158V239H159V238H160L161 240L163 239V242H164V243H165V242L171 243V242L169 241V239L172 237V234L175 232V233H174V234H175L174 236H176V237H174V236L172 237L173 242H174V243H172V244H174L173 247L171 246L172 250L170 249L169 244L167 245V243H165V244H166V251H164V250H165V246H164V250H163L162 248L157 247V246L153 243L157 248L154 247V248L152 249V251H150V253H149L148 250H150L151 248L148 249V248H149V243H147V242H148L149 240L152 241V239L155 238V237H151L152 239H149L150 236H148V235H146V233H144V235H146V238L148 237V240H146V238H145V240H144V235H143V234H142L143 237H141V239L143 238L144 242H143V240L141 241V240L139 239V240L142 242L141 246H142L143 248H144V245H145V246L148 245V248L145 247V249L147 248V251H146V252H148V254H149L150 256H152V255L154 254V255L152 256L153 259H151V260H155V259L159 260V259H160V261H157V262H155L156 260L153 261L152 264H153L154 262H155L156 264H164V263H166V262L168 263V262H169L168 260H171L170 262H171L172 264H174V263L176 264L177 262H175L174 260H176V259H180L181 256H183L184 254L186 255L188 252L191 254V252H192L191 249L194 250V248L196 247V245L194 246V245H192V244H193V243H194V244L197 243L196 240H198V242H199V240H200V244H199V243H198V244L200 245L201 249H205V248L207 247V243H208V242H209V245H210V241H211V240L206 241L207 243H204L205 239H204V241H203V238H204V236H205L206 234H204L203 237H200L202 240H201L199 237H198L199 239L196 237L197 239L194 240L195 237L193 236V237H194V238H193L194 242H191L189 239H192V238H189L188 240H187L186 238H187V236H188L189 234H190V236H191V235H194V234H192V233H194V232H191V231H190L191 233H189V231H187V229L185 230L186 232H185V231H182V230H184V228L182 229V227H181V228L179 229V230H181V233H180V235H179V233L177 232V230L173 232V230H172L171 227H170V223H169V226H167ZM196 225H197V226H196ZM199 225H200V226H199ZM201 225H202V226H201ZM263 225H264V224H263ZM105 226H106V225H105ZM105 226H104V229L102 228L103 230L106 229ZM121 226H122V227H121ZM159 226H158V227H159ZM166 226H167V227H166ZM90 227H93V225L90 226ZM154 227L156 228L157 226H155V224H154ZM158 227H157V228H158ZM169 227H170V228H169ZM200 227H202V229H203L204 227H205V228L202 230V229H200ZM217 227H219V226H217ZM221 227H222V225L220 226V228H221ZM244 227H243V228H244ZM79 228H78L77 232L80 230ZM82 228H83V227H82ZM96 228H95V231L98 230V228H97V229H96ZM117 228H116V229H117ZM189 228H190V229H189ZM198 228H197V229H198ZM247 228H248V229H247ZM85 229H86V227H85ZM87 229L89 230L88 233H90V228L88 227ZM87 229H86V230H87ZM93 229H94V228H93ZM93 229L91 228V232L94 231ZM102 229H99V232H100V230H101V232H102ZM118 229L116 230V234H118ZM158 229H159V228H158ZM218 229H219V228H218ZM221 229H222V228H221ZM82 230H83V229H82ZM86 230L83 231V232H84V233H85V232L87 233ZM170 230H171V232H173L172 234H171ZM179 230H178V231H179ZM191 230H192V229H191ZM204 230H205L206 232H205ZM223 230H224V228H223ZM254 230H256V231H254ZM80 231H81V230H80ZM80 231L78 232V236H79V234L81 233L82 236L84 237L85 235L83 234V232H80ZM95 231H94V232H95ZM111 231H112V232H111ZM111 231H110L111 233H113V232H114V233L111 234V233L109 232V233H106V234H107V236H108L109 234H111L110 237H111L112 239H107L106 234H105V236H104V234L102 235V234L100 233L104 238L106 237V239H102L103 237L100 236V235L98 234V233H99L98 231L95 232V233L93 232V233H91V234L86 235V236H88V237H86V238H87V239L89 238V239H92V240H93V238H95V239L93 240V244H95L96 242H100V245H99L98 243H96V244H97V247L99 248V247H101V246L103 245L102 248L104 249V251H105V252L109 251L110 254H109V253L102 252L103 249H100V252H101V253H104V254H109V258H113V257H110V255L112 256V253H111V252L116 253L115 256H116V255L120 256V255L123 253V252H122V253L120 252V251H122L121 248H122V249H123V248H124V249H129V248L132 249V248H133L132 250L129 249L130 251H129V250H126V251H125L124 254H125V255L127 254L126 256H128L129 253L132 254L133 252H135L134 250H135L138 246L136 247L135 245H134V246L131 245V242H132L133 240L130 241V244H129V243H126V241L129 242V239H130V238H129L128 240H126V241H122L123 243H119V242H121V240L118 238V237H120V233H119L118 235H116V237H115V235H114V234H115V231H114V230H111ZM157 231H158V230H157ZM192 231H194V229H193ZM196 231H195V233H196ZM201 231H200V232H201ZM211 231H212V234H213V235H215L216 237L218 236L217 241H219V240L221 241V239H222L221 242L219 241L221 244H219V242H218V243L215 242V241H216V240H215L216 238H215V239H214V238L212 239ZM250 231H249V232H250ZM252 231H253V232H252ZM146 232H147V231H146ZM162 232H163V233H162ZM169 232H170V235H171V236H170V235L167 236V234H169ZM176 232H177V234H176ZM254 232H255V233H254ZM102 233H103V232H102ZM139 233H140V234H139ZM139 233H138L139 235L135 236L136 238H134V237H133V238H134V241H135L134 243L136 244V242H137L136 245L139 244V246H140V243H141V242L139 243V241H136V240H137L140 236H142L141 233H143V232H139ZM147 233H149V231H148ZM150 233H151V232H150ZM150 233H149V235H151ZM157 233H158V234H157ZM161 233H162V235H161ZM166 233H167V234H166ZM246 233H248V235H247ZM81 234H80V236H81ZM94 234H95V235H96V234L99 235V238L97 237V235L95 236ZM163 234H164V235H163ZM208 234H209V233H208ZM222 234H223V236H222ZM245 234H246V235H245ZM249 234H250V235H249ZM75 235H77V234H75ZM75 235H74V237H76L77 240L74 239V240L76 241V243H74V244L77 245V243H78V245H79V242L81 241L82 238H81L80 236H79V237H80L81 239H80L79 237L77 238V236H75ZM92 235H93V238H91ZM153 235H154V234H153ZM156 235H155V236H156ZM165 235H166V236H165ZM178 235H179L178 238H180V239H177V236H178ZM198 235H200V233H198ZM230 235H231V234L229 233V236H230ZM253 235H254V236H253ZM90 236H91V237H90ZM112 236H113V237H112ZM151 236H152V235H151ZM163 236H165L167 239H166L165 237L163 238ZM169 236H170V237H169ZM190 236H188V237H190ZM195 236H197V233H196ZM200 236H201V235H200ZM207 236H209V235H207ZM215 236H214V237H215ZM224 236H225V237H224ZM231 236H232V235H231ZM231 236H230V237H231ZM244 236H247V237L244 238ZM101 237H102V238H101ZM108 237H109V236H108ZM110 237H109V238H110ZM114 237H115V238H114ZM131 237H132V236H131ZM137 237H138V238H137ZM161 237H162V238H161ZM191 237H192V236H191ZM222 237H224V239H223ZM232 237H234V236H232ZM133 238H131V239H133ZM207 238H208V237H206V239H207ZM228 238H229V237H228ZM72 239H73V238H72ZM83 239H85V237H84ZM83 239H82V242H83ZM96 239H98V240L95 241ZM101 239H102V241H101ZM114 239H115V242H116V243L118 242V243L121 244V245L118 246L119 244H116L117 246L114 247V249H113V246L115 245V244L113 245V243H114ZM116 239H117V240L119 239V240L117 241ZM135 239H136V240H135ZM175 239L177 240V242H176ZM185 239L187 240L186 242H185ZM218 239H219V240H218ZM229 239H231V238H229ZM235 239H236V237H234V241L236 242ZM237 239H239V238L237 237ZM240 239H239V240H240ZM252 239H253V240H252ZM63 240H64V239H63ZM92 240H91V241H92ZM103 240H104V241H103ZM109 240H111V242H112V240H113V243H109L110 245H113V246L110 247V245L107 244L106 247H109L110 249L106 251V249H105L104 246H105L106 242H110ZM155 240H157V237L155 238ZM155 240H153L152 242H154ZM170 240H171V239H170ZM174 240H175V241H174ZM183 240H184V241H183ZM193 240H192V241H193ZM207 240H208V239H207ZM227 240H228V239H227ZM64 241H65V240H64ZM64 241H63V242H64ZM78 241H79V242H78ZM85 241L87 242L88 240L85 239ZM85 241H84V242H85ZM145 241H147V242H145ZM158 241H160V240H157L155 243H160V242H161V241H160V242H158ZM189 241L191 242V243L189 244L190 246L184 245V244H188ZM202 241H203V242H202ZM65 242H66L68 245H70V247H66L64 243H62L61 246H63V244H64V246H65V248H66L67 250H68V249L71 250V248H72V250H74L73 247H77V248H79V249H78V251H79V250H80V247H81V248L83 247V245L81 246V243H80V247L74 245V244H73L74 241H72V240H71V242H70V243H72V245H71L68 241H65ZM124 242H125L126 244H125ZM163 242H161L160 244L162 245ZM175 242H176V243H175ZM227 242H228L229 244H228ZM237 242H239V241L237 240ZM103 243H104V244H103ZM134 243H133V244H134ZM143 243H144V245H143ZM145 243H147V244H145ZM212 243H213V242H212ZM214 243H213V245H215ZM67 244H66V245H67ZM86 244H87V243H86ZM96 244H95V245H96ZM101 244H102V245H101ZM122 244H123V246H122ZM124 244H125L126 247H127L128 245L131 246V247H127V248H126V247H124ZM150 244H151V243H150ZM160 244H158V245L160 246ZM172 244H171V245H172ZM177 244H178V245H177ZM179 244H180V245H179ZM181 244H182V245H181ZM84 245H85V244H84ZM87 245H88V244H87ZM91 245H92V242L90 243V240H89V245H88V247L91 246ZM98 245H99V246H98ZM108 245H109V246H108ZM163 245H164V244H163ZM175 245H176V246H175ZM191 245H192L194 248H190ZM234 245H239V244L237 243V244H234ZM61 246H60V248H59V249H61V250H58V252H59V251H62V250L66 252L67 250H65L64 247H62V248H64V249H62ZM132 246H133V247H132ZM141 246H140V247H141ZM150 246H151V245H150ZM152 246H153V245H152ZM152 246H151V247H152ZM168 246H169V248H168ZM180 246H182L183 248H181ZM184 246H185V247H184ZM197 246H198V245H197ZM84 247H85V246H84ZM84 247H83V249H84ZM94 247H95V246H94ZM97 247H95V248H97ZM117 247H119V248L121 247V248H120V251H118L119 248H117ZM134 247H136V248L134 249ZM140 247H139V248H140ZM175 247H176V250H175ZM251 247H252V248H251ZM85 248H86V249H84V250H86V252H87V246H86ZM95 248H91V247H90L91 250L94 249V250H96V252H97L98 250L95 249ZM155 248H156V249H155ZM167 248H168V250H167ZM173 248H174V249H173ZM177 248H181V249H177ZM184 248H185V249H184ZM255 248H256V249H255ZM83 249H81L82 251H80L79 254H80V253L83 254V253L85 252ZM111 249H112V251H110ZM115 249H117V250H115ZM137 249H138V248H137ZM145 249H144V250H145ZM182 249H184V251H182ZM187 249H188L187 253H184V254H183V252H185ZM72 250H71V251H72ZM75 250H77V249L75 248ZM75 250H74V252L72 251V253H75V255H73L72 253H66V254H72V255H73V258H74V256L79 255L78 252L75 251ZM91 250H90V251H91ZM94 250H93V251H94ZM113 250H115V251H113ZM153 250H154L155 252L152 254ZM178 250L180 251V253L178 252ZM71 251H70V252H71ZM93 251H91V252L94 253ZM116 251H118V252L121 253V254L119 255V253H117ZM131 251H132V253H131ZM174 251H176V252H175V254L172 256V254L174 253ZM181 251H182V253H181ZM76 252H77V254H76ZM86 252H85V253H86ZM96 252L94 253V255L96 254ZM98 252H99V251H98ZM98 252H97V253H98ZM100 252H99V253H100ZM127 252H128V253H127ZM164 252H165L166 254H165ZM169 252L172 253V254H170V255H171L173 258H175V257H177V258H176V259H173V258L171 257V258H169V259L167 258L168 260L166 259L165 261H164V259H161L162 256H164V258H166V255H169V254H167V253H169ZM193 252H194V251H193ZM193 252H192V254H194ZM101 253H100V254H101ZM155 253H156V255H155ZM178 253L180 254V256H179ZM189 253H188V254H189ZM251 253H252V254H251ZM59 254H63V252H60ZM66 254H65V255H66ZM82 254H81V255H82ZM87 254H89V253L87 252ZM90 254H91V253H90ZM124 254H123V255H124ZM133 254H134V253H133ZM163 254H164V255H163ZM176 254H178V255H176ZM188 254H187V256H190V258H192V259L195 258V257H193L192 254H191V255H188ZM65 255H63V256H65ZM170 255H169V257H170ZM175 255H176V256H175ZM185 255H184V256H185ZM194 255H195V254H194ZM245 255H248V254L246 253ZM245 255H244V256H245ZM59 256L63 257L62 255H59ZM106 256H107V255H106ZM106 256H105V258H104V256H103V257L101 256L102 259H100V256H96V257H94V263L96 264L98 260L101 261V260H103V259L106 261ZM113 256H114V254H113ZM118 256H116V258H118ZM154 256H156V257H158V258H154ZM160 256H161V257H160ZM178 256H179V258H178ZM184 256H183V257H184ZM195 256H196V255H195ZM78 257L81 258L80 256H78ZM78 257H77V258H78ZM107 257H108V256H107ZM120 257H121V256H120ZM167 257H168V256H167ZM183 257H182V258H183ZM240 257L242 258V260L244 259V260H243L244 262L240 259ZM250 257H251V258H250ZM71 258H72V257H71ZM71 258H69V260H70ZM73 258H72V262H75L76 260L73 261ZM75 258H76V257H75ZM75 258H74V259H75ZM77 258H76V259H77ZM79 258H78V260H77L78 262H79ZM96 258L98 259L97 261H96ZM182 258H181V260H180V264L183 262V261H182ZM190 258H189V260H191ZM249 258H250V259H249ZM82 259H83V258H81L80 261H82ZM113 259H114L115 262L117 261V259H115V257H114ZM113 259H109V260H107V262H108V263H109V261H110V262H114ZM172 259H173V261H172ZM111 260H112V261H111ZM162 260H163V262H162ZM189 260H188V261H189ZM239 260H240L241 262H240ZM105 261H104V263H106ZM176 261L179 262V260H176ZM181 261H182V262H181ZM232 261H233V260H232ZM235 261H233L234 263L230 262V263H228V264H231V263H232V264H235ZM161 262H162V263H161ZM170 262H169V263H170ZM191 262H193V261L191 260L190 263L188 262L187 264H192ZM238 262H239V263H238ZM54 263H55V262H54ZM76 263H77V262H76ZM101 263H103V262L101 261ZM167 263H166V264H167ZM169 263H168V264H169ZM171 263H170V264H171ZM185 263H186V262H185ZM185 263H184V264H185ZM56 264H61V263L58 262V263H56ZM90 264H91V263H90ZM98 264H99V263H98ZM177 264H179V263H177ZM193 264H213V263H212V260H211L210 258H206V259H204V260H201V258H200V259H197V256H196V259L194 260Z\"/></svg>","mask_w":264,"mask_h":264}]
</instances>
